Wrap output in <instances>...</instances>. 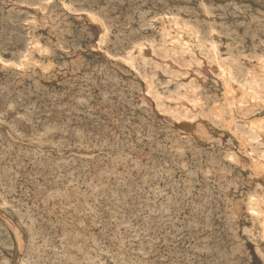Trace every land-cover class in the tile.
Returning <instances> with one entry per match:
<instances>
[{
  "label": "rangeland",
  "instance_id": "obj_1",
  "mask_svg": "<svg viewBox=\"0 0 264 264\" xmlns=\"http://www.w3.org/2000/svg\"><path fill=\"white\" fill-rule=\"evenodd\" d=\"M13 1V2H12ZM50 1V2H49ZM59 1L60 4H59ZM71 1H74L71 3ZM0 0V56L3 59H7L9 61L17 62V60H19V58L21 57L22 53L25 52H29L32 54V57L34 58V62H36V64L34 66H30L28 67L29 69H14V68H5L0 66V81L4 82L3 84L0 82V155H1V160H0V264H264V259L262 257L263 254V250H264V246L262 244V242L257 238V233H258V229L257 226L253 224L251 218L246 215V211H245V202L246 199L249 197L248 195H254V196H258L260 198H263V194H264V170L259 171V172H255V173H251L248 172L246 170H243L241 168V165L237 162H232V163H227L228 161H226L225 156L229 153V151L237 157L240 160L239 161H244L246 160V154H245V150L249 149V139H247V135L243 136L241 134L242 131H248L249 130L252 131V134L257 141H259V143H261L260 145V150L264 151V139H263V135H264V99L263 100H257L256 101H251L250 99H248L249 102H247L245 104L246 107H250L252 106V110L253 113L249 114L244 120L237 121V126H238V131L236 130H232L231 127L227 126V125H223L221 124L219 121L216 122H211V121H207L206 119L196 116L195 114H193V110H194V105L192 106L193 102V94L190 91L191 87H195L197 85H200L201 88H205L206 90L208 89H214L217 87L218 83H221V75L219 70H214L213 68H210L207 63L205 62L203 56L197 54V57L199 59V61H197V63L200 65L197 66V64L193 63V65L184 67L182 64H179L177 62H173L170 60V58H166L165 55L163 54L162 51H160V40L161 38H159V36L161 37V21L165 22V25L167 26H171V24L166 23L167 21V17L168 14H173V15H181V18L184 17V19L187 21H195L197 20V18H199L200 21L203 20L204 23L208 22V17H205V13L203 10L207 9L209 10V12H211V16L213 14V16H218V17H211V20L213 22V24L216 26L217 29H220L219 31H221L222 33H226L227 35L230 34V39H231V43L233 41L234 46H240V47H244V48H248L251 49L252 47H257L256 49H260L259 52L264 54V38L262 39V37H264V22H263V15H264V1L263 0H233V2L235 4H238V2L240 4L234 6V3L231 1H227V0H214V2H212V0H154L151 2V0H125L126 2H124V0ZM85 1V2H84ZM108 1H110L108 3ZM113 1V2H112ZM144 1V2H141ZM158 1V2H156ZM162 1V2H161ZM168 3H167V2ZM183 1V3H182ZM189 1V2H187ZM192 1V2H191ZM199 3H198V2ZM204 1V2H203ZM226 1V2H225ZM238 1V2H237ZM242 1V2H241ZM261 3H260V2ZM2 2V3H1ZM32 2V3H31ZM78 2V3H77ZM89 2V3H88ZM102 2V3H101ZM105 2V3H104ZM134 2V3H133ZM146 2V3H145ZM173 2V3H172ZM181 6H178L177 3ZM180 2V3H179ZM208 3L206 5V3ZM223 2V4H221ZM260 4H259V3ZM130 3V4H129ZM162 3V4H161ZM164 3V4H163ZM189 5L187 6L186 5ZM201 3V4H200ZM210 3V4H209ZM214 3V4H213ZM231 3V4H229ZM256 3V6H254V4ZM263 3V4H262ZM20 4V5H19ZM24 4V5H23ZM72 4V5H71ZM90 4V5H89ZM93 4V5H92ZM102 4V5H101ZM107 4V5H106ZM113 4V7L112 5ZM116 4H118V7L116 6ZM133 4V5H132ZM135 4V5H134ZM152 4H155L152 6ZM161 4V7L160 5ZM167 4V5H166ZM175 4L177 6H175ZM185 4V5H183ZM192 4V5H191ZM198 4V6L196 5ZM204 4V5H203ZM212 4V5H211ZM221 6H219V5ZM244 4V5H242ZM249 4V5H248ZM35 5V6H34ZM63 5V7H62ZM71 5V7H69ZM107 6V8L105 6ZM126 5V6H125ZM132 5V6H131ZM142 5V6H141ZM145 5V6H143ZM170 5V6H169ZM173 5L175 7H173ZM195 7H194V6ZM204 7H202V6ZM208 5H210L208 7ZM215 5V6H214ZM233 5V7H232ZM240 5V6H239ZM241 5H242V9H241ZM248 8H246V6ZM253 5V6H252ZM259 5V6H257ZM262 5V8L260 7ZM99 6V7H97ZM116 6V7H115ZM134 6V7H133ZM135 6L138 8H135ZM148 6V7H147ZM163 6V7H162ZM166 6V7H164ZM183 6V9H182ZM217 6V7H216ZM225 6V8H224ZM230 6V7H229ZM2 7V8H1ZM61 7V8H60ZM91 7V8H90ZM110 7V8H109ZM156 7V8H155ZM159 7V9H158ZM173 7V8H172ZM179 9H178V8ZM187 7V8H186ZM199 9L200 10H193V9ZM207 7V8H206ZM248 9L245 10L244 9ZM259 7V8H258ZM76 8V9H75ZM84 8V9H83ZM86 8V9H85ZM109 8V9H108ZM143 10H142V9ZM163 10H161V9ZM167 8V9H166ZM177 8V9H174ZM181 8V9H180ZM203 8V9H202ZM205 8V9H204ZM219 8V9H218ZM221 8H224L221 9ZM229 8V9H228ZM238 8V9H237ZM240 8V9H239ZM253 8V9H251ZM110 11H108V10ZM137 9V10H135ZM173 9V10H172ZM190 9V11L188 10ZM227 9V12H226ZM236 10L234 12V10ZM257 9V10H256ZM68 12H67V11ZM71 10V12H70ZM74 10V11H73ZM97 12H96V11ZM135 10V11H134ZM145 10V11H144ZM161 10V11H160ZM168 10H172L168 11ZM188 10V12H187ZM252 10V11H251ZM257 12H256V11ZM7 13H6V12ZM52 14H50L49 12H52ZM56 11V12H55ZM93 11V12H92ZM139 11V12H138ZM149 11V12H146ZM151 11V12H150ZM164 11V12H163ZM168 11V13L166 12ZM178 11V13H177ZM191 11L193 13H191ZM196 11V12H194ZM201 11V13H200ZM219 13H216V12ZM222 11V12H221ZM225 11V12H224ZM231 12V14L228 12ZM242 11V13H241ZM260 11V12H259ZM262 11V12H261ZM75 12V13H74ZM83 12V13H82ZM86 12V14H84ZM142 12V13H141ZM156 12V13H155ZM160 14L158 15L157 14ZM164 15H163V13ZM177 14H176V13ZM226 13V15L224 13ZM251 12V13H250ZM255 12L257 13V15L255 14ZM259 12V13H258ZM77 13V14H76ZM82 13V14H81ZM89 13V14H88ZM93 13L95 15H93ZM106 13V15H105ZM110 13V14H109ZM131 13V14H130ZM137 13V14H136ZM141 13V15H140ZM154 13V15H153ZM175 13V14H174ZM186 13V14H184ZM195 13V14H194ZM223 13V15L221 14ZM240 13V14H238ZM250 15H249V14ZM56 15V17L54 15ZM59 14V15H58ZM118 14V16L116 15ZM149 14V15H148ZM166 14V17H165ZM191 14V15H190ZM198 14V17H197ZM200 14V15H199ZM202 14V16H201ZM218 14V15H217ZM220 14V15H219ZM243 14V15H242ZM262 16H261V15ZM5 15V16H4ZM23 15V16H22ZM50 15V16H48ZM95 17V19H92L93 16ZM109 15V16H108ZM114 17H113V16ZM120 15V16H119ZM151 15V16H150ZM153 15V16H152ZM156 15V16H155ZM163 15V16H162ZM183 15V16H182ZM194 15V16H192ZM204 15V16H203ZM222 15V16H221ZM235 15V16H234ZM238 15V17H237ZM242 15V16H241ZM246 15V18L245 16ZM260 15V16H259ZM30 16V17H29ZM52 16V17H51ZM54 16V17H53ZM59 16V17H58ZM88 16V17H86ZM97 16V17H96ZM102 18H101V17ZM139 16V17H138ZM158 16V17H157ZM160 16V17H159ZM234 16V17H232ZM253 16V17H252ZM4 17V18H3ZM14 17V18H13ZM49 17V18H48ZM89 17H92L91 19ZM105 17V18H104ZM113 17V18H111ZM143 17V18H142ZM154 17V18H153ZM180 17V16H179ZM220 17V18H219ZM250 17V18H249ZM252 17V18H251ZM258 17V18H257ZM56 18V20H55ZM120 18V19H119ZM125 18V19H124ZM148 18V19H147ZM193 18V19H192ZM202 18V19H201ZM207 18V20L205 19ZM241 18V19H240ZM256 18V19H255ZM261 18V19H259ZM6 19V20H5ZM11 19V20H10ZM58 19V20H57ZM113 19V20H112ZM141 19V20H140ZM217 19V20H216ZM229 19V20H228ZM244 19V20H243ZM251 21H250V20ZM253 19V20H252ZM255 19V21H254ZM259 19V20H258ZM40 20V21H39ZM90 20V21H89ZM92 20V21H91ZM99 20V21H97ZM136 20V21H135ZM223 20V22H222ZM236 20V22H235ZM20 21V22H19ZM31 21V24L33 23L34 26L36 28L33 27V25H31L29 22ZM33 21V22H32ZM38 23H36V22ZM45 21V22H42ZM55 21V22H54ZM70 21V22H69ZM97 21V23H96ZM105 21V22H104ZM207 21V22H205ZM216 24H215V22ZM220 23H219V22ZM231 21V22H230ZM233 21V24H232ZM246 21V22H245ZM258 21V22H257ZM26 22V23H25ZM54 22V23H53ZM95 22V23H94ZM100 22L102 23L100 25ZM124 22V23H123ZM160 22V23H158ZM222 22V23H221ZM225 22V23H224ZM228 22V23H226ZM230 22V23H229ZM251 22H256L255 24L251 23ZM7 23V24H6ZM24 23V24H23ZM29 23V24H28ZM36 23V24H35ZM45 23V24H44ZM58 23V24H57ZM82 23V24H81ZM137 23V24H136ZM141 23V24H140ZM237 23V24H236ZM238 23L240 25H238ZM248 23V25H247ZM260 25H259V24ZM6 24V25H5ZM28 24V25H27ZM45 25V29L41 26ZM77 24V25H76ZM81 24V25H79ZM125 24V25H123ZM237 25V27L235 25ZM243 24V25H242ZM250 24V25H249ZM259 25V28L257 27ZM9 25V26H8ZM37 25V26H36ZM39 25V26H38ZM52 27H51V26ZM56 25V27L61 30L60 35L58 34L59 32L57 28H54ZM60 25V26H59ZM79 25V26H78ZM86 25V26H85ZM228 25H230L228 27ZM13 26V27H12ZM49 26V29H48ZM107 28V37L105 38V40L101 41V37L102 35V30L103 28ZM126 26V27H124ZM158 26V27H157ZM224 26V27H223ZM234 26V27H233ZM262 28H261V27ZM37 27H42L37 28ZM76 27V28H75ZM79 27V28H78ZM113 27V28H112ZM160 27V28H159ZM240 27V29H239ZM248 27V29H246ZM257 29H255V28ZM29 28V29H28ZM34 28V29H32ZM51 28V29H50ZM73 32H72V30ZM136 28V29H135ZM231 28V29H229ZM4 29V30H3ZM42 31L40 32L39 31ZM44 29V30H43ZM55 32H54V30ZM110 29V30H109ZM138 29V30H137ZM234 29V30H233ZM246 31H245V30ZM253 29V30H250ZM260 29V30H259ZM3 30V31H2ZM13 30V31H12ZM31 30L33 32H31ZM38 30V32L36 33V31ZM53 30V31H52ZM68 30V32H66ZM70 30V31H69ZM120 30V31H119ZM132 30V31H131ZM235 30L237 31L235 33ZM241 30V31H240ZM244 30V31H243ZM255 30V31H254ZM263 30V31H262ZM22 31V32H21ZM50 31V33H49ZM65 31V32H64ZM109 31V32H108ZM115 31V32H114ZM130 31V32H129ZM149 31V32H147ZM171 31V30H170ZM231 31V33H230ZM254 31V32H253ZM45 32H48V34H45ZM54 32V34H53ZM120 32V33H119ZM134 32V33H133ZM229 32V33H228ZM243 32V33H242ZM250 32V33H249ZM263 34H262V33ZM19 33V34H18ZM58 36H57V34ZM62 33L65 34V36L62 35ZM74 33V34H73ZM76 33V34H75ZM117 33V35H116ZM125 33V35H123ZM233 33V34H232ZM239 33V34H238ZM242 33V34H241ZM245 33V34H244ZM261 33V34H260ZM10 34V35H9ZM12 34V35H11ZM23 34V35H22ZM46 35L45 37L43 35ZM113 34V35H112ZM122 34V35H121ZM142 34V35H140ZM146 34V36H145ZM149 34V35H148ZM154 34V35H153ZM241 34V35H240ZM247 34V35H246ZM251 34V35H250ZM254 34L256 36H254ZM258 34V35H257ZM260 34V35H259ZM5 37H4V36ZM51 35V36H50ZM83 35V36H82ZM84 35H85V39H84ZM87 35V36H86ZM144 35V36H143ZM231 35L233 37H231ZM241 37H240V36ZM245 35V36H243ZM263 35V36H262ZM12 36V37H11ZM14 36V37H13ZM32 36V39H31ZM39 36V37H38ZM54 36V37H53ZM67 39L65 41V39L63 40L62 38ZM74 36H75V40H74ZM82 36V37H80ZM154 36V37H153ZM262 36V37H261ZM2 37V38H1ZM11 37V38H10ZM37 37V38H35ZM43 37V38H41ZM53 37V38H52ZM117 37L119 39H117ZM128 37V38H127ZM130 37V38H129ZM249 37V38H248ZM260 37V39L258 38ZM13 38V39H12ZM20 38V40H19ZM34 38L38 41L39 46L42 47V50L38 51L32 49V47H34L33 43L37 42L34 40ZM57 38L58 40H62L61 42H59L58 44V40L55 39ZM69 38V39H68ZM71 38V39H70ZM77 38V40H76ZM136 38V39H135ZM242 38V39H241ZM252 38V39H251ZM255 38V39H254ZM12 39V40H11ZM53 42L49 44V41ZM98 39V40H97ZM108 39V40H107ZM127 39V40H126ZM130 39V40H129ZM147 39V40H146ZM245 39V40H243ZM14 40V42H13ZM18 40V41H17ZM69 40V41H68ZM73 40V41H72ZM85 40V41H83ZM93 40V41H92ZM126 40V41H125ZM129 40V41H128ZM146 42L144 45V49L142 50V53L139 55L136 53H134L133 56L134 57V61L133 63H129L126 60L125 57V53H124V49H126L128 47V45L131 42ZM149 40V42H148ZM237 40V41H236ZM257 40V41H255ZM107 41L109 43H107ZM115 41V42H113ZM124 41V42H123ZM152 41V42H151ZM156 41V43H155ZM247 41V42H246ZM261 41V42H259ZM17 42V43H16ZM20 42V43H19ZM26 42V43H25ZM33 42V43H32ZM42 42V43H40ZM82 42H86L85 44ZM88 42V43H87ZM104 42V43H103ZM127 42V43H126ZM148 42V43H147ZM151 42V43H150ZM251 42V45H250ZM13 43V44H12ZM48 43V44H46ZM63 43V45H61ZM71 43V44H70ZM76 45L74 46L73 44ZM97 43V44H96ZM155 43V45H154ZM244 43V44H242ZM261 43V44H260ZM15 44V46H14ZM26 44V45H25ZM87 44V45H86ZM101 44H103L101 46ZM118 44V45H117ZM121 44V45H120ZM149 44V45H147ZM153 44L155 46L154 52L153 49L150 48V45ZM254 46H253V45ZM256 44V46H255ZM260 44V45H257ZM22 45V46H21ZM24 45V46H23ZM31 45V46H30ZM51 45V46H50ZM53 45H56L55 47ZM78 45V46H77ZM83 45V46H81ZM85 45V46H84ZM158 45V46H157ZM18 46V47H17ZM71 46V47H70ZM157 46V47H156ZM248 46V47H247ZM19 48V50H17V48ZM22 47V48H20ZM25 47V48H24ZM52 47H54L55 49H53ZM87 47V48H86ZM251 47V48H250ZM4 48V49H3ZM44 48V49H43ZM58 50H57V49ZM60 48V49H59ZM85 48V49H84ZM97 48V49H96ZM147 48V49H145ZM70 52H69V50ZM80 49V50H79ZM91 49V50H89ZM158 49V50H157ZM221 51H224V47L222 46V48H220ZM14 52H13V51ZM21 50V51H20ZM48 50V51H47ZM79 50V51H78ZM85 50V52H84ZM123 50V51H122ZM157 50V51H156ZM13 53H12V52ZM54 51V52H53ZM58 53H57V52ZM77 51V52H75ZM82 51V52H81ZM159 51V52H158ZM72 52L74 53V56L72 55ZM88 52V53H87ZM152 56H151V53ZM162 52V53H161ZM38 55H37V54ZM55 53V54H54ZM57 53V54H56ZM60 53V54H59ZM62 53V54H61ZM71 53V54H70ZM91 53H93V55H91ZM110 53V54H108ZM12 54H15L12 56ZM80 54V55H79ZM95 54V55H94ZM121 54V55H120ZM63 55V56H62ZM70 55V56H69ZM120 55V56H118ZM53 56L54 59H53ZM84 58H82V57ZM107 58H106V57ZM79 57V58H77ZM82 61L81 60V58ZM87 57V58H86ZM91 57V58H90ZM93 57V59H92ZM14 58V59H13ZM86 58V59H85ZM97 58V59H96ZM166 58V59H165ZM36 59V61H35ZM77 59V62H76ZM89 61H88V60ZM99 59V60H98ZM120 59V60H119ZM164 59V60H163ZM46 60V61H45ZM53 60V61H52ZM66 60V61H65ZM72 62H71V61ZM75 60V61H74ZM79 60V61H78ZM92 60V62H91ZM96 60V62L94 61ZM144 60V61H143ZM39 61V62H38ZM42 61V62H41ZM47 61L49 64H47ZM61 61H63L61 63ZM69 61V62H68ZM88 61V62H87ZM103 62V65L101 62ZM114 61V62H113ZM139 61V62H138ZM142 61V62H141ZM202 61V62H200ZM66 62V64L64 63ZM82 66L81 69L80 65L79 68L77 67L78 65ZM83 62V63H81ZM87 62V63H85ZM90 62V63H89ZM97 63V64H94ZM121 62V63H120ZM129 64H128V63ZM172 62V63H171ZM40 63V64H39ZM45 63V64H44ZM51 63V64H50ZM54 63V64H53ZM70 63V64H69ZM105 63V64H104ZM111 65H110V64ZM114 63V64H113ZM126 63V64H125ZM149 63V64H148ZM158 63V64H157ZM177 63V66L176 64ZM39 66H38V65ZM44 64V65H43ZM46 64L48 65V67L46 66ZM54 66H53V65ZM56 64V65H55ZM69 64V66H68ZM76 64V66H75ZM84 64V65H82ZM87 64V65H86ZM90 64V66H89ZM92 64V65H91ZM100 64V65H99ZM122 64V65H121ZM134 64V66H133ZM142 64V65H141ZM42 67H41V66ZM66 67H65V66ZM97 65V66H96ZM165 67H164V66ZM36 66V67H35ZM56 66V67H55ZM86 66V68L84 67ZM93 66L95 68L96 66V70L93 69ZM103 66V67H102ZM109 66V67H108ZM178 66H181L178 68ZM44 67V68H43ZM52 67V68H51ZM58 67V68H57ZM63 67V68H62ZM65 67V68H64ZM76 67V68H75ZM84 67V68H83ZM90 67H92V69H90ZM115 67V68H114ZM157 67V68H156ZM30 68H32L30 70ZM35 68V69H34ZM43 68V69H42ZM74 68V69H73ZM83 68V69H82ZM98 68V70H97ZM102 68V69H101ZM106 68V69H105ZM110 68V69H109ZM117 68V70H116ZM20 71H19V70ZM34 69V70H33ZM57 69V70H56ZM75 71H73V70ZM91 71H89V70ZM109 71H108V70ZM30 70V71H29ZM33 70V72H32ZM61 70V71H60ZM81 70V71H80ZM88 70V72H86ZM93 70V71H92ZM113 70V71H110ZM157 70V71H156ZM10 71V72H9ZM29 71V72H28ZM43 73H42V72ZM47 71V72H44ZM68 71V73H67ZM77 71V72H76ZM95 71V72H94ZM105 71V72H104ZM141 71V72H140ZM257 72L262 73L264 70H261L260 68H257L256 70ZM35 72H37L35 74ZM56 72V73H55ZM70 72V74H69ZM74 72V73H73ZM80 72V73H79ZM104 72V73H102ZM109 72V73H108ZM113 72V73H112ZM131 72V73H130ZM181 72V73H180ZM4 73V74H3ZM9 73V74H8ZM11 73V74H10ZM20 73V74H19ZM33 73V74H32ZM62 73V74H61ZM79 76V78L81 79H77V75ZM85 73V74H84ZM86 73H90V74H86ZM94 73V74H93ZM106 73V74H105ZM119 75H116V74ZM122 73V74H121ZM126 75H125V74ZM156 73V74H155ZM166 73V74H165ZM180 73V74H179ZM8 74V75H7ZM27 74V75H26ZM51 74V75H50ZM95 74H97L95 76ZM102 74H104L102 76ZM110 74H113V78H111L112 76ZM116 76H115V75ZM128 74V75H127ZM131 74V75H130ZM164 74V75H163ZM34 75V76H33ZM65 75V76H64ZM84 75V76H83ZM92 75V76H91ZM106 75V77H105ZM23 76V78H22ZM41 76V77H39ZM54 76V77H53ZM80 76H82V79ZM111 76V77H110ZM115 76V77H114ZM122 76V77H121ZM143 76V77H142ZM177 76V77H176ZM3 77V78H2ZM6 77V78H5ZM17 77V78H16ZM27 77V79H26ZM31 77V78H30ZM38 77V78H37ZM56 77V78H55ZM74 77L73 79L70 78ZM93 77V78H92ZM98 77H100V81L98 80ZM105 77V78H103ZM109 77V78H108ZM121 77V80H120ZM126 77V78H125ZM129 79H128V78ZM148 77V79H147ZM15 78V79H14ZM37 78V79H36ZM92 78V79H91ZM111 78V80H110ZM115 78V79H114ZM118 78V79H117ZM3 79V80H2ZM40 79H44V81L40 80ZM125 79V81H124ZM151 79V80H150ZM177 79V80H176ZM179 79V80H178ZM193 79V80H192ZM5 80V81H4ZM28 80V82H26ZM87 80V82H86ZM110 80V82H109ZM116 80V81H115ZM119 80V81H118ZM132 80V81H131ZM146 80V81H145ZM148 80V81H147ZM166 80V81H165ZM169 80V82H168ZM18 84H16V82ZM33 81V82H31ZM46 81V82H45ZM49 81V82H48ZM62 81V82H61ZM77 81V82H76ZM96 81V82H95ZM103 81V82H102ZM113 81V82H112ZM127 81V82H126ZM130 81V83H129ZM151 81V82H150ZM190 81V82H189ZM25 82L27 83V85L25 84ZM39 82V83H38ZM79 82L80 85H79ZM99 82H102L101 85L104 87V91H103V87L101 85H97L100 84ZM105 82V83H104ZM120 82V83H119ZM126 82V83H125ZM155 85H153V83ZM158 82V83H157ZM168 82V83H167ZM175 82V83H174ZM71 83H73L71 85ZM86 83V84H85ZM114 85H113V84ZM119 83V84H118ZM125 83V84H124ZM144 83V84H143ZM161 85H160V84ZM189 83V84H188ZM57 84V85H56ZM61 84V85H60ZM65 84V85H64ZM68 84V85H67ZM70 84V87H68ZM77 84V85H75ZM88 84V85H87ZM92 84V86H91ZM95 84V86H94ZM107 84V85H106ZM110 84V86L108 85ZM117 84V85H116ZM131 84V86L129 85ZM133 84V85H132ZM148 84V85H146ZM151 84V85H150ZM179 84V85H178ZM184 84L186 86H184ZM16 85V87H15ZM47 85V86H46ZM63 85V86H62ZM127 85V86H126ZM129 85V87H128ZM135 85V86H134ZM11 86V87H10ZM13 86V87H12ZM44 86V87H43ZM66 86V87H65ZM80 86V87H79ZM85 86V87H84ZM89 88H88V87ZM95 88H94V87ZM100 86V87H99ZM109 86V87H108ZM118 87L117 88V94L116 91L114 92V90H116V88L114 87ZM154 86V87H153ZM157 86V87H156ZM15 87V88H14ZM27 87V88H26ZM32 87V88H31ZM64 87V88H63ZM72 87H74L75 89H73ZM82 87L84 89H82ZM93 87L94 89H92V92L90 89ZM112 90H111V88ZM123 87V88H122ZM126 87V90H125ZM142 87V88H140ZM159 87V88H158ZM161 87V88H160ZM182 87V88H179ZM6 88V89H5ZM8 88V89H7ZM14 88V89H13ZM34 88V89H33ZM47 88V89H45ZM49 88V89H48ZM69 88V90H68ZM122 88V89H121ZM135 88V89H134ZM149 88V89H148ZM17 89V91L15 90ZM26 89V90H24ZM33 89V90H32ZM52 89V90H51ZM55 89V90H54ZM58 89V90H57ZM60 89V90H59ZM64 89V90H63ZM79 89V90H76ZM101 89V90H100ZM110 89V90H109ZM138 89V90H137ZM142 89V90H141ZM153 89V90H152ZM184 89V90H183ZM189 91H188V90ZM15 90V91H14ZM24 90V91H23ZM100 90V92H98ZM120 90V91H119ZM20 91V92H19ZM58 91L59 93H56ZM64 93V94H62ZM65 91V92H64ZM75 91V92H74ZM113 91V93H112ZM123 91V92H121ZM128 91V92H127ZM130 91V93H129ZM152 94H149L148 92H150ZM155 93H153V92ZM158 91V92H156ZM160 91V92H159ZM174 91V92H173ZM237 95H238V91L234 90ZM2 92V93H1ZM23 92V93H22ZM51 94H50V93ZM55 92V94H54ZM71 92V93H70ZM75 93V94H72ZM85 92V93H84ZM88 92H90L88 95ZM92 92V93H91ZM107 92V95L105 94ZM109 92V93H108ZM141 92H143L142 94H140ZM188 92V93H187ZM17 93V94H16ZM26 93V94H25ZM29 93V94H28ZM70 93V94H69ZM97 93V94H96ZM101 93V94H100ZM115 93V94H114ZM121 93H124L121 95ZM133 93V94H132ZM146 93V94H145ZM173 93V95H172ZM234 93V92H233ZM19 94V95H18ZM25 94V96H24ZM50 94V95H49ZM63 96H62V95ZM92 94V96H90ZM95 94V95H94ZM120 94V96H119ZM127 94V95H125ZM129 94V95H128ZM131 94V96H130ZM170 94V96H169ZM191 94V95H190ZM29 95V97H28ZM54 95V98H53ZM59 95V96H58ZM69 95V97H68ZM84 95V96H83ZM87 95V96H86ZM94 95V96H93ZM101 95V96H99ZM133 95V97H132ZM137 95V96H136ZM154 95V96H153ZM156 95V96H155ZM160 95V97H159ZM177 95V97H176ZM33 96V97H32ZM67 96V97H66ZM72 96V98H71ZM74 96V98H73ZM98 96V97H97ZM105 96V97H103ZM117 96V97H116ZM124 96V97H123ZM162 96V97H161ZM181 100L179 97H181ZM183 96L188 98H184ZM51 97V98H50ZM62 97H64V100ZM86 97V98H85ZM91 97V99H90ZM115 97V98H114ZM121 97V98H120ZM129 97V98H128ZM153 97V98H152ZM159 97V98H158ZM24 98V99H23ZM29 98V99H28ZM32 98V99H31ZM60 98H61V102H60ZM73 99V101H71V99ZM81 98V99H80ZM85 98V100H84ZM94 98V99H93ZM97 98V99H95ZM108 98V99H106ZM192 98V99H191ZM28 99V100H26ZM36 100V102L34 100ZM39 99V100H38ZM43 99V100H42ZM51 99V100H50ZM70 99V101H69ZM90 99V101H89ZM93 99V100H92ZM102 99V100H101ZM125 99V100H124ZM132 101V102H127L126 101ZM137 99V100H136ZM167 99V101H166ZM170 99V100H168ZM174 99V100H173ZM177 99L176 102H174ZM191 99V100H190ZM15 100V101H14ZM23 100V101H22ZM47 100V102H46ZM58 100V101H57ZM63 100V101H62ZM101 100V102H100ZM107 100V101H106ZM109 100V101H108ZM123 100V102H122ZM154 102H153V101ZM186 100V102L184 101ZM189 100V101H188ZM19 101V102H18ZM31 101H33L31 103ZM96 101V103L94 102ZM100 106H98V102ZM111 101V102H110ZM119 101V103H118ZM49 102V103H48ZM55 102V103H54ZM60 102V104H59ZM63 102V103H62ZM65 102V103H64ZM67 102V103H66ZM91 102H93L94 104H91ZM103 102V104H102ZM127 104H125V103ZM137 102V103H136ZM140 102V104L138 105V103ZM185 103L186 105H184L183 103ZM253 102V103H252ZM12 103V104H11ZM31 103V104H29ZM36 103L38 104L36 106ZM106 103V104H105ZM111 103V104H110ZM124 103V104H123ZM132 105H130V104ZM134 103V104H133ZM136 103V104H135ZM258 105L256 106L255 105ZM10 104V105H9ZM35 104V105H34ZM41 104V105H40ZM56 104V105H55ZM60 105V106H57ZM68 104V105H67ZM95 104L98 106H95ZM105 104V106H104ZM116 104V105H115ZM119 104V105H118ZM143 104V106H142ZM157 104V105H156ZM163 104V105H162ZM190 106H189V105ZM194 104V102H193ZM2 105V106H1ZM9 107H8V106ZM13 105V106H12ZM46 105V106H44ZM55 105V106H54ZM73 105V106H72ZM81 105V106H80ZM82 105H84L82 107ZM88 105H90L91 107H89ZM123 105H125L123 107ZM129 105V106H128ZM138 107H137V106ZM184 107H183V106ZM262 105V106H261ZM30 106V107H29ZM88 106V107H87ZM93 106V108H92ZM104 106V108H103ZM120 107V108H116V107ZM192 106V107H191ZM38 107V108H37ZM49 107V108H48ZM59 109H57V108ZM82 107V108H81ZM101 107V108H100ZM109 109H108V108ZM116 109H115V108ZM136 107V109L134 108ZM183 107V108H182ZM7 108H10V110H8ZM32 108V110H31ZM34 108V109H33ZM55 108V109H54ZM95 108V109H94ZM112 108V109H110ZM116 110H114V109ZM128 108V109H127ZM138 109H142L141 110H137ZM170 108V109H168ZM185 108V109H184ZM193 108V109H192ZM25 111H24V110ZM43 109V110H42ZM54 109V110H53ZM61 109L64 111H61ZM66 109V110H65ZM70 109V110H69ZM73 109V110H72ZM83 109V110H82ZM119 109V113L118 112ZM123 109V111H122ZM127 111H125V110ZM144 109V110H143ZM146 109V110H145ZM162 109V110H161ZM53 110V111H52ZM80 110V111H79ZM102 111V113H99L100 111ZM108 112H107V111ZM114 110V111H113ZM121 110V111H120ZM131 110V114L130 113ZM148 110V112H147ZM157 110V111H156ZM188 110V111H187ZM4 111V112H2ZM8 111V112H7ZM23 111V112H22ZM35 111V112H34ZM52 111V113H51ZM70 111V112H69ZM82 111V112H81ZM94 111V112H92ZM141 111L139 114L138 112ZM145 113H144V112ZM150 111V112H149ZM170 111V113H169ZM176 111V113H175ZM186 111V112H185ZM27 112V113H26ZM55 112V113H54ZM58 112V113H57ZM62 112H64V114H62ZM74 112V113H72ZM80 112V113H79ZM92 112V113H91ZM100 114L98 117V113ZM112 112V114L110 113ZM118 112V113H117ZM135 112V114H134ZM185 112V113H184ZM20 113V115H19ZM26 113V114H25ZM57 113V114H56ZM74 114V116L72 114ZM96 113V114H95ZM107 113V114H106ZM117 113V114H116ZM125 113V114H124ZM144 115H143V114ZM16 114V115H15ZM38 114V115H37ZM59 114V115H58ZM67 114V115H66ZM82 114V115H81ZM95 114V116H94ZM101 114H105L101 115ZM110 114V116H109ZM116 114V115H114ZM120 114V115H119ZM131 116H129V115ZM137 114V115H136ZM147 114V115H146ZM176 114V115H175ZM185 114V115H184ZM47 115V116H46ZM64 115V116H62ZM72 115V116H70ZM77 115V116H76ZM93 115V116H92ZM108 118H110L109 120H107V116ZM149 115V117H148ZM153 118H151L152 116ZM18 116V117H17ZM24 116H26L27 118L24 120L22 118H25ZM58 116V117H57ZM63 119H60V117ZM66 116H69L66 117ZM113 118H112V117ZM116 116V117H115ZM124 120H128L129 121H123L121 118ZM124 118H123V117ZM127 118H126V117ZM129 116V117H128ZM138 116V117H137ZM143 116V117H142ZM2 117V118H1ZM17 117V118H16ZM20 117V118H19ZM50 117V118H49ZM52 117V119H51ZM57 117V118H55ZM72 117V118H70ZM79 117V118H78ZM82 117V118H81ZM98 117V118H97ZM119 117V118H117ZM139 117L142 119L140 122ZM148 117V118H147ZM187 119H185V118ZM5 118V119H4ZM11 118V119H10ZM68 120H65L67 119ZM86 118V119H85ZM104 118V119H103ZM134 118V119H133ZM145 118V119H144ZM168 118V119H167ZM8 119V120H7ZM51 119V120H50ZM53 119H55L53 121ZM60 119V120H59ZM70 119V120H69ZM82 120L83 122H80V120ZM84 119L86 121H84ZM117 119V121H116ZM121 119V121H120ZM138 124H137V121ZM139 119V120H138ZM151 119V120H150ZM153 119V121H152ZM158 119H159V124L158 123ZM193 119V120H192ZM38 120V121H37ZM51 122H50V121ZM57 120V121H56ZM62 120V121H61ZM65 120V121H64ZM72 120H76V122H74L72 124ZM97 120V121H96ZM113 120V121H111ZM119 120V121H118ZM131 120V121H130ZM147 120V121H146ZM155 120V121H154ZM157 120V121H156ZM189 120V121H188ZM27 121V122H25ZM44 121H48L47 123ZM60 121L62 123H60ZM69 121H71L69 123ZM102 121V122H101ZM108 121V123H106ZM134 121V123H133ZM161 121V122H160ZM178 121V122H177ZM251 121V122H250ZM59 122V123H58ZM82 124H80V123ZM92 122V124H90ZM111 122V123H110ZM123 122V123H122ZM126 122V123H125ZM133 124V126L130 124ZM157 122V123H156ZM168 122V123H167ZM250 122V123H249ZM54 123V124H53ZM56 123V124H55ZM98 123V124H97ZM100 123V125H99ZM110 123V126H109ZM122 123V126L119 127L118 124ZM142 123V124H141ZM146 125L148 126H145ZM154 123V124H153ZM255 123V124H254ZM42 124V125H41ZM44 124V125H43ZM45 124H47L45 126ZM52 124V125H51ZM86 124V125H85ZM112 124V125H111ZM115 124V125H113ZM157 124V126H155ZM212 126H211V125ZM251 124V125H249ZM260 124V125H259ZM33 125V126H32ZM40 125V126H39ZM59 125V127H58ZM66 125V126H65ZM79 126V128L77 126ZM90 125V127L88 126ZM131 125V126H129ZM137 125L139 127H137ZM144 125V126H143ZM151 126V130H150V126ZM172 125V126H171ZM253 125H255V128L253 129ZM259 125V126H257ZM262 125V126H261ZM39 126V127H38ZM73 126V127H72ZM87 126V127H86ZM100 126V127H99ZM115 126V128L113 127ZM126 126V127H125ZM128 126V127H127ZM135 126V128H134ZM140 126H143L140 128ZM155 126V128H154ZM250 126V127H249ZM24 127V128H22ZM46 129H44V128ZM49 127V129H48ZM54 127V128H53ZM57 127V128H56ZM77 127V129H76ZM100 129H99V128ZM102 127V128H101ZM107 129H105V128ZM111 127V129H110ZM119 127V128H118ZM158 127V128H157ZM226 127V128H225ZM247 127V128H246ZM259 127V129H258ZM26 128V129H25ZM42 128V129H41ZM66 128V129H65ZM81 128V129H80ZM86 128V129H85ZM96 130H95V129ZM121 128V129H120ZM127 128V129H125ZM130 128V130H128ZM133 128L135 129L133 131ZM140 128V129H139ZM143 128V129H142ZM147 128V129H146ZM161 128V129H160ZM223 128V129H222ZM240 128V129H239ZM249 128V129H248ZM12 129V130H11ZM72 129V131H71ZM80 129V130H79ZM89 129V130H87ZM92 131H91V130ZM109 129V131H108ZM120 130V132L118 130ZM142 131H139V130ZM154 129V130H153ZM165 130V131H160V130ZM169 129V130H167ZM173 129V130H172ZM231 129V130H230ZM26 130V131H25ZM45 132H44V131ZM50 130V131H49ZM84 130V132H83ZM86 130V131H85ZM98 130V131H97ZM100 130V131H99ZM106 130V131H105ZM116 130L117 133L114 134V131ZM144 130V131H143ZM150 130V132H149ZM155 134H153L154 132ZM167 130V131H166ZM260 130V131H259ZM15 131V132H13ZM23 131V133H22ZM66 131V132H65ZM88 131V132H87ZM93 133H91V132ZM97 131V133H96ZM104 131L106 132L104 134ZM108 131V132H107ZM111 131V132H110ZM147 131V132H146ZM169 131V132H168ZM175 131L178 133H176L175 136ZM240 131V132H239ZM69 132V134H68ZM73 132V133H72ZM122 132V134H121ZM136 132V133H134ZM139 132V133H137ZM141 132V135H140ZM149 132V134H148ZM152 132V133H151ZM162 132V134H161ZM229 132L231 134H229ZM260 132V133H259ZM17 135H16V134ZM42 133V134H41ZM49 133V135L46 136V134ZM64 133V134H63ZM71 133V134H70ZM86 133V134H85ZM89 135H88V134ZM101 133L104 134V136H101ZM109 133V134H107ZM113 133V134H111ZM127 133V134H126ZM133 135H132V134ZM144 133V134H143ZM145 133L147 135H145ZM161 135H160V134ZM169 133V134H168ZM174 133V134H173ZM187 133V134H186ZM189 133V134H188ZM11 134V135H10ZM35 134V136L37 137H33ZM57 134V135H56ZM60 134V135H59ZM78 134V136H77ZM83 134V135H82ZM94 134V135H93ZM97 134V135H95ZM100 134V136H99ZM124 134V135H123ZM130 134V135H129ZM135 134V135H134ZM137 134V135H136ZM154 136H153V135ZM166 134V135H165ZM208 134V135H207ZM213 134V135H212ZM22 135H24L22 137ZM88 135V136H87ZM106 135V136H105ZM116 137H115V136ZM120 135V136H119ZM168 135V136H167ZM172 135V136H171ZM180 135V136H179ZM182 135V136H181ZM6 136V137H5ZM8 136V137H7ZM28 136V137H27ZM44 136V137H43ZM46 136V137H45ZM52 136V137H51ZM56 136V137H55ZM58 136V137H57ZM60 136V137H59ZM73 136V137H72ZM91 136V137H90ZM94 136V138L92 137ZM109 136V137H108ZM124 136V137H123ZM145 138L146 140L144 141V139L141 138ZM145 136V137H144ZM151 138H148V137ZM153 136V137H152ZM168 137V138H165ZM178 136V137H177ZM242 138V141L240 139L241 142H243L242 144L239 142V138ZM50 137V138H49ZM87 137V139L85 138ZM112 137L114 139H112ZM122 137V138H121ZM127 137V138H126ZM131 137V138H130ZM136 137V138H135ZM160 137V138H159ZM177 138V144H175L174 140L175 138ZM195 137V138H194ZM213 137V138H212ZM259 137V138H258ZM24 138V139H23ZM33 138V139H32ZM42 138V139H41ZM48 138V140H47ZM52 138V139H51ZM54 138V139H53ZM73 138V139H71ZM91 138V139H90ZM96 138V139H95ZM103 138V139H101ZM108 138V139H107ZM157 140H156V139ZM163 140H162V139ZM182 140H180V139ZM198 138V140H196ZM216 138V139H215ZM11 139V140H10ZM18 139V140H17ZM29 139V140H28ZM32 139V140H31ZM35 139V140H34ZM45 139V140H44ZM56 139V140H55ZM64 139V140H63ZM80 139V141H79ZM101 139V140H100ZM105 139V140H104ZM116 139V140H115ZM121 139V140H120ZM124 139V140H123ZM131 140L129 142V140ZM141 139V140H139ZM148 139V140H147ZM160 139V140H159ZM166 139V140H165ZM168 139V140H167ZM170 139H172V141H170ZM195 139V140H194ZM221 139V140H220ZM237 139V140H236ZM31 140V141H30ZM44 140V141H42ZM61 140V141H60ZM66 140V141H65ZM85 140V141H84ZM92 140V141H90ZM100 140V141H99ZM104 140V141H103ZM109 142H108V141ZM120 140V141H119ZM133 140V141H132ZM137 141V143L135 141ZM143 140V141H142ZM164 140L166 142H164ZM180 140V141H179ZM185 140V141H183ZM189 140V141H188ZM225 140V141H224ZM16 141V142H15ZM20 141H23L25 143H21ZM34 141V143H33ZM54 141V142H53ZM73 141V142H72ZM103 141V145L102 144ZM107 141V142H106ZM117 141V142H115ZM128 141V142H126ZM140 141V143H139ZM148 141V142H147ZM161 141V142H159ZM198 141V142H196ZM230 141V143L228 142ZM248 141V142H247ZM7 142V143H5ZM27 142V143H26ZM31 142V143H30ZM42 142V143H41ZM46 142V143H45ZM57 142V143H56ZM81 142V143H80ZM93 144H92V143ZM121 142V143H120ZM135 142V143H134ZM144 142V143H143ZM150 142V143H149ZM154 142V143H153ZM156 142V143H155ZM159 142V143H158ZM172 142V143H171ZM192 142V143H191ZM227 142V143H226ZM239 142V143H238ZM14 143L13 145L10 144ZM48 143V144H47ZM75 143H77L76 145H74ZM84 143V144H83ZM86 143V144H85ZM95 143V144H94ZM113 143V144H111ZM118 143V144H117ZM128 143V144H127ZM131 143V144H130ZM134 143V144H133ZM153 143V144H152ZM164 143V144H163ZM170 143V144H168ZM174 143V145H173ZM202 143V144H201ZM231 143H233L232 145H230ZM27 144H29L27 146ZM32 144V145H30ZM43 144V145H42ZM52 144V145H50ZM62 144V145H61ZM83 144V145H81ZM100 144V145H98ZM116 144V145H115ZM126 146L124 147L123 146ZM139 144V145H137ZM142 144V145H141ZM155 144V147L153 146ZM161 146H160V145ZM165 144L166 148H165ZM194 144V145H193ZM205 144V145H204ZM209 144V145H208ZM216 145L214 147V145ZM228 146H227V145ZM7 145V146H6ZM16 145V146H15ZM19 145V147H18ZM35 145V146H34ZM67 145H69L67 147ZM71 145V146H70ZM74 145V146H73ZM92 146V148L90 146ZM112 145V146H111ZM114 145V147H113ZM119 145V146H118ZM122 145V146H121ZM130 145V146H129ZM137 145V146H136ZM147 145V146H146ZM153 146V148H149ZM163 145V147H162ZM171 148H170V146ZM179 145V146H177ZM183 145V146H182ZM188 145H190L189 147H187ZM222 145V146H221ZM225 147H224V146ZM240 147H239V146ZM245 145V147H244ZM10 146V147H9ZM13 146V147H11ZM21 146V147H20ZM23 146V147H22ZM38 149H37V147ZM42 146V147H41ZM49 148H46L48 147ZM73 146V147H72ZM80 146V147H79ZM95 146V147H93ZM97 146V147H96ZM117 146V148H116ZM121 146V148H119ZM132 146V147H131ZM169 146V147H168ZM174 146V148H172ZM186 146V147H185ZM206 146V147H205ZM208 146V147H207ZM210 146L212 148H210ZM229 148H227V147ZM230 146V147H229ZM8 147V148H7ZM17 147V148H16ZM25 147V148H24ZM45 147V148H44ZM59 147V148H58ZM77 149H76V148ZM82 147V148H81ZM100 147V149H99ZM107 147V148H105ZM112 147V148H111ZM124 147V149H123ZM137 147V148H136ZM142 147V148H141ZM147 147V148H145ZM161 147V148H160ZM178 147V148H177ZM181 147V148H179ZM205 147V148H203ZM235 147V148H234ZM3 148V149H2ZM14 148V150L12 149ZM22 148V149H21ZM29 149L30 151L28 152ZM35 148L37 150H35ZM42 148H44L45 150H43ZM64 148V149H63ZM80 148V149H79ZM89 148V149H88ZM119 148V149H118ZM127 148V149H126ZM131 148V149H130ZM134 148H136L134 150ZM142 149L140 151H138L139 149ZM169 148V149H168ZM184 148V150H183ZM187 148L186 154L185 150ZM189 148V149H188ZM195 148V149H194ZM207 148V149H206ZM217 148V149H216ZM220 148V149H219ZM227 148V149H225ZM11 149V150H10ZM16 149V150H15ZM18 149V150H17ZM50 149V150H49ZM56 149H57V154H56ZM72 150L74 152L77 151L76 153H72ZM104 153H101L99 150ZM103 149V150H102ZM112 149V150H111ZM130 149V150H128ZM133 149V151H132ZM148 149V151H147ZM152 149V150H151ZM167 152L170 150V152ZM171 149H173L174 151H172ZM211 149V150H208ZM214 149V150H213ZM3 150V151H2ZM7 150V151H6ZM26 150V151H25ZM42 150V151H41ZM108 152H107V151ZM118 150V151H117ZM128 150V151H127ZM137 150V151H136ZM154 150V153H153ZM162 152H161V151ZM195 150V151H194ZM202 150V151H199ZM208 150V151H207ZM217 150V152H216ZM10 151V152H8ZM20 151V152H19ZM32 151V152H31ZM39 151V152H38ZM55 151V152H54ZM66 151V152H65ZM98 151V152H97ZM106 151V153H105ZM112 151V152H111ZM117 151V152H116ZM125 151H126V156H125ZM131 151V153H130ZM136 151V152H135ZM143 151V152H142ZM151 151V152H150ZM193 151L194 153H192L193 155H191V152ZM211 151V152H210ZM221 151V152H220ZM223 151V152H222ZM228 151V152H227ZM235 151V152H234ZM5 154H4V153ZM16 152V153H15ZM18 152V153H17ZM36 152V154H35ZM52 153V157H51V153ZM60 152V153H59ZM63 152V153H62ZM65 152V153H64ZM91 153V155H86L87 153ZM97 152V153H96ZM100 152V153H99ZM111 154H110V153ZM129 152V153H128ZM139 156L137 155L138 153ZM147 152V153H146ZM190 152V154H189ZM198 152V153H197ZM202 152V153H201ZM215 152V153H214ZM220 152V153H219ZM23 153V155L21 154ZM26 153V154H25ZM62 153V154H61ZM82 153V154H81ZM89 153V154H90ZM93 153V154H92ZM117 155H115V154ZM120 153V154H118ZM123 153V154H122ZM144 153V154H143ZM150 153V155H149ZM158 153V154H157ZM171 153V154H170ZM172 153H175L174 156ZM185 155H184V154ZM197 153V154H196ZM236 153V154H235ZM33 154V156H32ZM43 154V155H41ZM56 154V155H55ZM66 154V155H65ZM85 154V155H84ZM96 154V155H95ZM98 154V155H97ZM106 156L104 157L103 156ZM182 154V155H181ZM221 154V155H220ZM225 154V155H224ZM13 155V156H12ZM26 155V156H25ZM38 155V156H36ZM47 156V157H43V156ZM50 155V156H49ZM55 155V156H54ZM115 155V157H114ZM124 155V156H123ZM131 155V157H130ZM147 155L145 158L144 156ZM149 155V156H148ZM161 155V156H160ZM167 155V156H166ZM172 155V156H171ZM182 156L181 158L178 156ZM191 155V156H190ZM200 155V156H199ZM209 158H207L206 156ZM212 155V156H211ZM218 155V156H216ZM16 156V157H15ZM18 156V157H17ZM31 158H30V157ZM41 156L43 158H41ZM91 156V157H90ZM99 157L98 159H100V163L99 161L96 160L95 157ZM103 156V157H101ZM114 158H112V157ZM135 156V157H134ZM151 156V157H150ZM152 156L154 159H152ZM186 156V157H185ZM195 156V157H194ZM221 156V157H220ZM4 157V158H3ZM53 158L51 160V158ZM74 159H73V158ZM119 157V159H117ZM122 157V158H121ZM134 157V158H133ZM143 157V158H142ZM161 157V158H160ZM165 157V158H164ZM188 157V160H187ZM200 157V158H198ZM213 157V158H212ZM9 158V159H8ZM41 158V159H40ZM48 158V159H47ZM61 158V159H60ZM80 160H79V159ZM83 158V159H82ZM89 158V159H88ZM91 158V159H90ZM94 158V159H92ZM102 158V159H101ZM106 158V161H105ZM112 158V159H111ZM121 158V159H120ZM126 158V159H125ZM136 158V159H135ZM139 160H138V159ZM150 158V159H149ZM170 158V159H169ZM176 158V159H173ZM184 158V159H183ZM192 158V159H190ZM197 160H196V159ZM205 158V159H204ZM215 158L217 160H215ZM26 159V160H25ZM50 159V160H49ZM59 159V161H58ZM63 159V160H62ZM66 159V161H65ZM73 159V160H72ZM77 159V160H75ZM85 159V161H84ZM108 159V160H107ZM110 159V162L112 163V168L111 165L109 167L110 162H108ZM117 159V160H115ZM123 159V160H122ZM142 159V161H141ZM160 159V160H159ZM173 159V160H171ZM179 159V160H178ZM194 159V160H193ZM204 159V160H203ZM211 159V160H210ZM8 161V163H3L5 161ZM11 160H13L11 162ZM21 160V161H20ZM41 160V162H39ZM49 160V161H48ZM75 160V161H74ZM88 160V161H87ZM95 162L96 163H89V162ZM101 160H103L101 162ZM121 160V161H120ZM144 160V161H143ZM149 160V161H148ZM153 160V162H152ZM165 160V161H164ZM168 160V162H166ZM182 160V162H184V164L180 161ZM185 160H187L185 162ZM196 160V161H195ZM203 160V161H202ZM208 160V161H206ZM210 160V161H209ZM6 161V162H7ZM20 161V164H19ZM31 161V162H30ZM47 161V162H46ZM56 161V162H55ZM79 161V162H78ZM84 161V162H83ZM117 161V162H116ZM130 163H129V162ZM146 161V162H145ZM151 161V162H150ZM176 161V162H174ZM177 161H179L177 163ZM196 163H195V162ZM218 161V163L216 162ZM225 161V162H224ZM16 162V163H14ZM26 162V163H25ZM30 162V163H29ZM50 162V164H49ZM55 162V163H54ZM60 162V163H59ZM66 162V163H65ZM127 162V163H126ZM143 162V163H140ZM148 162V163H147ZM157 162V163H155ZM161 162V163H160ZM165 162V163H164ZM171 162V163H170ZM202 162V163H201ZM220 162V163H219ZM22 163V164H21ZM28 163V164H27ZM39 163H42L41 165ZM54 163V164H53ZM83 163V164H82ZM88 163V164H86ZM105 168H103L104 166ZM108 167H107V165ZM120 163V164H119ZM124 163V164H123ZM129 163V164H128ZM132 163V164H131ZM134 163L138 166H134ZM139 163V164H138ZM147 163V164H145ZM153 163V164H152ZM190 163V165H189ZM199 167H198V164ZM212 163V164H211ZM216 163V164H215ZM227 163V164H226ZM19 164V165H18ZM44 164V165H43ZM48 165V167L46 165ZM86 165H90L89 167H83ZM92 164L94 166H92ZM97 164V165H96ZM99 164V165H98ZM115 164V165H114ZM117 164V165H116ZM128 164V165H127ZM158 164V165H157ZM167 164V165H166ZM186 164V166H185ZM192 164H194L193 166L196 167L195 169L192 167ZM196 164V166H195ZM205 164V165H204ZM214 164V165H213ZM222 164H224L222 166ZM233 164V165H232ZM13 165V167H12ZM31 167H30V166ZM35 165V166H34ZM102 167H101V166ZM119 165H123V170L122 167ZM143 165V166H142ZM157 165V167L159 168V170L157 169V167L155 166ZM160 165V166H159ZM163 165V166H162ZM169 165V166H168ZM184 165V166H183ZM219 165V166H216ZM221 165V166H220ZM227 165V166H226ZM9 168V170L7 169V171L4 169H6V167ZM17 166V167H16ZM45 168H44V167ZM55 166V167H54ZM83 169H82V167ZM97 166V167H96ZM128 166V167H127ZM131 166V168H130ZM143 168H142V167ZM147 166V167H146ZM167 166V167H166ZM172 166V167H171ZM178 166V168L180 167V170L176 167ZM182 166V167H181ZM191 167L190 168L188 167ZM201 166V167H200ZM206 166L207 169L206 170ZM213 166V167H212ZM225 166V169H224ZM231 168H230V167ZM52 167V168H51ZM62 167V168H60ZM77 167V168H76ZM101 167V168H100ZM107 167V168H106ZM133 167V168H132ZM141 167V168H140ZM150 167V169L148 168ZM152 167V168H151ZM187 167V168H185ZM216 167V168H215ZM222 171H219L220 168ZM13 168V169H12ZM15 168V169H14ZM44 168V170H43ZM49 168V170H48ZM73 168V169H72ZM87 168V169H86ZM92 168V169H91ZM94 168V170H93ZM99 170L97 172V170ZM99 168V169H98ZM128 168V169H127ZM140 168V170H139ZM165 168V169H164ZM170 168V169H168ZM185 168V171L183 169ZM198 168H203V170L198 169ZM205 168V169H204ZM214 168L215 170L218 169V171H213ZM227 168H229V170H226ZM233 168V169H232ZM3 169V170H1ZM12 169V170H11ZM36 169V170H35ZM69 169V170H68ZM82 169V170H81ZM89 169V170H88ZM102 169V170H101ZM110 169V170H109ZM114 169V171L112 170ZM119 169V170H118ZM126 169V170H125ZM132 169V170H131ZM134 169V170H133ZM147 169V170H146ZM149 169V170H148ZM152 169L151 172H149ZM155 169V170H154ZM164 171H163V170ZM174 169V170H173ZM232 169V170H231ZM238 169V170H237ZM242 169V171H240ZM11 170V172H9ZM27 170V171H26ZM40 170V171H39ZM43 170V171H42ZM71 170V171H70ZM81 173V171L83 173H79V171ZM92 170V172L90 171ZM104 170V172H103ZM106 175H105V171ZM112 170V171H111ZM138 172V174L135 172ZM146 170V171H145ZM158 170V171H157ZM177 170V172H176ZM193 170L194 173H191ZM205 170V171H204ZM211 170V171H209ZM14 171V172H13ZM31 171V172H29ZM37 171V172H36ZM76 171V172H75ZM94 171V172H93ZM126 171V172H125ZM128 171L129 174L127 173ZM154 171V172H153ZM185 173H184V172ZM195 171H197L198 173H196ZM202 171V172H201ZM208 171V172H207ZM228 171V172H226ZM236 171V174L235 172ZM246 171V172H245ZM3 172V173H2ZM27 174H26V173ZM43 172V173H42ZM86 172V173H85ZM89 174H88V173ZM91 172V173H90ZM109 172V173H108ZM118 172V175H117ZM122 172V173H121ZM125 172V173H124ZM134 172V173H133ZM144 172V173H143ZM166 174H165V173ZM189 172V173H188ZM202 174H200V173ZM204 172V173H203ZM211 172V173H209ZM225 172V173H224ZM2 173V174H1ZM12 175H11V174ZM32 173V174H30ZM34 173V174H33ZM37 173V175H36ZM53 173V174H52ZM59 173V174H58ZM74 173V174H73ZM97 173H99L97 175ZM103 173V175L101 174ZM108 173V174H107ZM112 173V174H111ZM115 173V174H114ZM123 173L125 174V176H122ZM135 175H133V174ZM152 173V174H151ZM180 173V174H179ZM185 175H184V174ZM207 173V174H206ZM213 173H215L217 175V177H215L213 175ZM218 173V174H217ZM234 173V174H233ZM238 173V174H237ZM246 173V174H245ZM66 174V175H65ZM70 174V175H69ZM84 174V175H83ZM91 174V175H90ZM121 174V177H120ZM142 175V176H138V175ZM146 174V175H145ZM161 174V175H159ZM173 174V176H172ZM182 174V175H181ZM196 174V175H195ZM198 174V175H197ZM205 174L207 177H205ZM223 174V176H222ZM233 174V175H232ZM245 174V175H244ZM9 175V177H8ZM15 175V176H14ZM55 175V176H54ZM96 175V176H95ZM111 175H113L111 177ZM116 175V176H115ZM144 175V176H143ZM151 175V176H150ZM158 175V176H157ZM164 175V176H163ZM175 175V176H174ZM201 175V176H200ZM205 177L206 180H204ZM220 175V176H219ZM225 175V176H224ZM227 175V176H226ZM238 175V176H237ZM247 175V176H246ZM2 176V177H1ZM36 176V177H35ZM100 176V177H99ZM110 176V177H109ZM132 176V177H131ZM134 176V177H133ZM146 176V177H145ZM157 176V177H156ZM161 176V177H160ZM171 176V177H170ZM187 176V177H186ZM197 176V177H196ZM211 176V177H210ZM230 176V178H229ZM235 176V177H234ZM242 176V177H241ZM244 176V177H243ZM254 176V178H253ZM8 177V178H7ZM14 177V178H13ZM35 177V178H34ZM53 179H51V178ZM71 177V178H70ZM76 177V178H75ZM84 177V178H83ZM89 177V178H88ZM92 177V178H91ZM108 177V178H107ZM121 179H120V178ZM124 177V178H123ZM129 177V179L127 178ZM137 177V178H136ZM155 177V178H154ZM163 177V178H162ZM169 177V178H168ZM175 177V181L173 178ZM210 177V178H208ZM224 177V178H223ZM239 177V178H236ZM4 178V179H3ZM7 178V179H6ZM13 178V179H12ZM17 178V179H16ZM41 178V179H40ZM56 178V179H55ZM61 178V180H60ZM105 178V179H104ZM145 178V179H144ZM152 180L154 178V180H152L153 182H148V180ZM179 178V179H178ZM185 178V179H183ZM189 178V179H188ZM195 178V179H194ZM247 179L246 181L243 180ZM38 179V180H37ZM46 179V180H45ZM92 179V181L90 180ZM100 179V180H99ZM103 179V180H101ZM108 179V181H107ZM112 179V180H110ZM116 179V181H115ZM118 179V180H117ZM127 179V180H125ZM131 179V180H130ZM142 179V180H141ZM172 179V180H171ZM209 179V180H208ZM220 179V180H219ZM233 179V181H232ZM236 179V180H235ZM238 179V180H237ZM240 179V180H239ZM6 182H5V181ZM11 180L12 182H9ZM14 180V181H13ZM28 180V181H27ZM29 180H31V182H29ZM70 180V182H69ZM83 180V181H82ZM120 180H123L120 181ZM130 180V181H129ZM134 180V182H133ZM144 180V181H143ZM162 180V181H161ZM185 180H187L186 183ZM191 180V181H190ZM193 180V182H192ZM202 180V181H201ZM208 180V181H207ZM216 180V181H214ZM238 182V184L235 182ZM24 182V183H20L19 182ZM41 181V182H39ZM90 181V182H89ZM94 181V182H93ZM96 181V182H95ZM97 181H100L98 183ZM117 181H119L118 183H116ZM127 181V182H126ZM142 181V182H141ZM172 181V182H171ZM182 181V182H181ZM198 181V182H197ZM203 181L205 183H203ZM206 181L208 182L206 184ZM220 181V182H219ZM228 184H224V183ZM240 181V182H239ZM245 181V182H244ZM253 181V182H252ZM8 182V184H7ZM35 182V183H34ZM80 184H79V183ZM92 182V184H91ZM107 182V183H106ZM109 182V183H108ZM125 182V184H124ZM129 182V184H128ZM146 182V183H145ZM158 186H157V184ZM174 182V183H173ZM198 185H196V183ZM222 185L223 187L226 188V190L224 191L225 188H219L221 187L219 185ZM224 182V183H223ZM244 182V183H242ZM248 184H247V183ZM249 182L251 184H249ZM255 182V184H254ZM14 183V184H13ZM28 183V184H27ZM30 183V184H29ZM32 183V184H31ZM42 183V184H40ZM57 185H56V184ZM65 185H63V184ZM69 183V184H68ZM85 183V184H84ZM88 183V184H87ZM94 183V184H93ZM121 183V185H120ZM127 183V184H126ZM150 183V184H149ZM152 183V185H151ZM181 183V184H180ZM184 183V190H183V184ZM186 183V184H185ZM191 183V184H190ZM195 183V184H194ZM215 183V184H214ZM218 183V184H217ZM230 183V184H229ZM236 183V185H235ZM240 183V184H239ZM247 186L250 188H247ZM6 184V185H5ZM9 184L11 187H9ZM35 184V185H33ZM53 184L55 186H53ZM67 184L69 186H67ZM84 184V185H83ZM90 184V185H89ZM114 184V185H112ZM117 186H116V185ZM142 184V185H141ZM145 184V185H144ZM148 184V186H147ZM176 184V185H175ZM179 184V185H178ZM213 186H212V185ZM4 185V186H3ZM16 185V186H15ZM29 185V186H28ZM47 185V186H46ZM81 185V186H80ZM85 186L83 188V186ZM87 185V186H86ZM92 185V186H91ZM101 185V186H100ZM120 185V186H119ZM126 185V186H125ZM141 185V186H140ZM144 185V186H143ZM167 185V186H166ZM190 185V186H189ZM203 185V186H201ZM211 185V186H210ZM219 185V186H218ZM242 185V186H241ZM251 185V187L249 186ZM7 186V187H6ZM13 186H15L13 188ZM22 186V187H21ZM26 186V187H24ZM35 186V187H34ZM38 188H37V187ZM41 186V187H40ZM45 186V187H44ZM74 186V187H72ZM76 186V187H75ZM91 186V188H90ZM94 186V187H93ZM136 186V187H135ZM143 186V187H142ZM151 186V187H150ZM164 186V187H163ZM193 186V188H192ZM200 186V187H199ZM236 186V187H235ZM258 186V187H257ZM5 187V188H4ZM30 189H28V188ZM34 187V188H33ZM50 187V188H48ZM60 189H59V188ZM64 187V188H63ZM109 187V188H108ZM136 189H133V188ZM155 187V188H154ZM161 189H160V188ZM189 187V189L187 190V188ZM208 187V188H207ZM214 187V188H211ZM235 187V188H234ZM240 187V188H239ZM242 187V188H241ZM254 187V188H253ZM257 187V188H256ZM9 188V189H8ZM12 188V189H11ZM16 188V189H15ZM18 188V189H17ZM73 188V189H72ZM80 188V189H79ZM83 188V189H82ZM108 188V189H107ZM131 188V189H130ZM138 188V189H137ZM142 188V190H140ZM176 188V189H175ZM182 188V189H181ZM195 188V189H194ZM200 188V190H199ZM210 188V189H209ZM218 188V191L217 189ZM245 188V189H244ZM247 188V190H246ZM253 188V189H252ZM260 188V189H258ZM23 189V191H22ZM28 189V190H27ZM33 189V190H32ZM37 189V190H36ZM59 189V191H58ZM73 191H72V190ZM79 189V190H78ZM88 189V191H87ZM94 189V190H93ZM105 189V190H104ZM133 189V190H132ZM156 189H158L159 191L156 192ZM173 189V191H172ZM180 189V190H179ZM203 191H202V190ZM231 191H228V190ZM234 189V190H233ZM242 189V190H241ZM249 189V190H248ZM257 189V190H256ZM2 190V191H1ZM4 190V191H3ZM6 190V191H5ZM40 190V191H39ZM63 190V191H62ZM68 190V191H67ZM69 190L71 192H69ZM77 190V192L75 193V191ZM90 190V191H89ZM118 190V191H117ZM121 190V191H120ZM126 190V191H125ZM135 190V191H134ZM144 190V191H143ZM152 190V191H151ZM167 190V191H166ZM183 192H182V191ZM186 190V191H185ZM191 190V191H190ZM195 190V191H194ZM199 190V191H198ZM222 190V191H221ZM239 190L237 193L236 191ZM244 190V193L242 192L243 195H241V191ZM252 190V191H251ZM25 191V193H24ZM34 191V192H33ZM46 191H50L52 192V194L50 192H48V194H46ZM82 191V192H81ZM83 191L85 193H83ZM98 191V192H97ZM137 191V194H136ZM154 191V192H153ZM165 191V193H164ZM180 191L185 194L183 195L182 193H180ZM189 191V192H188ZM194 191V192H193ZM201 191V192H200ZM220 191V192H219ZM262 191V192H261ZM5 192V193H4ZM15 192V193H14ZM33 192V193H31ZM45 196H43L41 193ZM74 192V193H72ZM91 192V193H89ZM103 192V193H102ZM134 194H133V193ZM163 192V193H162ZM187 192V193H186ZM191 192V193H190ZM197 192V195L195 194ZM218 195H216L215 193ZM230 192V193H229ZM259 192V193H258ZM261 192V193H260ZM36 193V194H35ZM39 193V194H38ZM54 193V195H53ZM57 195H56V194ZM63 193V194H62ZM67 193V194H66ZM72 193L73 196H75L74 194L78 195H83L84 198H82L81 203H74L71 205H67V199H68V194ZM88 193V194H87ZM93 193V194H92ZM113 193V194H112ZM132 193V194H131ZM140 193V194H139ZM158 193L160 195H158ZM175 193V194H174ZM220 193L222 194L220 196ZM229 193V195H228ZM232 193V194H231ZM235 193V194H234ZM254 193V194H253ZM258 193V194H257ZM28 194V195H27ZM38 194V195H37ZM72 194H69L71 196H69V199L71 201H74L72 199ZM105 194V195H104ZM110 194V195H109ZM157 194V195H156ZM163 194V195H162ZM170 194V195H169ZM187 194V195H186ZM202 196H201V195ZM214 199L212 201L213 195ZM236 194H240V195H236ZM27 195V196H26ZM35 195V196H34ZM54 196V198H49L50 196ZM67 195V196H66ZM107 195V196H106ZM109 195V196H108ZM145 195V196H144ZM148 195V196H147ZM155 195V197H154ZM162 195V196H161ZM174 197H173V196ZM177 195V196H176ZM183 195V196H182ZM189 195H190V199H189ZM197 197L196 199L194 198L195 196ZM204 195L206 197H204ZM227 196V197H223ZM235 198H233L232 196ZM14 196V198H13ZM16 196V197H15ZM29 196V197H28ZM41 196V198H40ZM48 198H47V197ZM86 196V198H85ZM132 196V198L130 197ZM159 196V197H158ZM166 196V197H165ZM171 196V197H170ZM220 196V197H219ZM243 196V198H241ZM12 200H11V198ZM22 197V198H21ZM31 197V198H30ZM38 197V198H37ZM98 197V198H97ZM125 197V198H124ZM138 199H137V198ZM152 197V198H151ZM169 197V198H168ZM179 197V198H178ZM184 197V198H183ZM193 197V198H192ZM200 197V198H199ZM202 197V198H201ZM233 200H232V198ZM237 197V198H236ZM21 198V199H19ZM26 198V199H25ZM30 198V199H28ZM36 198V199H35ZM62 198V199H61ZM67 198V199H66ZM111 198V199H110ZM114 198V199H113ZM123 198V199H122ZM161 198V199H160ZM166 198V199H165ZM186 198V199H185ZM199 198V199H198ZM217 198V199H216ZM224 198V199H223ZM226 198V199H225ZM228 198V199H227ZM16 201H15V200ZM28 199V200H27ZM34 199V201H33ZM46 199V200H45ZM57 199V200H56ZM61 199V200H60ZM65 199V201H64ZM84 199V201H83ZM90 202H89V200ZM109 199V200H108ZM133 199V202H132ZM135 199V200H134ZM138 201H137V200ZM142 199V200H141ZM155 199V200H154ZM163 199V200H162ZM190 201H189V200ZM193 199V200H192ZM206 199V201L204 200ZM216 199V200H215ZM243 199V200H242ZM21 200V201H20ZM27 200V201H26ZM54 202H53V201ZM61 204H57V202L59 203V201ZM88 202H86V201ZM95 200L97 201L95 203ZM131 200V201H130ZM152 200V201H151ZM162 200V202H161ZM166 200V201H165ZM168 200V201H167ZM177 200V201H176ZM188 200V201H187ZM198 201V202H194V201ZM201 200V201H199ZM203 200V201H202ZM227 200V201H225ZM228 200H231L230 203H228ZM24 201V202H23ZM43 204H42V202ZM48 203L45 204L44 203ZM57 201V202H56ZM100 201V203L98 202ZM128 201V202H126ZM136 201V202H135ZM216 201V202H215ZM220 201V202H219ZM235 203V205H232L233 202ZM263 203H264V198H263ZM2 202V203H1ZM17 202V203H16ZM26 202V203H25ZM29 202V203H28ZM34 202V203H33ZM38 202V204H37ZM51 202L53 203V205H50ZM70 202V201H68ZM111 202V203H110ZM135 202V203H134ZM140 202V204H139ZM159 202V203H158ZM186 202V203H185ZM194 202V204H193ZM226 202L225 204L222 203ZM241 202V203H240ZM4 203V204H3ZM11 203V204H10ZM23 203V204H22ZM33 203V204H32ZM55 203V204H54ZM90 203V204H89ZM103 203V204H102ZM143 203V204H142ZM176 203V204H175ZM198 203V204H197ZM201 203V204H200ZM210 203V204H208ZM220 203V204H219ZM233 203V204H234ZM36 204V205H35ZM76 204L78 205L76 207ZM87 207H85V205ZM139 204V205H138ZM166 204V205H164ZM170 204V205H168ZM175 204V205H174ZM186 204V205H185ZM239 204V205H238ZM241 204V205H240ZM30 205V206H29ZM34 205V206H33ZM51 207V210H49V206ZM61 205V206H60ZM70 207H67V206ZM81 205V206H80ZM84 205V206H82ZM90 205V206H89ZM98 205V206H97ZM103 205V206H102ZM117 205V206H116ZM134 205V206H133ZM146 205V207H145ZM153 205V206H152ZM165 207H164V206ZM193 205V206H192ZM198 205V206H197ZM230 205V207H229ZM234 207H232V206ZM242 207H238V206ZM244 205V206H243ZM28 206V207H27ZM40 206V207H39ZM46 206V207H45ZM54 206V207H53ZM57 206L61 207V208H57ZM66 206V207H65ZM127 206V207H126ZM152 206V207H151ZM167 206V207H166ZM178 206V207H176ZM189 206V207H188ZM216 206V207H215ZM223 206V208L221 207ZM264 206V204H263ZM49 207V208H47ZM53 207V209H52ZM65 207L66 209H63ZM74 210H71L73 209ZM105 207L107 209H105ZM117 207V208H116ZM125 207V208H124ZM135 207V208H134ZM155 207V208H154ZM161 207V208H160ZM184 207V208H182ZM218 207V208H217ZM221 207V208H219ZM227 207V208H225ZM236 207V209H235ZM42 208V209H41ZM45 211H44V209ZM71 208V209H69ZM78 208V209H77ZM82 208V209H81ZM88 208V209H87ZM95 208V209H94ZM104 208V209H103ZM154 208V209H153ZM164 208V209H163ZM205 208V210H204ZM214 208V209H212ZM217 208V209H216ZM232 208V209H231ZM239 208V209H238ZM27 209V210H26ZM57 209L56 212H58L60 210V212L57 213L54 212ZM59 209V210H58ZM63 209V211H62ZM70 211H69V210ZM91 209V210H90ZM114 209V210H113ZM151 209V210H150ZM162 211H161V210ZM167 209V210H166ZM172 209V210H171ZM181 209V212L179 213ZM203 209V210H202ZM48 210V211H47ZM67 210V211H65ZM78 210V211H77ZM80 210V211H79ZM84 210V211H83ZM88 210V211H87ZM106 210V211H105ZM112 210V211H110ZM164 210V212H163ZM170 210V211H169ZM185 210V211H184ZM193 210V211H192ZM208 210V211H207ZM225 212H223V211ZM228 210V211H227ZM236 210V211H235ZM241 210V211H240ZM17 211V212H16ZM21 211V212H20ZM52 211V212H50ZM65 211V212H64ZM72 211V212H71ZM77 211V212H76ZM83 211V212H82ZM87 213H86V212ZM99 213H97V212ZM131 211V212H130ZM138 211V212H137ZM144 211V212H143ZM146 211V212H145ZM222 211V212H221ZM234 211V212H233ZM14 212V213H13ZM43 212V214H42ZM47 213V217L45 216V214ZM67 212V215H66ZM69 212V213H68ZM76 212V213H74ZM82 212V213H79ZM109 212V213H108ZM184 212V213H183ZM201 212V213H200ZM228 212H231L230 216ZM240 213L241 216H239L237 213ZM20 213V214H19ZM23 213V214H22ZM34 213V214H33ZM38 213V214H37ZM62 213V215H61ZM65 213V214H63ZM92 213V214H91ZM101 213V214H100ZM108 215H106V214ZM129 213V214H127ZM165 213V214H163ZM170 213V214H169ZM174 213V214H173ZM179 213V214H178ZM187 213V214H186ZM196 213V214H195ZM223 213V214H222ZM225 213H227L225 215ZM236 213V214H235ZM51 216H50V215ZM56 215L55 217H53L54 215ZM70 214V215H69ZM79 214V215H78ZM126 214V215H125ZM137 214V215H136ZM145 214V215H143ZM176 214V215H175ZM182 214V216H181ZM193 214V216H192ZM204 214V215H203ZM221 214V215H220ZM37 215V216H36ZM44 215V216H42ZM62 217H61V216ZM65 215V217H64ZM69 215V216H68ZM85 218H84V216ZM87 215V216H86ZM186 215V216H185ZM198 215V218H197ZM229 215V217L227 216ZM235 215V216H234ZM32 216V217H31ZM66 216L67 219H66ZM75 216V217H74ZM112 216V218H111ZM142 219H141V217ZM147 216V218H146ZM153 216V217H152ZM161 216V217H160ZM179 216V217H178ZM206 216V217H205ZM209 216V217H208ZM211 216V217H210ZM53 217V218H52ZM64 217V218H63ZM73 217V218H72ZM81 217V218H79ZM83 217V218H82ZM109 217L111 219H109ZM122 217V218H121ZM129 217V218H128ZM164 217V218H163ZM170 219H169V218ZM176 217V218H175ZM223 217V218H222ZM228 217V219H226ZM238 217V218H235ZM241 217V218H240ZM21 218V219H20ZM29 218V219H28ZM46 218V219H45ZM51 218V220H49ZM59 218V219H58ZM63 220H62V219ZM78 218V219H77ZM172 218V219H171ZM175 218V219H174ZM178 218V220H177ZM180 218V219H179ZM186 218V219H185ZM210 218V219H209ZM213 218V219H212ZM215 218V219H214ZM224 221H221L222 219ZM230 218V219H229ZM234 218L238 221L235 222L236 220H234ZM27 219V220H26ZM33 219V220H32ZM77 219V220H76ZM83 219V220H81ZM96 219V220H95ZM98 219V220H97ZM105 219V220H104ZM107 219V220H106ZM153 219V220H152ZM156 219V220H155ZM161 219V220H160ZM189 219V220H187ZM195 219V220H194ZM197 219V220H196ZM202 219V220H201ZM205 219V220H204ZM221 219V220H220ZM26 220V222H25ZM42 220V221H41ZM53 220V221H52ZM58 220V221H56ZM66 222H62V221ZM68 220V221H67ZM79 220V222H78ZM88 220V221H87ZM109 220V221H108ZM122 220V221H121ZM127 220V221H126ZM129 220V221H128ZM172 220L176 221L173 222ZM199 220V223H197ZM227 223H225L226 221ZM232 220V222H230ZM242 220V221H240ZM38 221V222H36ZM72 221V222H70ZM75 221V222H74ZM94 221V222H93ZM135 221V222H134ZM142 221V222H141ZM157 221V222H156ZM167 221L169 223H167ZM180 221V222H179ZM182 221V222H181ZM187 221V222H186ZM214 221V222H212ZM25 222V223H24ZM31 222V223H30ZM40 222V223H39ZM42 222V223H41ZM44 222V223H43ZM61 222V223H60ZM72 223L74 225V227L70 224ZM74 222V223H73ZM78 222V223H77ZM110 222V223H109ZM130 222V223H128ZM139 224H138V223ZM141 222V223H140ZM201 222V223H200ZM203 222V223H202ZM21 223V224H20ZM58 223V224H55ZM65 225H64V224ZM71 225H69V224ZM90 223V226L88 224ZM97 223V224H96ZM126 223V224H125ZM135 223V224H134ZM157 223V225H156ZM165 223V224H163ZM171 223V224H170ZM176 223V225H175ZM179 223V224H178ZM210 223V224H209ZM224 223V224H223ZM231 223V224H229ZM46 224V226H45ZM60 224V225H59ZM85 224V225H84ZM88 226H87V225ZM95 224V225H94ZM123 224V225H122ZM169 224V225H168ZM174 224V225H173ZM182 224V225H181ZM194 224V225H193ZM204 225L202 227V225ZM216 227H213L215 226ZM222 224V225H221ZM229 226V228L226 226ZM234 224V225H233ZM235 224H236V229H235ZM244 224V225H243ZM2 225V226H1ZM32 225V226H31ZM77 225V226H76ZM80 225V227L78 228V226ZM102 227H101V226ZM137 225V226H136ZM141 225V226H140ZM156 225V227H155ZM167 225V226H166ZM178 225V226H177ZM193 225V226H192ZM231 225V226H230ZM241 225V227H240ZM246 225V226H245ZM30 226V227H28ZM50 226V227H49ZM61 228H60V227ZM65 226L68 227V231L67 227L65 228ZM76 226V227H75ZM82 226V227H81ZM85 226V227H83ZM87 226V227H86ZM97 226V227H96ZM123 226V228H122ZM136 226V227H135ZM149 228H148V227ZM165 226V227H164ZM170 226V227H169ZM175 226V227H174ZM208 226V227H206ZM243 226V227H242ZM59 227V228H58ZM72 229H71V228ZM89 227V228H88ZM138 227V228H137ZM144 227V228H143ZM146 227V228H145ZM173 227V228H172ZM188 227V228H187ZM191 227V228H190ZM212 227V229H211ZM225 227V228H224ZM8 230H6V229ZM21 228V229H20ZM42 228V229H41ZM46 228V229H45ZM70 228V229H69ZM76 228L78 230H76ZM82 228V229H81ZM84 228V229H83ZM88 228V229H87ZM92 228V229H90ZM132 228V229H131ZM156 228V229H155ZM159 228V229H158ZM164 232L162 234V231ZM179 230H178V229ZM182 228V229H181ZM227 228V229H226ZM239 228V230H238ZM243 228V229H242ZM250 228V229H249ZM40 229V230H39ZM50 229V230H49ZM60 229V230H58ZM63 229V231H62ZM67 231H66V230ZM84 230L85 232H81L80 231ZM110 229V230H109ZM124 229V230H123ZM149 229V230H146ZM171 229V230H170ZM189 229V230H188ZM199 229V231H198ZM210 229V230H209ZM224 229V230H223ZM229 229V230H228ZM5 232H3V231ZM39 232H38V231ZM52 230V231H51ZM65 230V231H64ZM76 230V232H74ZM103 230V231H102ZM106 230V231H105ZM108 230V231H107ZM113 230V231H112ZM126 230V231H125ZM158 230V231H157ZM167 230V231H166ZM174 230V231H173ZM204 230V231H203ZM222 234H219V232ZM223 230V231H222ZM231 230V231H230ZM233 230V231H232ZM248 232H247V231ZM51 231V232H50ZM57 231V232H56ZM84 233L83 234H80ZM123 231V233H122ZM135 231V232H134ZM158 233H157V232ZM166 231V232H165ZM202 231L204 233H202ZM209 231V232H208ZM212 231V233H210ZM216 231V232H215ZM226 231V232H224ZM228 231V232H227ZM245 231V232H244ZM55 232V233H54ZM66 234H65V233ZM72 234V238H68L69 236L71 237L70 233ZM74 232V233H73ZM87 232V233H86ZM92 232V233H91ZM139 232V233H138ZM144 232V233H143ZM147 232V233H146ZM150 232V233H149ZM192 232V233H191ZM198 233L195 234V233ZM237 232V233H236ZM6 233V234H5ZM10 233V234H9ZM41 233V234H40ZM52 233V234H51ZM54 233V234H53ZM59 233V235H58ZM63 233V236H65V238L61 237ZM75 233L79 235L75 236ZM91 234V235H88ZM107 233V234H106ZM118 236H117V234ZM162 235H161V234ZM184 233V234H183ZM194 233V234H193ZM210 237L208 238L209 234ZM215 233V235H214ZM229 233V234H228ZM250 233V234H249ZM65 234V235H64ZM86 234V235H85ZM112 234V236H111ZM127 234V235H126ZM142 234V235H141ZM160 234V235H159ZM172 234V235H171ZM174 234V235H173ZM183 234V235H182ZM204 236H203V235ZM212 234V235H211ZM228 234V236H226ZM253 234V235H252ZM3 235V236H2ZM6 235V236H5ZM9 235V236H8ZM28 235V237H27ZM35 235V236H34ZM43 235V236H42ZM47 235V236H46ZM50 235V236H48ZM137 235V236H136ZM146 235V236H145ZM157 235V236H156ZM182 235V236H181ZM186 235V236H185ZM205 235H207L206 238ZM223 235V236H222ZM232 235V236H231ZM236 235V236H235ZM25 236V237H24ZM31 236V237H30ZM46 236V237H45ZM82 236V238H81ZM84 236H86L84 238ZM90 236V237H87ZM95 236V237H94ZM98 236V237H97ZM153 236V237H152ZM160 236V237H159ZM168 236V237H167ZM178 236V238H176ZM180 236V237H179ZM184 236V238H183ZM197 239L196 237H198V241L194 239ZM203 236V237H202ZM214 236V237H213ZM216 236V237H215ZM221 236V237H220ZM5 237V238H4ZM43 237V238H42ZM61 237V238H60ZM115 237V238H114ZM148 237V239H146ZM151 237V238H150ZM159 237V238H158ZM189 237V238H188ZM239 237V239H237ZM40 238V239H39ZM47 240H46V239ZM68 238V241L67 239ZM82 240H81V239ZM95 238V239H94ZM158 238V239H157ZM166 238V239H165ZM168 238V239H167ZM183 238V240H182ZM227 238V239H226ZM253 238V239H252ZM7 239V240H6ZM11 239V240H10ZM52 239V240H51ZM56 239V240H55ZM63 241H61V240ZM64 239H66L65 241H67L65 243ZM78 242H76V240ZM89 239V242H88ZM108 241H107V240ZM115 239V240H114ZM136 239V240H135ZM150 239V241H148ZM171 239V240H169ZM187 241H186V240ZM191 241H190V240ZM201 239V240H200ZM214 241H213V240ZM221 239V240H220ZM225 239V241H224ZM240 239L242 241H240ZM252 241H251V240ZM28 240V243H27ZM39 240V241H38ZM44 240V241H42ZM55 240V241H54ZM75 240V242H74ZM81 240V241H80ZM100 240V241H99ZM141 240V243H140ZM144 240V241H143ZM155 240H159L158 242ZM169 240V241H168ZM177 240V241H176ZM181 240V241H180ZM223 240V241H222ZM228 240V241H227ZM234 242H233V241ZM12 241V242H11ZM41 241V242H40ZM60 241V242H59ZM70 241L72 242V244H70ZM83 241V243H82ZM86 241V242H85ZM103 241V242H102ZM107 241V242H105ZM110 241V242H109ZM133 241V242H132ZM139 241V243H138ZM148 242V244H146V242ZM168 241V242H166ZM218 241V242H217ZM222 241V242H221ZM227 241V243H226ZM232 241V242H231ZM240 241V242H238ZM32 242V243H31ZM56 242V243H55ZM74 242V243H73ZM96 242V243H95ZM109 242V243H108ZM150 242V243H149ZM155 242V243H154ZM161 242V243H159ZM165 242V243H164ZM176 244V245H174ZM185 242V243H183ZM201 246L199 245L200 243ZM210 242V243H208ZM11 245H8V244ZM28 245H27V244ZM41 243V244H40ZM48 243V244H47ZM55 243V244H54ZM60 243V247L62 245L61 248H59V244ZM69 243V244H68ZM81 245L79 247H77L78 245ZM87 247L91 246L89 249H87ZM92 243V244H91ZM108 243V245H107ZM111 243H113V247L115 249H113ZM131 245H130V244ZM170 243V244H169ZM172 243V244H171ZM183 243V244H182ZM186 243H188L186 245ZM193 243V244H192ZM225 245H224V244ZM234 243V244H232ZM237 243V244H236ZM240 243V244H239ZM251 243V244H250ZM66 244V246H65ZM85 247H84V245ZM96 244V245H94ZM101 244H103L102 246H100ZM105 244V245H104ZM128 244V245H127ZM134 244V245H133ZM139 244L141 246V248H139L140 246L137 245ZM143 246H142V245ZM145 244V245H144ZM195 244V245H194ZM205 244H207L205 246ZM215 244V245H214ZM218 244V245H217ZM228 244V245H227ZM236 244V245H235ZM240 246H239V245ZM261 244V245H260ZM40 247H38V246ZM52 245V247H51ZM58 245V246H57ZM69 245V246H68ZM73 245H77V246H73ZM94 247H93V246ZM116 245V246H114ZM122 252H121V249ZM133 245V246H132ZM152 245V246H151ZM156 245V246H155ZM179 247H178V246ZM181 245V246H180ZM189 245V246H188ZM192 245V246H191ZM199 245V246H198ZM210 245V246H209ZM222 245V246H220ZM239 247H238V246ZM12 246V247H10ZM33 246V247H32ZM83 246V247H81ZM106 246V247H105ZM123 246V247H121ZM134 248H132V247ZM137 246V248H136ZM139 246V247H138ZM147 246V247H146ZM150 246V248H149ZM177 246V248L175 247ZM187 246V247H186ZM198 246V248H197ZM212 246V247H211ZM232 246V247H231ZM27 247V248H26ZM36 247V248H34ZM44 247V248H43ZM67 247H69L67 249ZM173 247V248H172ZM182 247V248H180ZM195 247V248H194ZM207 247V248H206ZM230 247V248H229ZM241 247V248H240ZM244 247V248H243ZM14 248V249H13ZM38 248V249H37ZM46 248V249H45ZM53 248H57V250L53 249ZM74 248V249H73ZM78 248V249H77ZM85 248V251H84ZM108 248V249H107ZM111 248V249H110ZM120 249L118 251V249ZM137 250H136V249ZM144 251H141V249H144ZM155 248V249H154ZM167 251H166V249ZM170 248V249H169ZM180 248V249H179ZM189 248V249H186ZM201 248V249H200ZM209 248V249H208ZM213 248V249H212ZM227 248V249H226ZM229 248V249H228ZM247 248V249H246ZM257 248V249H256ZM6 249V250H5ZM29 249V250H28ZM36 249V250H35ZM44 249L47 253V255H45L46 253L44 252ZM49 249L51 251H49ZM64 249V250H63ZM76 249V250H75ZM81 249V250H80ZM97 249V253L94 252V250L96 251ZM106 249V251H105ZM125 249V250H124ZM130 249V250H129ZM134 249L136 251H134ZM154 249V250H153ZM159 251H158V250ZM164 249V250H163ZM183 249V250H181ZM186 249V250H185ZM198 249V251L196 250ZM236 249V250H235ZM243 249V250H242ZM253 249V250H252ZM14 250V252L12 251ZM27 252H26V251ZM41 250V251H40ZM69 250V251H68ZM75 250V251H73ZM80 250V251H79ZM84 252H83V251ZM91 250V251H90ZM104 250V251H103ZM114 250V251H113ZM147 250V252H145ZM148 250H149V254H148ZM175 250V252L173 251ZM185 250V251H184ZM202 250V251H201ZM212 250V251H211ZM226 250V251H225ZM229 250V251H228ZM241 250V251H240ZM247 250V251H246ZM29 251V252H28ZM49 251V253H48ZM72 253H71V252ZM77 251V253H76ZM89 251V252H86ZM103 251L102 254H100ZM110 251V252H108ZM133 251V252H132ZM141 251V252H140ZM154 251H158V253L161 255H159L158 253H154ZM164 251V253H163ZM170 251V252H169ZM192 251H194L193 253H195L196 255H198V260L195 254L192 253ZM229 254H228V252ZM231 251V252H230ZM32 252V253H31ZM37 252V253H36ZM53 254H52V253ZM64 252V255L62 254ZM66 252V254H65ZM92 254H91V253ZM112 252V253H111ZM124 252V253H123ZM126 252V253H125ZM129 252V253H128ZM144 252V253H143ZM153 252V253H152ZM167 252V253H165ZM183 252V254L181 253ZM184 252H189V256L188 253H184ZM201 252V253H199ZM216 252V253H215ZM220 252V253H218ZM240 252V253H238ZM250 252V253H249ZM260 252V253H259ZM24 253V254H23ZM35 253V254H34ZM45 253V254H44ZM55 253V254H54ZM70 253V254H69ZM86 253V254H84ZM88 253V254H87ZM113 253H117V254H113ZM140 253V254H139ZM181 255H180V254ZM192 253V254H190ZM245 253L246 256L243 254ZM18 254V255H17ZM34 254V256H33ZM53 255V258H51V256ZM59 254V255H58ZM69 254V256L67 255ZM75 254V256H74ZM90 254V255H89ZM138 254V255H137ZM146 254V255H145ZM155 256H154V255ZM164 254V255H163ZM167 254V255H166ZM13 255V257H12ZM23 255V256H22ZM41 255V256H40ZM44 255V256H43ZM51 255V256H50ZM57 255V257L55 256ZM60 255H62L60 257ZM67 255V256H66ZM70 255H71V259H70ZM84 255V256H83ZM128 255V256H127ZM136 255V256H135ZM145 255V257L142 256ZM179 255V256H178ZM185 255V256H184ZM191 255V256H190ZM7 258H6V257ZM33 256V257H32ZM36 256V257H35ZM74 256V258H73ZM78 258H77V257ZM88 256V257H87ZM93 256V257H91ZM120 256V259L118 258ZM127 256V257H125ZM135 256V257H134ZM150 256V257H149ZM158 256V257H157ZM170 256V258H169ZM184 256V257H183ZM243 256V257H242ZM250 256V257H249ZM252 256V257H251ZM35 257V258H34ZM48 257V259H47ZM80 257V258H79ZM117 257V258H116ZM134 257V258H133ZM140 257V258H139ZM149 257V258H148ZM159 257L160 261H159ZM166 257V258H165ZM181 257V259H180ZM195 257V258H194ZM202 257V258H201ZM205 257V258H204ZM207 257V258H206ZM25 258V259H24ZM38 258V259H37ZM51 258V259H50ZM60 258V259H59ZM68 258V260L66 259ZM85 258V259H84ZM96 258V259H95ZM123 258V259H122ZM146 258V259H145ZM162 258H164V261L161 260ZM173 258L175 260H173ZM193 258V259H192ZM211 258V259H210ZM243 258H245V263ZM247 258V259H246ZM261 258V259H260ZM21 259V260H20ZM31 259V260H29ZM34 259V260H33ZM44 259V260H43ZM52 261H50V260ZM57 259V260H56ZM59 259V260H58ZM70 259V260H69ZM73 259L76 261H73ZM95 259V260H94ZM115 259V260H114ZM123 262H122V260ZM127 259V260H126ZM130 259V260H129ZM134 259H136L135 261H133ZM141 259V260H139ZM150 259V260H149ZM152 259V260H151ZM154 259V260H153ZM167 259V260H166ZM179 259V260H178ZM202 259H204L202 261ZM216 259V260H215ZM241 259V260H240ZM252 259V260H251ZM13 260V261H12ZM20 260V261H19ZM26 260V261H25ZM41 260V261H39ZM64 260V261H62ZM67 260V261H66ZM78 260V261H77ZM81 260V261H80ZM83 260V261H82ZM93 260V262L91 261ZM105 260V261H104ZM109 260V261H108ZM117 260V262H116ZM131 260L133 261L131 263ZM139 260V261H138ZM148 260V261H146ZM190 261L191 262H186V261ZM193 260V261H192ZM9 261V262H8ZM25 261V262H24ZM32 261V263H31ZM39 263H36V262ZM45 261V262H44ZM55 261H59L57 263H55ZM62 261V262H61ZM80 261V262H79ZM100 261V262H99ZM125 261V262H124ZM137 261V262H136ZM141 261V262H140ZM150 261V262H149ZM171 263H170V262ZM197 261V262H196ZM201 263H200V262ZM252 261V262H251ZM61 262V263H60ZM66 262V263H65ZM121 262V263H119ZM128 262V263H127ZM148 262V263H147ZM157 262V263H156ZM161 262V263H160Z\"/></svg>",
  "mask_w": 264,
  "mask_h": 264
},
{
  "label": "bare ground",
  "instance_id": "obj_2",
  "mask_svg": "<svg viewBox=\"0 0 264 264\" xmlns=\"http://www.w3.org/2000/svg\"><path fill=\"white\" fill-rule=\"evenodd\" d=\"M2 1H4V0H2ZM34 1V0H33ZM45 1V0H44ZM75 1H77V0H75ZM79 1V0H78ZM82 1V0H81ZM80 1V2H81ZM95 1V0H94ZM98 1V0H97ZM104 1H106V0H104ZM114 1V0H113ZM112 1V2H113ZM129 1V0H128ZM133 1H135V0H133ZM138 1V0H137ZM148 1V0H147ZM152 1H154V0H151V2ZM169 1V0H168ZM174 1V0H173ZM205 1V0H204ZM203 1V2H204ZM228 1V0H227ZM230 1V0H229ZM232 2H233V0H231ZM230 1V2H231ZM251 1V0H250ZM264 1V0H263ZM13 2V1H12ZM50 2V1H49ZM60 2L61 1H59V4H60ZM72 2H74V1H71V3ZM85 2V1H84ZM110 1H108V3H109ZM124 2H126L125 0H124ZM141 2H144V1H141ZM156 2H158V1H156ZM162 2V1H161ZM167 2V1H166ZM170 2V1H169ZM187 2H189V1H187ZM192 2V1H191ZM194 2H195V0H194ZM198 2V1H197ZM212 2H214V0H212ZM226 2V1H225ZM238 2V1H237ZM242 2V1H241ZM260 2V1H259ZM258 2V3H259ZM2 3V2H1ZM32 3V2H31ZM78 3V2H77ZM82 3V2H81ZM89 3V2H88ZM102 3V2H101ZM105 3V2H104ZM134 3V2H133ZM146 3V2H145ZM168 3V2H167ZM173 3V2H172ZM177 3V2H176ZM180 3V2H179ZM182 3H183V1H182ZM199 3V2H198ZM206 3V2H205ZM234 3V2H233ZM236 3V2H235ZM234 3V6H236V5H238V4H240L239 2H238V4H235ZM261 3V2H260ZM259 3V4H260ZM130 4V3H129ZM162 4V3H161ZM161 4H159L160 5V7H161ZM164 4V3H163ZM201 4V3H200ZM208 3H206V5H207ZM210 4V3H209ZM214 4V3H213ZM221 4H223V2L221 3ZM229 4H231V3H229ZM263 4V3H262ZM20 5V4H19ZM24 5V4H23ZM72 5V4H71ZM71 5L69 6V7H71ZM90 5V4H89ZM93 5V4H92ZM102 5V4H101ZM107 5V4H106ZM112 5V7H113V4H111ZM133 5V4H132ZM131 5V6H132ZM135 5V4H134ZM153 5H155V4H152V6ZM167 5V4H166ZM177 5L178 6H180L178 3H177ZM176 4H175V6H177ZM183 5H185V4H183ZM186 5H187V3H186ZM192 5V4H191ZM196 5V4H195ZM204 5V4H203ZM212 5V4H211ZM219 5V4H218ZM224 5V4H223ZM242 5H244V4H242ZM242 5H241V9H242ZM249 5V4H248ZM35 6V5H34ZM105 6V5H104ZM116 6H117V8H119L118 7V4H116ZM115 6V7H116ZM126 6V5H125ZM142 6V5H141ZM143 6H145V5H143ZM170 6V5H169ZM174 5H173V7H175ZM187 6H189V5H187ZM194 6V5H193ZM196 6H198V4L196 5ZM202 6V5H201ZM210 5H208V7H209ZM215 6V5H214ZM219 6H221V5H219ZM240 6V5H239ZM246 6V5H245ZM253 6V5H252ZM254 6H256V3L254 4ZM257 6H259V5H257ZM264 6V5H263ZM62 7H63V5H62ZM97 7H99V6H97ZM106 8H107V6H105ZM134 7V6H133ZM140 7V6H139ZM138 7V8H139ZM148 7V6H147ZM163 7V6H162ZM164 7H166V6H164ZM172 7V8H173ZM181 7V6H180ZM195 7V6H194ZM202 7H204V6H202ZM217 7V6H216ZM230 7V6H229ZM232 7H233V5H232ZM237 7V6H236ZM249 7V6H248ZM247 6H246V8H248ZM261 8H262V5L260 6ZM2 8V7H1ZM61 8V7H60ZM64 8V7H63ZM91 8V7H90ZM110 8V7H109ZM108 8V9H109ZM135 8H137L136 6H135ZM137 8V9H138ZM156 8V7H155ZM178 8V7H177ZM177 8H174V9H177ZM187 8V7H186ZM207 8V7H206ZM224 8H225V6H224ZM224 8H221V9H223L224 10ZM259 8V7H258ZM76 9V8H75ZM84 9V8H83ZM86 9V8H85ZM107 9V10H108ZM137 9H135V10H137ZM142 9V8H141ZM158 9H159V7H158ZM161 9V8H160ZM167 9V8H166ZM179 9V8H178ZM181 9V8H180ZM182 9H183V6H182ZM190 9H193V8H191L190 7ZM190 9H188L189 11H190ZM203 9V8H202ZM205 9V8H204ZM219 9V8H218ZM229 9V8H228ZM238 9V8H237ZM240 9V8H239ZM244 9H245V7H244ZM251 9H253V8H251ZM134 10V11H135ZM143 10V9H142ZM161 10H163V9H161ZM160 10V11H161ZM173 10V9H172ZM172 10H168V11H171L172 12ZM184 10V9H183ZM188 10H187V12H188ZM193 10H196V9H193ZM197 10H200V8L199 9H197ZM196 10V11H197ZM232 10H234V9H232ZM245 10H248V9H245ZM254 10V9H253ZM257 10V9H256ZM255 10V11H256ZM67 11V10H66ZM74 11V10H73ZM96 11V10H95ZM108 11H110V10H108ZM145 11V10H144ZM168 11H166L167 13H168ZM196 11H194V12H196ZM204 11V13H205V17H208V22L207 21H205V22H207V23H204L203 22V20L202 21H200L199 20V18H200V16H199V18H197V20H195V21H193L195 18H196V16H195V18L193 19V20H191V21H187V19L189 18H187L186 20L184 19V17L183 18H181V15H173V14H168V17L166 18L167 20V22L166 23H169V24H171V26H167V25H165V22L164 21H161V37L159 36V38H161V40H160V45H159V47H160V51H162L163 52V54L165 55V57L166 58H170V60L171 61H173V62H177V63H179V64H182L184 67H187V66H190V65H193V63H195V64H197V66H199L200 65V63L198 64L197 63V61H199V59H198V57H197V54H199V55H201V56H203V58H204V60H205V62L207 63V65L210 67V68H213L214 70H219V72H220V75H221V83H218L217 84V87L215 88V90L212 88V89H208V90H206L205 88H201V86L200 85H197V86H195V87H191V89H190V91L189 92H191L192 94H193V99H192V101L194 102V104H193V102H190V103H192V106L194 107V110H193V114H195L196 116H199V117H202V118H204V119H206L207 121H211V122H216V121H219L221 124H223L224 126L225 125H227V126H229V127H231L232 128V130H236V131H238V126H237V121L236 120H239V121H242V120H244L249 114H251V113H253V110H252V106H250V107H246L245 106V104L247 103V102H249L248 101V99H250V102L251 101H256L257 102V100H263L264 99V71L262 72V73H260V72H257L256 70H257V68H260L261 70H264V54H262V53H260L259 52V50L258 49H256L257 47H250L251 49H248V48H244V47H246V46H244V47H240V46H234V44H233V41H232V43H231V39H230V34L229 35H227L226 33H222L221 31H219L220 29H217L216 28V26L213 24V22H212V20H214V19H212L211 20V18H210V16H211V12H209V10H207V9H205V10H203ZM236 10H234V12H235ZM248 11H250V10H248ZM252 11V10H251ZM6 12V11H5ZM56 12V11H55ZM68 12V11H67ZM70 12H71V10H70ZM93 12V11H92ZM97 12V11H96ZM139 12V11H138ZM146 12H149V11H146ZM151 12V11H150ZM164 12V11H163ZM162 12V13H163ZM198 12V11H197ZM216 12V11H215ZM222 12V11H221ZM225 12V11H224ZM223 12V13H224ZM226 12H227V9H226ZM231 12L232 11H230V12H228V14L230 13L231 14ZM257 12V11H256ZM255 12V14L257 15V13ZM260 12V11H259ZM258 12V13H259ZM262 12V11H261ZM7 13V12H6ZM50 14H52L53 13V11L52 12H49ZM75 13V12H74ZM83 13V12H82ZM81 13V14H82ZM142 13V12H141ZM141 13H140V15H141ZM156 13V12H155ZM176 13V12H175ZM174 13V14H175ZM177 13H178V11H177ZM176 13V14H177ZM191 13H193L192 11H191ZM200 13H201V11H200ZM216 13H219V12H216ZM223 13H221L222 15H223ZM241 13H242V11H241ZM251 13V12H250ZM77 14V13H76ZM84 14H86V12L84 13ZM89 14V13H88ZM110 14V13H109ZM131 14V13H130ZM137 14V13H136ZM157 14H158V12H157ZM184 14H186V13H184ZM195 14V13H194ZM225 15H226V13H224ZM238 14H240V13H238ZM249 14V13H248ZM54 15V14H53ZM59 15V14H58ZM93 15H95L94 13H93ZM92 15V16H93ZM105 15H106V13H105ZM117 16H118V14H116ZM149 15V14H148ZM153 15H154V13H153ZM152 15V16H153ZM158 15H160V14H158ZM163 15H164V13H163ZM162 15V16H163ZM191 15V14H190ZM200 15V14H199ZM218 15V14H217ZM220 15V14H219ZM221 15V16H222ZM243 15V14H242ZM241 15V16H242ZM250 15V14H249ZM261 15V14H260ZM259 15V16H260ZM263 15V14H262ZM261 15V16H262ZM1 16V15H0ZM5 16V15H4ZM23 16V15H22ZM48 16H50V15H48ZM55 17H56V15H54ZM53 16V17H54ZM109 16V15H108ZM113 16V15H112ZM120 16V15H119ZM151 16V15H150ZM156 16V15H155ZM161 16V15H160ZM159 16V17H160ZM180 16V17H179ZM183 16V15H182ZM192 16H194V15H192ZM201 16H202V14H201ZM204 16V15H203ZM224 16V15H223ZM235 16V15H234ZM234 16H232V17H234ZM245 16V18H246V15H244ZM2 17V16H1ZM0 17V18H1ZM30 17V16H29ZM52 17V16H51ZM59 17V16H58ZM86 17H88V16H86ZM97 17V16H96ZM101 17V16H100ZM114 17V16H113ZM113 17H111V18H113ZM139 17V16H138ZM158 17V16H157ZM165 17H166V14H165ZM197 17H198V14H197ZM211 17H218V16H216V14H215V16H213V14H212V16ZM237 17H238V15H237ZM253 17V16H252ZM251 17V18H252ZM263 17H264V15H263ZM4 18V17H3ZM14 18V17H13ZM49 18V17H48ZM90 19L92 18V17H89ZM102 18V17H101ZM105 18V17H104ZM143 18V17H142ZM154 18V17H153ZM220 18V17H219ZM239 18V17H238ZM250 18V17H249ZM258 18V17H257ZM92 19H95V17L93 16V18ZM120 19V18H119ZM125 19V18H124ZM148 19V18H147ZM190 19V18H189ZM202 19V18H201ZM206 20H207V18H205ZM241 19V18H240ZM256 19V18H255ZM255 19H254V21H255ZM259 19H261V18H259ZM258 19V20H259ZM6 20V19H5ZM11 20V19H10ZM55 20H56V18H55ZM58 20V19H57ZM113 20V19H112ZM141 20V19H140ZM217 20V19H216ZM229 20V19H228ZM244 20V19H243ZM250 20V19H249ZM253 20V19H252ZM40 21V20H39ZM90 21V20H89ZM92 21V20H91ZM97 21H99V20H97ZM97 21H96V23H97ZM136 21V20H135ZM251 21V20H250ZM20 22V21H19ZM33 22V21H32ZM36 22V21H35ZM42 22H45V21H42ZM55 22V21H54ZM53 22V23H54ZM70 22V21H69ZM105 22V21H104ZM215 22V21H214ZM219 22V21H218ZM222 22H223V20H222ZM221 22V23H222ZM231 22V21H230ZM229 22V23H230ZM235 22H236V20H235ZM246 22V21H245ZM258 22V21H257ZM263 22H264V18H263ZM26 23V22H25ZM30 24H31V21L29 22ZM28 23V24H29ZM36 23H38V22H36ZM35 23V24H36ZM95 23V22H94ZM124 23V22H123ZM158 23H160V22H158ZM220 23V22H219ZM225 23V22H224ZM226 23H228V22H226ZM251 23H253V22H251ZM256 22H254L253 24H255ZM7 24V23H6ZM5 24V25H6ZM24 24V23H23ZM27 24V25H28ZM45 24V23H44ZM58 24V23H57ZM82 24V23H81ZM81 24H79V25H81ZM102 23L100 22V25H101ZM137 24V23H136ZM141 24V23H140ZM215 24H216V22H215ZM232 24H233V21H232ZM237 24V23H236ZM259 24V23H258ZM257 24V25H258ZM31 25H33V27L34 28H36L35 26H34V24L32 23ZM77 25V24H76ZM78 25V26H79ZM123 25H125V24H123ZM217 25V24H216ZM235 25V24H234ZM238 25H240L239 23H238ZM243 25V24H242ZM247 25H248V23H247ZM250 25V24H249ZM260 25V24H259ZM259 25L257 26L258 28H259ZM9 26V25H8ZM37 26V25H36ZM39 26V25H38ZM41 26H42V24H41ZM44 26V27H43ZM42 27L45 29V25H43ZM51 26V25H50ZM55 27L54 28H57L56 27V25H54ZM60 26V25H59ZM86 26V25H85ZM230 25H228V27H229ZM236 27H237V25H235ZM13 27V26H12ZM42 27H37V28H42ZM52 27V26H51ZM124 27H126V26H124ZM158 27V26H157ZM224 27V26H223ZM234 27V26H233ZM261 27V26H260ZM1 28V27H0ZM34 28H32V29H34ZM76 28V27H75ZM79 28V27H78ZM102 28H103V26H102ZM113 28V27H112ZM127 28V27H126ZM160 28V27H159ZM253 28H255V27H253ZM262 28V27H261ZM29 29V28H28ZM40 29H39V31H40ZM43 29V30H44ZM48 29H49V26H48ZM51 29V28H50ZM58 29V28H57ZM136 29V28H135ZM229 29H231V28H229ZM239 29H240V27H239ZM246 29H248V27L246 28ZM255 29H257V28H255ZM4 30V29H3ZM2 30V31H3ZM42 30V29H41ZM54 30V29H53ZM52 30V31H53ZM56 30V29H55ZM55 30H54V32H55ZM71 30H72V28H71ZM110 30V29H109ZM138 30V29H137ZM171 30V31H170ZM234 30V29H233ZM245 30V29H244ZM243 30V31H244ZM250 30V29H249ZM251 30H253V29H251ZM250 30V31H251ZM260 30V29H259ZM13 31V30H12ZM61 32V30H59L58 29V31L57 32ZM70 31V30H69ZM120 31V30H119ZM132 31V30H131ZM241 31V30H240ZM246 31V30H245ZM255 31V30H254ZM253 31V32H254ZM263 31V30H262ZM22 32V31H21ZM31 32H33L32 30H31ZM38 32V30L36 31V33ZM40 32H42V31H40ZM54 32H53V34H54ZM60 32L58 33L59 35H60ZM65 32V31H64ZM66 32H68V30L66 31ZM72 32H73V30H72ZM102 37H101V41H103V40H105V38H106V36H107V28H103V30H102ZM109 32V31H108ZM115 32V31H114ZM130 32V31H129ZM147 32H149V31H147ZM237 31L235 30V33H236ZM49 33H50V31H49ZM49 33L48 32H45V34H48L49 35ZM68 33H70V32H68ZM120 33V32H119ZM134 33V32H133ZM229 33V32H228ZM230 33H231V31H230ZM243 33V32H242ZM241 33V34H242ZM250 33V32H249ZM262 33V32H261ZM260 33V34H261ZM19 34V33H18ZM51 34V33H50ZM57 34V33H56ZM58 34H57V36H58ZM64 33H62V35H63ZM71 34V33H70ZM74 34V33H73ZM76 34V33H75ZM233 34V33H232ZM239 34V33H238ZM240 34V35H241ZM245 34V33H244ZM259 34V35H260ZM263 34V33H262ZM2 35V34H1ZM0 35V36H1ZM10 35V34H9ZM12 35V34H11ZM23 35V34H22ZM43 35V34H42ZM113 35V34H112ZM116 35H117V33H116ZM122 35V34H121ZM123 35H125V33L123 34ZM140 35H142V34H140ZM149 35V34H148ZM154 35V34H153ZM239 35V36H240ZM247 35V34H246ZM251 35V34H250ZM258 35V34H257ZM4 36V35H3ZM44 37L46 36V35H43ZM51 36V35H50ZM63 36H65V34L63 35ZM83 36V35H82ZM82 36H80V37H82ZM87 36V35H86ZM144 36V35H143ZM145 36H146V34H145ZM243 36H245V35H243ZM254 36H256L255 34H254ZM263 36V35H262ZM261 36V37H262ZM5 37V36H4ZM12 37V36H11ZM10 37V38H11ZM14 37V36H13ZM39 37V36H38ZM54 37V36H53ZM52 37V38H53ZM108 37V36H107ZM154 37V36H153ZM231 37H233L232 35H231ZM241 37V36H240ZM2 38V37H1ZM35 38H37V37H35ZM34 38V40L35 41H37L36 39ZM41 38H43V37H41ZM61 38H62V36H61ZM109 38V37H108ZM128 38V37H127ZM130 38V37H129ZM249 38V37H248ZM259 39H260V37H258ZM264 37H262V39H263ZM13 39V38H12ZM11 39V40H12ZM31 39H32V36H31ZM55 39H57V38H55ZM63 39V38H62ZM65 39V38H64ZM63 39V40H64ZM69 39V38H68ZM71 39V38H70ZM84 39H85V35H84ZM117 39H119L118 37H117ZM136 39V38H135ZM242 39V38H241ZM252 39V38H251ZM255 39V38H254ZM19 40H20V38H19ZM58 40V39H57ZM67 39H65V41H66ZM74 40H75V36H74ZM76 40H77V38H76ZM98 40V39H97ZM108 40V39H107ZM127 40V39H126ZM125 40V41H126ZM130 40V39H129ZM128 40V41H129ZM147 40V39H146ZM243 40H245V39H243ZM18 41V40H17ZM48 41H49V39H48ZM62 41V40H61ZM60 40H58V44H59V42H61ZM69 41V40H68ZM73 41V40H72ZM83 41H85V40H83ZM93 41V40H92ZM138 41V40H137ZM237 41V40H236ZM255 41H257V40H255ZM13 42H14V40H13ZM113 42H115V41H113ZM124 42V41H123ZM148 42H149V40H148ZM147 42V43H148ZM152 42V41H151ZM150 42V43H151ZM247 42V41H246ZM259 42H261V41H259ZM17 43V42H16ZM20 43V42H19ZM26 43V42H25ZM33 43V42H32ZM40 43H42V42H40ZM50 43H53V42H50L49 41V44ZM82 43H86V42H82ZM88 43V42H87ZM104 43V42H103ZM107 43H109L108 41H107ZM127 43V42H126ZM146 43V42H145ZM145 43L144 42H140V41H138V42H131L129 45H128V47L126 48V49H124L125 51H124V53H125V57H126V60L129 62V63H133V61H134V57L133 56H135L136 55V53L135 52H137V54H141L142 53V50L144 49L143 47H144V45H145ZM155 43H156V41H155ZM155 43H154V45H155ZM13 44V43H12ZM46 44H48V43H46ZM71 44V43H70ZM73 44V43H72ZM97 44V43H96ZM242 44H244V43H242ZM261 44V43H260ZM260 44H257V45H260ZM264 44V43H263ZM1 45V44H0ZM26 45V44H25ZM33 45H34V47H32V49H34V50H37V52L38 51H40V50H42V47L41 46H39V43H38V41L37 42H34L33 43ZM61 45H63V43L61 44ZM74 45V44H73ZM75 45H76V43H75ZM74 45V46H75ZM87 45V44H86ZM103 44H101V46H102ZM118 45V44H117ZM121 45V44H120ZM147 45H149V44H147ZM153 44H151L150 45V48L151 49H153V51H151V52H154V49H155V46H154ZM250 45H251V42H250ZM253 45V44H252ZM14 46H15V44H14ZM22 46V45H21ZM24 46V45H23ZM31 46V45H30ZM51 46V45H50ZM54 47L56 46V45H53ZM64 46V45H63ZM78 46V45H77ZM81 46H83V45H81ZM85 46V45H84ZM158 46V45H157ZM156 46V47H157ZM222 46L224 47V51H221V49L220 48H222ZM254 46V45H253ZM255 46H256V44H255ZM18 47V46H17ZM16 47V48H17ZM54 47H52L53 49H55ZM71 47V46H70ZM248 47V46H247ZM20 48H22V47H20ZM25 48V47H24ZM87 48V47H86ZM4 49V48H3ZM23 49V48H22ZM44 49V48H43ZM57 49V48H56ZM60 49V48H59ZM85 49V48H84ZM97 49V48H96ZM145 49H147V48H145ZM17 50H19V48H17ZM58 50V49H57ZM69 50V49H68ZM71 50V49H70ZM70 50H69V52H70ZM80 50V49H79ZM78 50V51H79ZM89 50H91V49H89ZM158 50V49H157ZM156 50V51H157ZM13 51V50H12ZM11 51V52H12ZM21 51V50H20ZM48 51V50H47ZM123 51V50H122ZM14 52V51H13ZM12 52V53H13ZM54 52V51H53ZM57 52V51H56ZM75 52H77V51H75ZM74 52V53H75ZM82 52V51H81ZM84 52H85V50H84ZM150 52V53H151ZM159 52V51H158ZM161 52V53H162ZM39 53V52H38ZM58 53V52H57ZM56 53V54H57ZM74 53L72 52V55L74 56ZM88 53V52H87ZM134 53H135V55H134ZM155 53V52H154ZM37 54V53H36ZM55 54V53H54ZM60 54V53H59ZM62 54V53H61ZM71 54V53H70ZM108 54H110V53H108ZM152 54L153 53H151V56H152ZM13 55H15V54H12V56ZM38 55V54H37ZM80 55V54H79ZM91 55H93V53H91ZM95 55V54H94ZM121 55V54H120ZM120 55H118V56H120ZM63 56V55H62ZM70 56V55H69ZM54 57L55 56H53V59H54ZM82 57V56H81ZM80 57V58H81ZM106 57V56H105ZM136 57V56H135ZM35 58V57H34ZM34 58L32 57V54L30 53V51L28 52H25V53H22V55H21V57L19 58V60H17V62H15V60H14V62H12V61H9V60H5V59H3L1 56H0V66H2V67H5V68H14V69H17V68H19L20 70L21 69H29L28 67H30V66H34L35 64H36V62H34ZM77 58H79V57H77ZM82 58H84V57H82ZM82 58H81V60H82ZM87 58V57H86ZM85 58V59H86ZM91 58V57H90ZM107 58V57H106ZM165 58V59H166ZM14 59V58H13ZM92 59H93V57H92ZM97 59V58H96ZM88 60V59H87ZM99 60V59H98ZM120 60V59H119ZM164 60V59H163ZM35 61H36V59H35ZM46 61V60H45ZM53 61V60H52ZM66 61V60H65ZM71 61V60H70ZM75 61V60H74ZM79 61V60H78ZM83 61V60H82ZM89 61V60H88ZM87 61V62H88ZM95 62H96V60H94ZM144 61V60H143ZM39 62V61H38ZM42 62V61H41ZM63 61H61V63H62ZM69 62V61H68ZM72 62V61H71ZM76 62H77V59H76ZM76 62H73V63H76ZM84 62V61H83ZM83 62H81V63H83ZM87 62H85V63H87ZM91 62H92V60H91ZM94 62V64H97L98 62H101V61H98L97 63H95ZM114 62V61H113ZM127 62V63H128ZM139 62V61H138ZM142 62V61H141ZM200 62H202V61H200ZM65 64H66V62H64ZM90 63V62H89ZM93 63V62H92ZM102 63V65H103V62H101ZM121 63V62H120ZM128 63V64H129ZM172 63V62H171ZM177 63H175L176 64V66H177ZM40 64V63H39ZM45 64V63H44ZM43 64V65H44ZM47 64H49L48 63V61H47ZM46 64V66L48 67V65ZM51 64V63H50ZM54 64V63H53ZM52 64V65H53ZM70 64V63H69ZM69 64H68V66H69ZM77 65H78V63H76ZM76 64H75V66H76ZM88 64V63H87ZM86 64V65H87ZM105 64V63H104ZM110 64V63H109ZM112 64V63H111ZM110 64V65H111ZM114 64V63H113ZM126 64V63H125ZM149 64V63H148ZM158 64V63H157ZM38 65V64H37ZM56 65V64H55ZM79 65H80V62H79ZM79 65L77 66L78 68H79ZM82 65H84V64H82ZM92 65V64H91ZM100 65V64H99ZM122 65V64H121ZM142 65V64H141ZM39 66V65H38ZM41 66V65H40ZM54 66V65H53ZM65 66V65H64ZM89 66H90V64H89ZM97 66V65H96ZM96 66H95V68H96ZM104 66V65H103ZM102 66V67H103ZM133 66H134V64H133ZM164 66V65H163ZM36 67V66H35ZM42 67V66H41ZM56 67V66H55ZM66 67V66H65ZM64 67V68H65ZM81 65H80V68L79 69H81ZM85 68H86V66H84ZM83 67V68H84ZM109 67V66H108ZM165 67V66H164ZM179 67H181V66H178V68ZM44 68V67H43ZM42 68V69H43ZM52 68V67H51ZM58 68V67H57ZM63 68V67H62ZM76 68V67H75ZM82 68V69H83ZM94 68V66H93V69H95ZM115 68V67H114ZM157 68V67H156ZM18 69V70H19ZM32 68H30V70H31ZM35 69V68H34ZM33 69V70H34ZM74 69V68H73ZM72 69V70H73ZM90 69H92V67H90ZM102 69V68H101ZM106 69V68H105ZM110 69V68H109ZM19 70V71H20ZM29 70V71H30ZM33 70H32V72H33ZM57 70V69H56ZM89 70V69H88ZM88 70L86 71V72H88ZM96 70V69H95ZM97 70H98V68H97ZM108 70V69H107ZM116 70H117V68H116ZM28 71V72H29ZM61 71V70H60ZM74 71V70H73ZM81 71V70H80ZM89 71H91V70H89ZM93 71V70H92ZM109 71V70H108ZM110 71H113V70H110ZM157 71V70H156ZM10 72V71H9ZM42 72V71H41ZM44 72H47V71H44ZM75 72V71H74ZM73 72V73H74ZM77 72V71H76ZM95 72V71H94ZM105 72V71H104ZM104 72H102V73H104ZM141 72V71H140ZM37 72H35V74H36ZM43 73V72H42ZM56 73V72H55ZM67 73H68V71H67ZM80 73V72H79ZM109 73V72H108ZM113 73V72H112ZM131 73V72H130ZM181 73V72H180ZM179 73V74H180ZM4 74V73H3ZM9 74V73H8ZM7 74V75H8ZM11 74V73H10ZM20 74V73H19ZM33 74V73H32ZM62 74V73H61ZM69 74H70V72H69ZM85 74V73H84ZM86 74H90V73H86ZM94 74V73H93ZM106 74V73H105ZM116 74V73H115ZM114 74V75H115ZM122 74V73H121ZM125 74V73H124ZM156 74V73H155ZM166 74V73H165ZM27 75V74H26ZM51 75V74H50ZM76 75H77V73H76ZM79 75V74H78ZM77 75V76H78ZM97 74H95V76H96ZM104 74H102V76H103ZM111 76L113 75V74H110ZM116 75H119V74H116ZM115 75V76H116ZM126 75V74H125ZM128 75V74H127ZM131 75V74H130ZM164 75V74H163ZM34 76V75H33ZM65 76V75H64ZM84 76V75H83ZM92 76V75H91ZM98 76V75H97ZM110 76V77H111ZM114 76V77H115ZM120 76V75H119ZM39 77H41V76H39ZM54 77V76H53ZM81 78H82V76H80ZM105 77H106V75H105ZM105 77H103V78H105ZM122 77V76H121ZM121 77H120V80H121ZM143 77V76H142ZM177 77V76H176ZM3 78V77H2ZM6 78V77H5ZM17 78V77H16ZM22 78H23V76H22ZM31 78V77H30ZM38 78V77H37ZM36 78V79H37ZM42 78V77H41ZM56 78V77H55ZM70 78V77H69ZM74 78V77H73ZM72 77L70 78V79H73ZM79 78V76L77 77V79ZM93 78V77H92ZM91 78V79H92ZM109 78V77H108ZM111 78H113V76L111 77ZM111 78H110V80H111ZM126 78V77H125ZM128 78V77H127ZM15 79V78H14ZM26 79H27V77H26ZM80 79V78H79ZM82 79H84V78H82ZM100 79V77H98V80ZM106 79V78H105ZM115 79V78H114ZM118 79V78H117ZM129 79V78H128ZM147 79H148V77H147ZM3 80V79H2ZM40 80H42V79H40ZM81 80V79H80ZM110 80H109V82H110ZM149 80V79H148ZM147 80V81H148ZM151 80V79H150ZM177 80V79H176ZM179 80V79H178ZM193 80V79H192ZM5 81V80H4ZM42 81H44V79L42 80ZM100 81V80H99ZM116 81V80H115ZM119 81V80H118ZM124 81H125V79H124ZM132 81V80H131ZM146 81V80H145ZM166 81V80H165ZM1 82V81H0ZM16 82V81H15ZM26 82H28V80L26 81ZM25 82V84L27 85V83ZM31 82H33V81H31ZM46 82V81H45ZM49 82V81H48ZM62 82V81H61ZM77 82V81H76ZM86 82H87V80H86ZM96 82V81H95ZM103 82V81H102ZM102 82H99L100 84H97V85H101V83ZM113 82V81H112ZM127 82V81H126ZM125 82V83H126ZM151 82V81H150ZM168 82H169V80H168ZM167 82V83H168ZM190 82V81H189ZM2 84L4 83V82H1ZM39 83V82H38ZM80 83L81 82H79V85H80ZM105 83V82H104ZM120 83V82H119ZM118 83V84H119ZM124 83V84H125ZM129 83H130V81H129ZM153 83V82H152ZM158 83V82H157ZM175 83V82H174ZM16 84H18L17 82H16ZM28 84H29V82H28ZM73 83H71V85H72ZM86 84V83H85ZM113 84V83H112ZM144 84V83H143ZM160 84V83H159ZM189 84V83H188ZM30 85V84H29ZM57 85V84H56ZM61 85V84H60ZM65 85V84H64ZM68 85V84H67ZM75 85H77V84H75ZM88 85V84H87ZM107 85V84H106ZM109 86H110V84H108ZM114 85V84H113ZM117 85V84H116ZM130 86H131V84H129ZM129 85H128V87H129ZM133 85V84H132ZM146 85H148V84H146ZM151 85V84H150ZM153 85H155L154 83H153ZM161 85V84H160ZM179 85V84H178ZM28 86V85H27ZM47 86V85H46ZM63 86V85H62ZM73 86V85H72ZM78 86V85H77ZM91 86H92V84H91ZM94 86H95V84H94ZM93 86V87H94ZM102 86V85H101ZM108 86V87H109ZM127 86V85H126ZM135 86V85H134ZM184 86H186L185 84H184ZM11 87V86H10ZM13 87V86H12ZM15 87H16V85H15ZM14 87V88H15ZM44 87V86H43ZM66 87V86H65ZM68 87H70V84H69V86ZM80 87V86H79ZM85 87V86H84ZM88 87V86H87ZM91 88L90 90L92 91V89H94V88ZM100 87V86H99ZM103 87V86H102ZM115 88H116V90H114V92L116 91V94H117V88L118 87H116V86H114ZM154 87V86H153ZM157 87V86H156ZM13 88V89H14ZM27 88V87H26ZM32 88V87H31ZM64 88V87H63ZM73 89H75L74 87H72ZM89 88V87H88ZM111 88V87H110ZM123 88V87H122ZM121 88V89H122ZM140 88H142V87H140ZM159 88V87H158ZM161 88V87H160ZM179 88H182V87H179ZM6 89V88H5ZM8 89V88H7ZM34 89V88H33ZM32 89V90H33ZM45 89H47V88H45ZM49 89V88H48ZM82 89H84L83 87H82ZM135 89V88H134ZM149 89V88H148ZM2 90V89H1ZM0 90V91H1ZM16 91H17V89H15ZM14 90V91H15ZM24 90H26V89H24ZM23 90V91H24ZM52 90V89H51ZM55 90V89H54ZM58 90V89H57ZM60 90V89H59ZM64 90V89H63ZM68 90H69V88H68ZM76 90H79V89H76ZM101 90V89H100ZM100 90L98 91V92H100ZM110 90V89H109ZM111 90H112V88H111ZM125 90H126V87H125ZM138 90V89H137ZM142 90V89H141ZM153 90V89H152ZM184 90V89H183ZM234 90H236V91H238V95H237V93L234 91ZM103 91H104V87H103ZM120 91V90H119ZM20 92V91H19ZM56 92V91H55ZM55 92H54V94H55ZM61 92V91H60ZM63 92V91H62ZM61 92V93H62ZM65 92V91H64ZM75 92V91H74ZM79 92H80V90H79ZM93 92V91H92ZM91 92V93H92ZM121 92H123V91H121ZM128 92V91H127ZM153 92V91H152ZM156 92H158V91H156ZM160 92V91H159ZM174 92V91H173ZM234 92V93H233ZM2 93V92H1ZM23 93V92H22ZM50 93V92H49ZM56 93H59L58 91L56 92ZM71 93V92H70ZM69 93V94H70ZM85 93V92H84ZM90 92H88V94H89ZM94 93V92H93ZM109 93V92H108ZM112 93H113V91H112ZM129 93H130V91H129ZM143 92H141L140 94H142ZM149 94H152L151 93V91L150 92H148ZM154 93V92H153ZM188 93V92H187ZM17 94V93H16ZM26 94V93H25ZM25 94H24V96H25ZM29 94V93H28ZM51 94V93H50ZM49 94V95H50ZM62 94H64V93H62ZM61 94V95H62ZM72 94H75V93H73L72 92ZM86 94H87V92H86ZM87 94V95H88ZM97 94V93H96ZM101 94V93H100ZM106 95H107V92L105 93ZM115 94V93H114ZM122 94H124V93H121V95ZM133 94V93H132ZM146 94V93H145ZM155 94V93H154ZM19 95V94H18ZM86 95V96H87ZM95 95V94H94ZM93 95V96H94ZM125 95H127V94H125ZM129 95V94H128ZM172 95H173V93H172ZM191 95V94H190ZM59 96V95H58ZM63 96V95H62ZM84 96V95H83ZM90 96H92V94L90 95ZM99 96H101V95H99ZM108 96V95H107ZM119 96H120V94H119ZM130 96H131V94H130ZM137 96V95H136ZM154 96V95H153ZM156 96V95H155ZM169 96H170V94H169ZM26 97V96H25ZM28 97H29V95H28ZM33 97V96H32ZM67 97V96H66ZM68 97H69V95H68ZM98 97V96H97ZM103 97H105V96H103ZM117 97V96H116ZM124 97V96H123ZM132 97H133V95H132ZM159 97H160V95H159ZM158 97V98H159ZM162 97V96H161ZM176 97H177V95H176ZM30 98V97H29ZM28 98V99H29ZM51 98V97H50ZM53 98H54V95H53ZM63 99H64V97H62ZM71 98H72V96H71ZM70 98V99H71ZM73 98H74V96H73ZM86 98V97H85ZM85 98H84V100H85ZM115 98V97H114ZM121 98V97H120ZM129 98V97H128ZM153 98V97H152ZM180 98V100H181V98H182V96L181 97H179ZM184 98H186V97H184L183 96V99ZM24 99V98H23ZM28 99H26V100H28ZM32 99V98H31ZM70 99H69V101H70ZM81 99V98H80ZM90 99H91V97H90ZM90 99H89V101H90ZM94 99V98H93ZM92 99V100H93ZM95 99H97V98H95ZM106 99H108V98H106ZM186 99H188V98H186ZM190 99V100H191ZM34 100V99H33ZM39 100V99H38ZM43 100V99H42ZM51 100V99H50ZM64 100H66V99H64ZM102 100V99H101ZM101 100H100V102H101ZM125 100V99H124ZM137 100V99H136ZM168 100H170V99H168ZM174 100V99H173ZM15 101V100H14ZM23 101V100H22ZM35 102H36V100H34ZM58 101V100H57ZM63 101V100H62ZM71 101H73V99H71ZM107 101V100H106ZM109 101V100H108ZM126 101H127V99H126ZM129 101H130V99H129ZM129 101H127V102H129ZM133 101V100H132ZM132 101H130V102H132ZM153 101V100H152ZM166 101H167V99H166ZM177 101V99L174 101V102H176ZM185 102H186V100H184ZM189 101V100H188ZM264 101V100H263ZM19 102V101H18ZM33 101H31V103H32ZM46 102H47V100H46ZM60 102H61V98H60ZM60 102H59V104H60ZM74 102V101H73ZM95 103H96V101H94ZM98 102V104H99V101H97ZM111 102V101H110ZM122 102H123V100H122ZM154 102V101H153ZM31 103H29V104H31ZM49 103V102H48ZM55 103V102H54ZM63 103V102H62ZM65 103V102H64ZM67 103V102H66ZM118 103H119V101H118ZM125 103V102H124ZM123 103V104H124ZM137 103V102H136ZM135 103V104H136ZM183 103V102H182ZM253 103V102H252ZM12 104V103H11ZM91 104H94L93 102H91ZM102 104H103V102H102ZM106 104V103H105ZM105 104H104V106H105ZM111 104V103H110ZM125 104H127V103H125ZM130 104V103H129ZM134 104V103H133ZM140 104V102L138 103V105ZM184 105H186L185 103H183ZM10 105V104H9ZM35 105V104H34ZM38 104L36 103V106H37ZM41 105V104H40ZM56 105V104H55ZM54 105V106H55ZM68 105V104H67ZM116 105V104H115ZM119 105V104H118ZM131 105V104H130ZM157 105V104H156ZM163 105V104H162ZM189 105V104H188ZM191 105V104H190ZM189 105V106H190ZM255 105H256V103H255ZM2 106V105H1ZM8 106V105H7ZM13 106V105H12ZM44 106H46V105H44ZM57 106H60V105H58L57 104ZM73 106V105H72ZM81 106V105H80ZM84 105H82V107H83ZM89 107H91L90 105H88ZM87 106V107H88ZM95 106H97L96 104H95ZM98 106H100V104L98 105ZM97 106V107H98ZM104 106H103V108H104ZM125 105H123V107H124ZM129 106V105H128ZM132 106V105H131ZM137 106V105H136ZM142 106H143V104H142ZM183 106V105H182ZM191 106V107H192ZM256 106H258V105H256ZM262 106V105H261ZM9 107V106H8ZM30 107V106H29ZM61 107V106H60ZM81 107V108H82ZM106 107V106H105ZM120 107H122V106H120ZM120 107H116V108H120ZM138 107V106H137ZM144 107V106H143ZM184 107V106H183ZM182 107V108H183ZM38 108V107H37ZM49 108V107H48ZM57 108V107H56ZM92 108H93V106H92ZM101 108V107H100ZM108 108V107H107ZM115 108V107H114ZM113 108V109H114ZM115 108V109H116ZM135 109H136V107H134ZM8 110H10V108H7ZM34 109V108H33ZM55 109V108H54ZM53 109V110H54ZM57 109H59V108H57ZM95 109V108H94ZM109 109V108H108ZM110 109H112V108H110ZM114 109V110H115ZM128 109V108H127ZM168 109H170V108H168ZM185 109V108H184ZM193 109V108H192ZM24 110V109H23ZM31 110H32V108H31ZM43 110V109H42ZM52 110V111H53ZM66 110V109H65ZM70 110V109H69ZM73 110V109H72ZM83 110V109H82ZM113 110V111H114ZM125 110V109H124ZM137 110H141L142 111V109H138L137 108ZM144 110V109H143ZM146 110V109H145ZM162 110V109H161ZM171 110V109H170ZM25 111V110H24ZM52 111H51V113H52ZM61 111H64V109L62 110L61 109ZM80 111V110H79ZM100 111V110H99ZM107 111V110H106ZM116 111V110H115ZM121 111V110H120ZM122 111H123V109H122ZM125 111H127V110H125ZM141 111H139L138 112V114L141 112ZM157 111V110H156ZM188 111V110H187ZM2 112H4V111H2ZM8 112V111H7ZM23 112V111H22ZM35 112V111H34ZM64 112H66V111H64ZM64 112H62V114H64ZM70 112V111H69ZM82 112V111H81ZM92 112H94V111H92ZM91 112V113H92ZM108 112V111H107ZM118 112H119V109H118ZM117 112V113H118ZM128 112V111H127ZM144 112V111H143ZM147 112H148V110H147ZM150 112V111H149ZM186 112V111H185ZM184 112V113H185ZM27 113V112H26ZM25 113V114H26ZM55 113V112H54ZM58 113V112H57ZM56 113V114H57ZM72 113H74V112H72ZM71 113V114H72ZM80 113V112H79ZM98 113V112H97ZM99 113H102V111H100ZM98 113V117H99V114ZM111 114H112V112H110ZM116 113V114H117ZM119 113H121V112H119ZM130 113H131V110H130ZM145 113V112H144ZM169 113H170V111H169ZM175 113H176V111H175ZM53 114V113H52ZM96 114V113H95ZM95 114H94V116H95ZM107 114V113H106ZM116 114H114V115H116ZM125 114V113H124ZM131 114H133V113H131ZM134 114H135V112H134ZM143 114V113H142ZM16 115V114H15ZM19 115H20V113H19ZM38 115V114H37ZM59 115V114H58ZM67 115V114H66ZM73 116H74V114H72ZM72 115H70V116H72ZM82 115V114H81ZM101 115H104L105 116V114H101ZM120 115V114H119ZM129 115V114H128ZM137 115V114H136ZM144 115V114H143ZM147 115V114H146ZM176 115V114H175ZM185 115V114H184ZM47 116V115H46ZM62 116H64V115H62ZM72 116V117H73ZM77 116V115H76ZM93 116V115H92ZM107 116V115H106ZM109 116H110V114H109ZM130 116V115H129ZM128 116V117H129ZM150 116H152V115H150ZM18 117V116H17ZM16 117V118H17ZM25 118H22V119H26L27 117L26 116H24ZM58 117V116H57ZM57 117H55V118H57ZM60 117V116H59ZM65 117V116H64ZM66 117H68L69 118V116H66ZM72 117H70V118H72ZM97 117V118H98ZM112 117V116H111ZM116 117V116H115ZM123 117V116H122ZM126 117V116H125ZM131 117V116H130ZM138 117V116H137ZM143 117V116H142ZM148 117H149V115H148ZM147 117V118H148ZM2 118V117H1ZM20 118V117H19ZM50 118V117H49ZM68 118L67 119H65V120H68ZM74 118V117H73ZM79 118V117H78ZM82 118V117H81ZM100 118V117H99ZM113 118V117H112ZM117 118H119V117H117ZM120 118H121V116H120ZM124 118V117H123ZM127 118V117H126ZM151 118H153V116L151 117ZM185 118V117H184ZM5 119V118H4ZM11 119V118H10ZM51 119H52V117H51ZM50 119V120H51ZM60 119H62L61 117H60ZM59 119V120H60ZM64 119V118H63ZM62 119V120H63ZM75 119V118H74ZM86 119V118H85ZM84 119V121H86ZM104 119V118H103ZM110 118H108V116H107V120H109ZM122 119V118H121ZM121 119H120V121H121ZM130 119V118H129ZM129 119L127 120V121H129ZM134 119V118H133ZM139 119H140V122H141V118L139 117ZM138 119V120H139ZM145 119V118H144ZM153 119H155V118H153ZM153 119H152V121H153ZM168 119V118H167ZM186 119V118H185ZM8 120V119H7ZM49 120V121H50ZM55 119H53V121H54ZM61 120V121H62ZM64 120V121H65ZM70 120V119H69ZM80 120V119H79ZM123 120V119H122ZM125 120V119H124ZM123 120V121H124ZM125 120V121H126ZM151 120V119H150ZM187 120V119H186ZM193 120V119H192ZM38 121V120H37ZM57 121V120H56ZM60 121V123H62ZM97 121V120H96ZM110 121V120H109ZM111 121H113V120H111ZM116 121H117V119H116ZM119 121V120H118ZM126 121V122H127ZM131 121V120H130ZM136 121H137V119H136ZM147 121V120H146ZM155 121V120H154ZM157 121V120H156ZM189 121V120H188ZM25 122H27V121H25ZM44 122H46V121H44ZM48 122V121H47ZM46 122V123H47ZM51 122V121H50ZM71 121H69V123H70ZM74 122H76V120H72V124L74 123ZM80 122H83L82 120H80ZM79 122V123H80ZM102 122V121H101ZM125 122V123H126ZM138 122L139 121H137V124H138ZM161 122V121H160ZM178 122V121H177ZM251 122V121H250ZM249 122V123H250ZM59 123V122H58ZM106 123H108V121L106 122ZM111 123V122H110ZM110 123H109V126H110ZM123 123V122H122ZM122 123L120 124H118L119 125V127L120 126H122ZM130 123V122H129ZM133 123H134V121H133ZM157 123V122H156ZM162 123V122H161ZM160 123V124H161ZM168 123V122H167ZM54 124V123H53ZM56 124V123H55ZM80 124H82V123H80ZM90 124H92V122L90 123ZM98 124V123H97ZM131 124V123H130ZM142 124V123H141ZM154 124V123H153ZM157 124H159V119H158V123ZM157 124L155 125V126H157ZM160 124H159V126H160ZM255 124V123H254ZM42 125V124H41ZM44 125V124H43ZM47 124H45V126H46ZM52 125V124H51ZM86 125V124H85ZM99 125H100V123H99ZM112 125V124H111ZM113 125H115V124H113ZM132 126H133V124H131ZM131 125H129V126H131ZM139 125V124H138ZM137 125V127H139ZM211 125V124H210ZM249 125H251V124H249ZM260 125V124H259ZM259 125H257V126H259ZM33 126V125H32ZM40 126V125H39ZM38 126V127H39ZM66 126V125H65ZM75 126H77V125H75ZM88 126V125H87ZM86 126V127H87ZM116 126V125H115ZM115 126H113L114 128H115ZM144 126V125H143ZM143 126H140V128L141 127H143ZM145 126H147L146 125V123H145ZM150 126V125H149ZM155 126H154V128H155ZM172 126V125H171ZM212 126V125H211ZM254 127H253V129L255 128V125H253ZM262 126V125H261ZM58 127H59V125H58ZM73 127V126H72ZM78 128H79V126H77ZM77 127H76V129H77ZM88 127H90V125L88 126ZM100 127V126H99ZM98 127V128H99ZM118 127V128H119ZM126 127V126H125ZM128 127V126H127ZM148 127V126H147ZM250 127V126H249ZM22 128H24V127H22ZM44 128V127H43ZM54 128V127H53ZM57 128V127H56ZM102 128V127H101ZM105 128V127H104ZM108 128V127H107ZM107 128H105V129H107ZM134 128H135V126H134ZM133 128V131L135 130ZM139 128V129H140ZM153 128V127H152ZM151 128V126H150V130L152 129ZM158 128V127H157ZM226 128V127H225ZM247 128V127H246ZM26 129V128H25ZM42 129V128H41ZM44 129H46V128H44ZM48 129H49V127H48ZM66 129V128H65ZM81 129V128H80ZM79 129V130H80ZM86 129V128H85ZM95 129V128H94ZM100 129V128H99ZM110 129H111V127H110ZM121 129V128H120ZM125 129H127V128H125ZM139 129H137V130H139ZM143 129V128H142ZM147 129V128H146ZM161 129V128H160ZM159 129V130H160ZM223 129V128H222ZM240 129V128H239ZM249 129V128H248ZM258 129H259V127H258ZM12 130V129H11ZM87 130H89V129H87ZM91 130V129H90ZM96 130V129H95ZM118 130V129H117ZM128 130H130V128L128 129ZM150 130H149V132H150ZM154 130V129H153ZM152 130V131H153ZM167 130H169V129H167ZM166 130V131H167ZM173 130V129H172ZM231 130V129H230ZM26 131V130H25ZM44 131V130H43ZM50 131V130H49ZM71 131H72V129H71ZM86 131V130H85ZM92 131V130H91ZM90 131V132H91ZM98 131V130H97ZM97 131H96V133H97ZM100 131V130H99ZM106 131V130H105ZM104 131V134L106 133ZM108 131H109V129H108ZM107 131V132H108ZM119 132H120V130H118ZM130 131H132V130H130ZM139 131H142V130H139ZM144 131V130H143ZM160 131H165V130H160ZM250 132H248V131H242L241 132V134L243 135V136H245V135H247V136H245V137H247V139H249V149H247V150H245V154H246V160H244V161H239L240 159L239 158H237L233 153H232V151L230 152L229 151V153L225 156V159H226V161H228L227 163H232V162H237V163H239L240 165H241V168L243 169V170H246V171H248V172H251V173H255V172H259V171H262L263 172V170H264V151L263 150H260V145H261V143H259V141H257V139L252 135V134H250V133H252V131L251 130H249ZM260 131V130H259ZM13 132H15V131H13ZM45 132V131H44ZM66 132V131H65ZM83 132H84V130H83ZM88 132V131H87ZM94 132V131H93ZM93 132H91V133H93ZM111 132V131H110ZM147 132V131H146ZM149 132H148V134H149ZM154 132V131H153ZM169 132V131H168ZM178 132V131H177ZM176 131H175V136H176V133H177ZM240 132V131H239ZM22 133H23V131H22ZM73 133V132H72ZM115 133H117L118 134V132H116V130L114 131V134ZM134 133H136V132H134ZM137 133H139V132H137ZM152 133V132H151ZM260 133V132H259ZM16 134V133H15ZM42 134V133H41ZM64 134V133H63ZM68 134H69V132H68ZM71 134V133H70ZM86 134V133H85ZM88 134V133H87ZM104 134H102L101 133V136H104ZM107 134H109V133H107ZM111 134H113V133H111ZM121 134H122V132H121ZM127 134V133H126ZM132 134V133H131ZM144 134V133H143ZM153 134H155V132L153 133ZM152 134V135H153ZM160 134V133H159ZM161 134H162V132H161ZM160 134V135H161ZM169 134V133H168ZM174 134V133H173ZM187 134V133H186ZM189 134V133H188ZM229 134H231L230 132H229ZM11 135V134H10ZM17 135V134H16ZM47 135H49V133H47L46 134V136ZM57 135V134H56ZM60 135V134H59ZM83 135V134H82ZM89 135V134H88ZM87 135V136H88ZM94 135V134H93ZM95 135H97V134H95ZM124 135V134H123ZM130 135V134H129ZM133 135V134H132ZM135 135V134H134ZM137 135V134H136ZM140 135H141V132H140ZM145 135H147L146 133H145ZM163 135V134H162ZM166 135V134H165ZM177 135H178V133H177ZM208 135V134H207ZM213 135V134H212ZM24 135H22V137H23ZM45 136V137H46ZM77 136H78V134H77ZM99 136H100V134H99ZM106 136V135H105ZM115 136V135H114ZM120 136V135H119ZM154 136V135H153ZM152 136V137H153ZM168 136V135H167ZM172 136V135H171ZM180 136V135H179ZM182 136V135H181ZM6 137V136H5ZM8 137V136H7ZM28 137V136H27ZM33 137H36L35 136V134H34V136ZM44 137V136H43ZM52 137V136H51ZM56 137V136H55ZM58 137V136H57ZM60 137V136H59ZM73 137V136H72ZM91 137V136H90ZM93 138H94V136H92ZM109 137V136H108ZM116 137V136H115ZM124 137V136H123ZM145 137V136H144ZM178 137V136H177ZM240 137V136H239ZM37 138V137H36ZM50 138V137H49ZM85 138V137H84ZM122 138V137H121ZM127 138V137H126ZM131 138V137H130ZM136 138V137H135ZM141 138H142V136H141ZM148 138H151L150 136L148 137ZM160 138V137H159ZM165 138H168V137H166L165 136ZM173 138H175V137H173ZM195 138V137H194ZM213 138V137H212ZM259 138V137H258ZM24 139V138H23ZM33 139V138H32ZM31 139V140H32ZM42 139V138H41ZM52 139V138H51ZM54 139V138H53ZM71 139H73V138H71ZM85 139H87V137L85 138ZM91 139V138H90ZM96 139V138H95ZM101 139H103V138H101ZM100 139V140H101ZM108 139V138H107ZM112 139H114L113 137H112ZM142 139H144V141L146 140L145 138H142ZM156 139V138H155ZM158 139V138H157ZM156 139V140H157ZM162 139V138H161ZM177 138H175V140H174V142L176 141L177 142V140H176ZM180 139V138H179ZM182 139V138H181ZM180 139V140H181ZM216 139V138H215ZM240 139H241V141H242V138L240 137L238 140H239V142L242 144L243 142H241L240 141ZM263 139H264V135H263ZM11 140V139H10ZM18 140V139H17ZM29 140V139H28ZM30 140V141H31ZM35 140V139H34ZM45 140V139H44ZM44 140H42V141H44ZM47 140H48V138H47ZM56 140V139H55ZM64 140V139H63ZM99 140V141H100ZM105 140V139H104ZM103 140V141H104ZM116 140V139H115ZM121 140V139H120ZM119 140V141H120ZM124 140V139H123ZM129 140V139H128ZM139 140H141V139H139ZM148 140V139H147ZM160 140V139H159ZM163 140V139H162ZM166 140V139H165ZM164 140V142H166ZM168 140V139H167ZM179 140V141H180ZM195 140V139H194ZM196 140H198V138L196 139ZM221 140V139H220ZM237 140V139H236ZM61 141V140H60ZM66 141V140H65ZM79 141H80V139H79ZM85 141V140H84ZM90 141H92V140H90ZM103 141H102V144H103ZM108 141V140H107ZM106 141V142H107ZM131 140H129V142H130ZM133 141V140H132ZM135 141V140H134ZM143 141V140H142ZM170 141H172V139H170ZM182 141V140H181ZM183 141H185V140H183ZM189 141V140H188ZM225 141V140H224ZM16 142V141H15ZM21 143L23 142V141H20ZM54 142V141H53ZM73 142V141H72ZM86 142H88V139H87V141ZM93 142V141H92ZM91 142V143H92ZM109 142V141H108ZM115 142H117V141H115ZM126 142H128V141H126ZM136 143H137V141H135ZM134 142V143H135ZM148 142V141H147ZM159 142H161V141H159ZM158 142V143H159ZM175 142V144H177V143H179V142H177L176 143ZM196 142H198V141H196ZM229 143H230V141H228ZM238 142V143H239ZM248 142V141H247ZM1 143V142H0ZM5 143H7V142H5ZM23 143H25V142H23ZM27 143V142H26ZM31 143V142H30ZM33 143H34V141H33ZM42 143V142H41ZM46 143V142H45ZM57 143V142H56ZM81 143V142H80ZM89 143V142H88ZM121 143V142H120ZM133 143V144H134ZM139 143H140V141H139ZM144 143V142H143ZM150 143V142H149ZM154 143V142H153ZM152 143V144H153ZM156 143V142H155ZM172 143V142H171ZM192 143V142H191ZM227 143V142H226ZM8 144V143H7ZM10 144V143H9ZM12 144V143H11ZM10 144V145H11ZM14 144V143H13ZM12 144V145H13ZM48 144V143H47ZM77 143H75L74 145H76ZM84 144V143H83ZM83 144H81V145H83ZM86 144V143H85ZM93 144V143H92ZM95 144V143H94ZM106 144V143H105ZM105 144H103V145H105ZM111 144H113V143H111ZM118 144V143H117ZM128 144V143H127ZM131 144V143H130ZM164 144V143H163ZM168 144H170V143H168ZM202 144V143H201ZM233 143H231L230 145H232ZM244 144V143H243ZM29 144H27V146H28ZM30 145H32V144H30ZM43 145V144H42ZM50 145H52V144H50ZM62 145V144H61ZM73 145V146H74ZM98 145H100V144H98ZM116 145V144H115ZM137 145H139V144H137ZM136 145V146H137ZM142 145V144H141ZM160 145V144H159ZM166 145L167 144H165L164 146H165V148H166ZM173 145H174V143H173ZM194 145V144H193ZM205 145V144H204ZM209 145V144H208ZM214 145V144H213ZM227 145V144H226ZM7 146V145H6ZM14 146V145H13ZM13 146H11V147H13ZM16 146V145H15ZM35 146V145H34ZM69 145H67V147H68ZM71 146V145H70ZM72 146V147H73ZM90 146V145H89ZM112 146V145H111ZM119 146V145H118ZM122 146V145H121ZM121 146L119 147V148H121ZM123 146H124V144H123ZM130 146V145H129ZM147 146V145H146ZM154 147H155V144L153 145ZM153 146L152 147H150V145H149V148H153ZM161 146V145H160ZM170 146V145H169ZM168 146V147H169ZM177 146H179V145H177ZM183 146V145H182ZM190 145H188L187 147H189ZM216 145H214V147H215ZM222 146V145H221ZM224 146V145H223ZM228 146V145H227ZM226 146V147H227ZM239 146V145H238ZM10 147V146H9ZM18 147H19V145H18ZM21 147V146H20ZM23 147V146H22ZM37 147V146H36ZM42 147V146H41ZM52 147H53V145H52ZM80 147V146H79ZM91 148H92V146H90ZM93 147H95V146H93ZM97 147V146H96ZM113 147H114V145H113ZM124 147H126V146H124ZM124 147H123V149H124ZM132 147V146H131ZM162 147H163V145H162ZM186 147V146H185ZM192 147H194V146H192ZM191 147V148H192ZM206 147V146H205ZM205 147H203V148H205ZM208 147V146H207ZM225 147V146H224ZM230 147V146H229ZM240 147V146H239ZM244 147H245V145H244ZM8 148V147H7ZM17 148V147H16ZM25 148V147H24ZM45 148V147H44ZM44 148H42L43 150H45ZM46 148H49V146L48 147H46ZM54 148V147H53ZM59 148V147H58ZM76 148V147H75ZM78 148V147H77ZM76 148V149H77ZM82 148V147H81ZM105 148H107V147H105ZM112 148V147H111ZM116 148H117V146H116ZM118 148V149H119ZM137 148V147H136ZM136 148H134V150L136 149ZM142 148V147H141ZM145 148H147V147H145ZM161 148V147H160ZM170 148H171V146H170ZM172 148H174V146L172 147ZM178 148V147H177ZM179 148H181V147H179ZM190 148V147H189ZM188 148V149H189ZM190 148V149H191ZM210 148H212L211 146H210ZM228 148V147H227ZM227 148H225V149H227ZM235 148V147H234ZM3 149V148H2ZM13 150H14V148H12ZM22 149V148H21ZM37 149H38V147H37ZM36 148H35V150H37ZM55 149V148H54ZM64 149V148H63ZM80 149V148H79ZM78 149V150H79ZM89 149V148H88ZM99 149H100V147H99ZM98 149V150H99ZM122 149V148H121ZM127 149V148H126ZM131 149V148H130ZM130 149H128V150H130ZM139 149V148H138ZM169 149V148H168ZM168 149H166V152H167V150ZM174 149H176V148H174ZM195 149V148H194ZM207 149V148H206ZM217 149V148H216ZM220 149V148H219ZM229 149V148H228ZM11 150V149H10ZM16 150V149H15ZM18 150V149H17ZM26 150H28V152L30 151L28 148L26 149ZM25 150V151H26ZM50 150V149H49ZM77 150V151H78ZM101 150V149H100ZM99 150V151H100ZM103 150V149H102ZM112 150V149H111ZM127 150V151H128ZM140 150H142V149H139L138 151H140ZM152 150V149H151ZM172 151H174L173 149H171ZM177 150V149H176ZM183 150H184V148H183ZM192 150V149H191ZM208 150H211V149H208ZM207 150V151H208ZM214 150V149H213ZM3 151V150H2ZM7 151V150H6ZM42 151V150H41ZM69 151H70V149H69ZM72 151V150H71ZM70 151V152H71ZM77 151L76 152H74V151H72V153H76L77 154ZM104 151V150H103ZM101 152V153H104V152ZM107 151V150H106ZM106 151H105V153H106ZM118 151V150H117ZM116 151V152H117ZM132 151H133V149H132ZM137 151V150H136ZM135 151V152H136ZM147 151H148V149H147ZM161 151V150H160ZM186 151H187V148H186V150H185V153H186ZM195 151V150H194ZM199 151H202V150H199ZM212 151V150H211ZM210 151V152H211ZM1 152V151H0ZM8 152H10V151H8ZM20 152V151H19ZM32 152V151H31ZM39 152V151H38ZM55 152V151H54ZM66 152V151H65ZM64 152V153H65ZM98 152V151H97ZM96 152V153H97ZM99 152V153H100ZM108 152V151H107ZM112 152V151H111ZM143 152V151H142ZM151 152V151H150ZM162 152V151H161ZM168 152H170V150L168 151ZM168 152H167V154H168ZM191 152V155H193L192 153H194L193 151H190ZM190 152H189V154H190ZM216 152H217V150H216ZM221 152V151H220ZM219 152V153H220ZM223 152V151H222ZM228 152V151H227ZM235 152V151H234ZM2 153V152H1ZM4 153V152H3ZM16 153V152H15ZM18 153V152H17ZM51 153V152H50ZM60 153V152H59ZM63 153V152H62ZM61 153V154H62ZM90 153V152H89ZM89 153H87L86 155H91V153L89 154ZM110 153V152H109ZM129 153V152H128ZM130 153H131V151H130ZM147 153V152H146ZM153 153H154V150H153ZM198 153V152H197ZM196 153V154H197ZM202 153V152H201ZM215 153V152H214ZM5 154V153H4ZM22 155H23V153H21ZM26 154V153H25ZM35 154H36V152H35ZM56 154H57V149H56ZM55 154V155H56ZM79 154V153H78ZM77 154V155H78ZM82 154V153H81ZM93 154V153H92ZM111 154V153H110ZM115 154V153H114ZM118 154H120V153H118ZM123 154V153H122ZM125 156H126V151H125ZM139 154H141L140 152L137 154L138 156H139ZM144 154V153H143ZM158 154V153H157ZM171 154V153H170ZM173 154V156H174V154L175 153H172ZM184 154V153H183ZM186 154H188V153H186ZM236 154V153H235ZM2 155V154H1ZM1 155H0V160H1ZM41 155H43V154H41ZM51 155V157L53 156L52 155V153L50 154ZM49 155V156H50ZM54 155V156H55ZM66 155V154H65ZM85 155V154H84ZM96 155V154H95ZM98 155V154H97ZM115 155H117V154H115ZM115 155H114V157H115ZM121 155V154H120ZM149 155H150V153H149ZM148 155V156H149ZM182 155V154H181ZM178 156V157H182V156ZM185 155V154H184ZM190 155V156H191ZM221 155V154H220ZM225 155V154H224ZM13 156V155H12ZM26 156V155H25ZM32 156H33V154H32ZM36 156H38V155H36ZM103 156H104V154H103ZM103 156H101V157H103ZM118 156V155H117ZM124 156V155H123ZM147 155H145L144 156V158L146 157ZM161 156V155H160ZM167 156V155H166ZM172 156V155H171ZM200 156V155H199ZM206 156V155H205ZM212 156V155H211ZM216 156H218V155H216ZM16 157V156H15ZM18 157V156H17ZM30 157V156H29ZM43 157H47L46 155L45 156H43ZM42 156H41V158H43ZM50 157V158H51ZM91 157V156H90ZM104 157H106V156H104ZM112 157V156H111ZM114 157H112V158H114ZM130 157H131V155H130ZM135 157V156H134ZM133 157V158H134ZM151 157V156H150ZM186 157V156H185ZM195 157V156H194ZM207 157V156H206ZM221 157V156H220ZM4 158V157H3ZM31 158V157H30ZM40 158V159H41ZM73 158V157H72ZM96 158V160L97 161H99V163H100V159H98L99 157L97 156V157H95ZM111 158V159H112ZM122 158V157H121ZM120 158V159H121ZM143 158V157H142ZM161 158V157H160ZM165 158V157H164ZM198 158H200V157H198ZM197 158V159H198ZM207 158H209V155H208V157ZM213 158V157H212ZM9 159V158H8ZM48 159V158H47ZM53 158H51V160H52ZM61 159V158H60ZM74 159V158H73ZM72 159V160H73ZM79 159V158H78ZM83 159V158H82ZM89 159V158H88ZM91 159V158H90ZM92 159H94V158H92ZM102 159V158H101ZM117 159H119V157L117 158ZM117 159H115V160H117ZM126 159V158H125ZM136 159V158H135ZM138 159V158H137ZM146 159V158H145ZM150 159V158H149ZM152 159H154L153 158V156H152ZM170 159V158H169ZM173 159H176V158H173ZM173 159H171V160H173ZM184 159V158H183ZM190 159H192V158H190ZM196 159V158H195ZM196 159V160H197ZM205 159V158H204ZM203 159V160H204ZM26 160V159H25ZM50 160V159H49ZM48 160V161H49ZM63 160V159H62ZM75 160H77V159H75ZM74 160V161H75ZM80 160V159H79ZM108 160V159H107ZM123 160V159H122ZM139 160V159H138ZM160 160V159H159ZM179 160V159H178ZM187 160H188V157H187ZM187 160H185V162L187 161ZM194 160V159H193ZM195 160V161H196ZM202 160V161H203ZM211 160V159H210ZM209 160V161H210ZM215 160H217L216 158H215ZM7 161V160H6ZM3 162V163H8V161L7 162ZM13 160H11V162H12ZM21 161V160H20ZM20 161H19V164H20ZM58 161H59V159H58ZM65 161H66V159H65ZM84 161H85V159H84ZM83 161V162H84ZM88 161V160H87ZM103 160H101V162H102ZM105 161H106V158H105ZM121 161V160H120ZM141 161H142V159H141ZM144 161V160H143ZM149 161V160H148ZM165 161V160H164ZM194 161V162H195ZM206 161H208V160H206ZM31 162V161H30ZM29 162V163H30ZM39 162H41V160L39 161ZM47 162V161H46ZM56 162V161H55ZM54 162V163H55ZM79 162V161H78ZM108 162H110V159H109V161ZM117 162V161H116ZM129 162V161H128ZM146 162V161H145ZM151 162V161H150ZM152 162H153V160H152ZM166 162H168V160L166 161ZM174 162H176V161H174ZM179 161H177V163H178ZM182 162V160L179 162V163H181ZM217 163H218V161H216ZM225 162V161H224ZM13 163V162H12ZM14 163H16V162H14ZM26 163V162H25ZM53 163V164H54ZM60 163V162H59ZM66 163V162H65ZM89 163H96L95 162V160H94V162H89ZM106 163H107V161H106ZM105 163V164H106ZM127 163V162H126ZM130 163V162H129ZM128 163V164H129ZM140 163H143V162H140ZM148 163V162H147ZM147 163H145V164H147ZM155 163H157V162H155ZM161 163V162H160ZM165 163V162H164ZM171 163V162H170ZM183 164H184V162H182ZM196 163V162H195ZM202 163V162H201ZM200 163V164H201ZM220 163V162H219ZM226 163V164H227ZM18 164V165H19ZM22 164V163H21ZM28 164V163H27ZM40 165L42 164V163H39ZM49 164H50V162H49ZM83 164V163H82ZM86 164H88V163H86ZM85 164V166H83L84 168L85 167H87L88 165H86ZM109 164V167H110V165L112 164L111 162L110 163H108ZM120 164V163H119ZM124 164V163H123ZM127 164V165H128ZM132 164V163H131ZM139 164V163H138ZM153 164V163H152ZM198 164V163H197ZM200 164H198V167H199V165ZM212 164V163H211ZM216 164V163H215ZM1 165V164H0ZM44 165V164H43ZM46 165V164H45ZM91 165V164H90ZM89 165V166H90ZM97 165V164H96ZM99 165V164H98ZM107 165V164H106ZM115 165V164H114ZM117 165V164H116ZM136 164L134 163V166H135ZM143 165H144V163H143ZM142 165V166H143ZM158 165V164H157ZM157 165L155 166V167H157ZM167 165V164H166ZM189 165H190V163H189ZM194 164H192V167L195 169L196 167H194L193 166ZM205 165V164H204ZM214 165V164H213ZM224 164H222V166H223ZM233 165V164H232ZM30 166V165H29ZM32 166V165H31ZM30 166V167H31ZM35 166V165H34ZM47 167H48V165H46ZM88 166V167H89ZM92 166H94L93 164H92ZM101 166V165H100ZM102 166H104L103 165V163H102ZM101 166V167H102ZM119 166H121V165H119ZM123 166V165H122ZM121 166V167H122ZM136 166H138V165H136ZM141 166V167H142ZM160 166V165H159ZM163 166V165H162ZM169 166V165H168ZM184 166V165H183ZM185 166H186V164H185ZM191 166V165H190ZM195 166H196V164H195ZM216 166H219V165H216ZM221 166V165H220ZM227 166V165H226ZM6 167V166H5ZM12 167H13V165H12ZM17 167V166H16ZM44 167V166H43ZM55 167V166H54ZM82 167V166H81ZM83 167H82V169H83ZM97 167V166H96ZM100 167V168H101ZM107 167H108V165H107ZM106 167V168H107ZM111 167H112V165H111ZM128 167V166H127ZM140 167V168H141ZM147 167V166H146ZM167 167V166H166ZM172 167V166H171ZM177 168H178V166H176ZM182 167V166H181ZM188 167V166H187ZM187 167H185V168H187ZM201 167V166H200ZM213 167V166H212ZM230 167V166H229ZM45 168V167H44ZM44 168H43V170H44ZM52 168V167H51ZM60 168H62V167H60ZM77 168V167H76ZM90 168V167H89ZM103 168H105V166L103 167ZM112 168H114V167H112ZM130 168H131V166H130ZM133 168V167H132ZM140 168H139V170H140ZM143 168V167H142ZM149 169H150V167H148ZM152 168V167H151ZM185 168L183 169L184 171H185ZM188 168H190V170H191V167H188ZM216 168V167H215ZM220 168V170L219 171H222L221 169H223V168H221V167H219ZM231 168V167H230ZM7 169L9 170V168H7L6 167V169H4V172H5V170L7 171ZM13 169V168H12ZM11 169V170H12ZM15 169V168H14ZM73 169V168H72ZM81 169V170H82ZM87 169V168H86ZM92 169V168H91ZM96 169V168H95ZM99 169V168H98ZM128 169V168H127ZM148 169V170H149ZM157 169L159 170V168L157 167ZM165 169V168H164ZM168 169H170V168H168ZM179 170H180V167L178 168ZM197 169V168H196ZM198 169H200V168H198ZM202 170H203V168H201ZM200 169V170H201ZM205 169V168H204ZM209 169V168H208ZM207 169V166H206V170H208ZM211 169H213V171H218V169L217 170H215L214 168H211ZM224 169H225V166H224ZM233 169V168H232ZM231 169V170H232ZM242 169L240 170V171H242ZM1 170H3V169H1ZM11 170L9 171V172H11ZM36 170V169H35ZM42 170V171H43ZM48 170H49V168H48ZM69 170V169H68ZM89 170V169H88ZM93 170H94V168H93ZM97 170V169H96ZM102 170V169H101ZM110 170V169H109ZM113 171H114V169H112ZM111 170V171H112ZM119 170V169H118ZM122 170H123V167H122ZM126 170V169H125ZM132 170V169H131ZM134 170V169H133ZM147 170V169H146ZM145 170V171H146ZM155 170V169H154ZM157 170V171H158ZM163 170V169H162ZM174 170V169H173ZM226 170H229V168H227ZM238 170V169H237ZM27 171V170H26ZM40 171V170H39ZM71 171V170H70ZM79 171V170H78ZM91 172H92V170H90ZM99 170H97V172H98ZM152 171V169L149 171V172H151ZM164 171V170H163ZM183 171V172H184ZM205 171V170H204ZM209 171H211V170H209ZM245 171V172H246ZM14 172V171H13ZM29 172H31V171H29ZM37 172V171H36ZM76 172V171H75ZM90 172V173H91ZM94 172V171H93ZM103 172H104V170H103ZM106 172H107V170L105 171V175H106ZM115 172V171H114ZM126 172V171H125ZM124 172V173H125ZM129 172L130 171H128L127 173L129 174ZM135 172H136V170H135ZM154 172V171H153ZM176 172H177V170H176ZM186 172V171H185ZM184 172V173H185ZM196 173H198L197 171H195ZM202 172V171H201ZM208 172V171H207ZM223 172V171H222ZM226 172H228V171H226ZM235 172V174H236V171H234ZM3 173V172H2ZM1 173V174H2ZM26 173V172H25ZM43 173V172H42ZM79 173H80V171H79ZM81 173H83L82 171H81ZM80 173V174H81ZM86 173V172H85ZM88 173V172H87ZM109 173V172H108ZM107 173V174H108ZM122 173V172H121ZM123 173V175L122 176H125V174ZM134 173V172H133ZM132 173V174H133ZM137 174H138V172H136ZM144 173V172H143ZM165 173V172H164ZM183 173V174H184ZM189 173V172H188ZM191 173H194L193 172V170H192V172ZM200 173V172H199ZM204 173V172H203ZM209 173H211V172H209ZM225 173V172H224ZM11 174V173H10ZM27 174V173H26ZM30 174H32V173H30ZM34 174V173H33ZM53 174V173H52ZM59 174V173H58ZM74 174V173H73ZM89 174V173H88ZM99 173H97V175H98ZM102 175H103V173H101ZM112 174V173H111ZM115 174V173H114ZM131 174V173H130ZM129 174V175H130ZM152 174V173H151ZM166 174V173H165ZM180 174V173H179ZM200 174H202V173H200ZM207 174V173H206ZM206 174H205V177H207L206 176ZM215 173H213V175H214ZM218 174V173H217ZM234 174V173H233ZM232 174V175H233ZM238 174V173H237ZM246 174V173H245ZM244 174V175H245ZM12 175V174H11ZM36 175H37V173H36ZM66 175V174H65ZM70 175V174H69ZM84 175V174H83ZM91 175V174H90ZM117 175H118V172H117ZM134 175V174H133ZM146 175V174H145ZM159 175H161V174H159ZM182 175V174H181ZM185 175V174H184ZM196 175V174H195ZM198 175V174H197ZM216 175V174H215ZM214 175V176H215ZM15 176V175H14ZM38 176V175H37ZM55 176V175H54ZM96 176V175H95ZM113 175H111V177H112ZM116 176V175H115ZM135 176V175H134ZM133 176V177H134ZM138 176H142V175H138ZM144 176V175H143ZM151 176V175H150ZM158 176V175H157ZM156 176V177H157ZM162 176V175H161ZM160 176V177H161ZM164 176V175H163ZM172 176H173V174H172ZM175 176V175H174ZM201 176V175H200ZM220 176V175H219ZM222 176H223V174H222ZM225 176V175H224ZM227 176V175H226ZM238 176V175H237ZM247 176V175H246ZM2 177V176H1ZM8 177H9V175H8ZM7 177V178H8ZM36 177V176H35ZM34 177V178H35ZM100 177V176H99ZM110 177V176H109ZM120 177H121V174H120ZM119 177V178H120ZM132 177V176H131ZM146 177V176H145ZM171 177V176H170ZM187 177V176H186ZM197 177V176H196ZM202 177H203V175H202ZM205 177H203L204 178V180H206V178ZM211 177V176H210ZM210 177H208V178H210ZM215 177H217V175L215 176ZM235 177V176H234ZM242 177V176H241ZM244 177V176H243ZM6 178V179H7ZM14 178V177H13ZM12 178V179H13ZM51 178V177H50ZM71 178V177H70ZM76 178V177H75ZM84 178V177H83ZM89 178V177H88ZM92 178V177H91ZM108 178V177H107ZM124 178V177H123ZM128 179H129V177H127ZM137 178V177H136ZM155 178V177H154ZM154 178L152 179V180H154ZM163 178V177H162ZM169 178V177H168ZM224 178V177H223ZM229 178H230V176H229ZM236 178H239V177H236ZM253 178H254V176H253ZM4 179V178H3ZM17 179V178H16ZM41 179V178H40ZM52 179V178H51ZM56 179V178H55ZM105 179V178H104ZM121 179V178H120ZM145 179V178H144ZM174 180H175V177L173 178ZM179 179V178H178ZM183 179H185V178H183ZM189 179V178H188ZM195 179V178H194ZM243 180H247V179H244V178H242ZM255 179V178H254ZM38 180V179H37ZM46 180V179H45ZM53 180V179H52ZM60 180H61V178H60ZM91 181H92V179H90ZM100 180V179H99ZM101 180H103V179H101ZM110 180H112V179H110ZM118 180V179H117ZM125 180H127V179H125ZM131 180V179H130ZM129 180V181H130ZM142 180V179H141ZM147 180H148V178H147ZM152 180H150L151 182H153ZM172 180V179H171ZM209 180V179H208ZM207 180V181H208ZM220 180V179H219ZM236 180V179H235ZM234 180V181H235ZM238 180V179H237ZM240 180V179H239ZM5 181V180H4ZM9 181V180H8ZM14 181V180H13ZM28 181V180H27ZM83 181V180H82ZM107 181H108V179H107ZM115 181H116V179H115ZM120 181H122L123 182V180H120ZM144 181V180H143ZM149 180H148V182H150ZM162 181V180H161ZM176 181V180H175ZM187 180H185V182H186ZM191 181V180H190ZM202 181V180H201ZM206 181V184L208 183ZM214 181H216V180H214ZM232 181H233V179H232ZM244 181V182H245ZM1 182V181H0ZM6 182V181H5ZM9 182H12L11 180L9 181ZM29 182H31V180H29ZM39 182H41V181H39ZM69 182H70V180H69ZM90 182V181H89ZM94 182V181H93ZM96 182V181H95ZM98 183L100 182V181H97ZM119 181H117L116 183H118ZM127 182V181H126ZM133 182H134V180H133ZM142 182V181H141ZM172 182V181H171ZM177 182V181H176ZM182 182V181H181ZM192 182H193V180H192ZM198 182V181H197ZM197 182H195L196 183V185H198L197 184ZM217 182V181H216ZM220 182V181H219ZM218 182V183H219ZM236 182V181H235ZM240 182V181H239ZM244 182H242V183H244ZM253 182V181H252ZM22 184V183H24V182H19L18 184ZM35 183V182H34ZM79 183V182H78ZM81 183V182H80ZM79 183V184H80ZM107 183V182H106ZM109 183V182H108ZM146 183V182H145ZM156 183V182H155ZM174 183V182H173ZM186 183H188V182H186ZM185 183V184H186ZM194 183V184H195ZM203 183H205L204 181H203ZM217 183V184H218ZM224 183V182H223ZM237 184H238V182H236ZM236 183H235V185H236ZM247 183V182H246ZM245 183V184H246ZM1 184V183H0ZM7 184H8V182H7ZM14 184V183H13ZM20 184V185H21ZM28 184V183H27ZM30 184V183H29ZM32 184V183H31ZM40 184H42V183H40ZM56 184V183H55ZM63 184V183H62ZM69 184V183H68ZM67 184V186H69ZM85 184V183H84ZM83 184V185H84ZM88 184V183H87ZM91 184H92V182H91ZM94 184V183H93ZM100 184H101V182H100ZM124 184H125V182H124ZM127 184V183H126ZM128 184H129V182H128ZM150 184V183H149ZM157 184V183H156ZM159 184V183H158ZM158 184H157V186H158ZM181 184V183H180ZM183 184V186H184V183H182ZM191 184V183H190ZM215 184V183H214ZM224 184H228L227 183V181H226V183H224ZM230 184V183H229ZM240 184V183H239ZM248 184V183H247ZM247 184H246V186H247ZM249 184H251L250 182H249ZM254 184H255V182H254ZM6 185V184H5ZM24 185H25V183H24ZM33 185H35V184H33ZM57 185V184H56ZM63 185H65V184H63ZM82 185V186H83ZM90 185V184H89ZM112 185H114V184H112ZM116 185V184H115ZM120 185H121V183H120ZM119 185V186H120ZM142 185V184H141ZM140 185V186H141ZM145 185V184H144ZM143 185V186H144ZM151 185H152V183H151ZM154 185V184H153ZM152 185V186H153ZM176 185V184H175ZM179 185V184H178ZM212 185V184H211ZM210 185V186H211ZM219 185H220V183H219ZM218 185V186H219ZM4 186V185H3ZM16 186V185H15ZM15 186H13V188L15 187ZM29 186V185H28ZM47 186V185H46ZM53 186H55L54 184H53ZM81 186V185H80ZM87 186V185H86ZM92 186V185H91ZM91 186H90V188H91ZM101 186V185H100ZM117 186V185H116ZM126 186V185H125ZM142 186V187H143ZM147 186H148V184H147ZM167 186V185H166ZM190 186V185H189ZM201 186H203V185H201ZM213 186V185H212ZM221 187H219V188H222L223 186L222 185H220ZM242 186V185H241ZM250 187H251V185H249ZM7 187V186H6ZM9 187H11L10 186V184H9ZM22 187V186H21ZM24 187H26V186H24ZM35 187V186H34ZM33 187V188H34ZM37 187V186H36ZM41 187V186H40ZM45 187V186H44ZM72 187H74V186H72ZM76 187V186H75ZM85 186H83V188H84ZM94 187V186H93ZM136 187V186H135ZM133 188V189H136V188ZM151 187V186H150ZM164 187V186H163ZM200 187V186H199ZM236 187V186H235ZM234 187V188H235ZM258 187V186H257ZM256 187V188H257ZM5 188V187H4ZM28 188V187H27ZM38 188V187H37ZM48 188H50V187H48ZM59 188V187H58ZM64 188V187H63ZM82 188V189H83ZM109 188V187H108ZM107 188V189H108ZM155 188V187H154ZM160 188V187H159ZM162 188V187H161ZM160 188V189H161ZM184 188H185V186L183 187V190H184ZM187 188V187H186ZM192 188H193V186H192ZM208 188V187H207ZM211 188V187H210ZM209 188V189H210ZM212 188H214V187H212ZM211 188V189H212ZM223 188H225V187H223ZM240 188V187H239ZM242 188V187H241ZM247 188H249L248 186H247ZM247 188H246V190H247ZM254 188V187H253ZM252 188V189H253ZM9 189V188H8ZM12 189V188H11ZM16 189V188H15ZM18 189V188H17ZM29 189V188H28ZM27 189V190H28ZM60 189V188H59ZM59 189H58V191H59ZM73 189V188H72ZM71 189V190H72ZM80 189V188H79ZM78 189V190H79ZM85 189V188H84ZM131 189V188H130ZM132 189V190H133ZM138 189V188H137ZM176 189V188H175ZM182 189V188H181ZM189 189V187L187 188V190ZM195 189V188H194ZM217 189V191H218V188H216ZM245 189V188H244ZM250 189V188H249ZM248 189V190H249ZM258 189H260V188H258ZM30 190V189H29ZM33 190V189H32ZM37 190V189H36ZM94 190V189H93ZM105 190V189H104ZM140 190H142V188L140 189ZM180 190V189H179ZM199 190H200V188H199ZM198 190V191H199ZM202 190V189H201ZM213 190V189H212ZM226 190V188L224 189V191ZM234 190V189H233ZM242 190V189H241ZM257 190V189H256ZM2 191V190H1ZM4 191V190H3ZM6 191V190H5ZM22 191H23V189H22ZM40 191V190H39ZM63 191V190H62ZM68 191V190H67ZM73 191V190H72ZM87 191H88V189H87ZM90 191V190H89ZM118 191V190H117ZM121 191V190H120ZM126 191V190H125ZM135 191V190H134ZM144 191V190H143ZM152 191V190H151ZM157 191H159L158 189H156V192ZM167 191V190H166ZM172 191H173V189H172ZM182 191V190H181ZM180 191V193H182ZM186 191V190H185ZM191 191V190H190ZM195 191V190H194ZM193 191V192H194ZM203 191V190H202ZM222 191V190H221ZM228 191H231L230 189L228 190ZM239 190H237L236 191V193L238 192ZM252 191V190H251ZM34 192V191H33ZM33 192H31V193H33ZM47 193L46 194H48V192H50V191H46ZM69 192H71L70 190H69ZM77 192V190L75 191V193ZM82 192V191H81ZM85 192H86V189H85ZM84 191H83V193H85ZM98 192V191H97ZM154 192V191H153ZM189 192V191H188ZM201 192V191H200ZM220 192V191H219ZM242 192L244 193V190L243 191H241V195H243L242 194ZM262 192V191H261ZM260 192V193H261ZM264 192V191H263ZM5 193V192H4ZM15 193V192H14ZM24 193H25V191H24ZM41 193V192H40ZM51 194H52V192H50ZM72 193H74V192H72ZM72 193H69V194H72ZM89 193H91V192H89ZM103 193V192H102ZM133 193V192H132ZM131 193V194H132ZM163 193V192H162ZM164 193H165V191H164ZM187 193V192H186ZM191 193V192H190ZM215 193V192H214ZM230 193V192H229ZM229 193H228V195H229ZM259 193V192H258ZM257 193V194H258ZM26 194V193H25ZM36 194V193H35ZM39 194V193H38ZM37 194V195H38ZM42 194V193H41ZM56 194V193H55ZM63 194V193H62ZM67 194V193H66ZM68 194V201H70V202H66L65 201V199H64V201L67 203V205H71V204H74V203H81V201H82V198H84L83 197V195H80V194H78V195H76V194H74L75 196H73V194H72V199L74 200V201H71L70 199H69V196H71V195H69ZM88 194V193H87ZM93 194V193H92ZM113 194V193H112ZM134 194V193H133ZM136 194H137V191H136ZM140 194V193H139ZM175 194V193H174ZM183 194V193H182ZM196 195H197V192L195 193ZM216 194V193H215ZM232 194V193H231ZM235 194V193H234ZM254 194V193H253ZM28 195V194H27ZM26 195V196H27ZM43 195V194H42ZM53 195H54V193H53ZM50 196L49 198H54V196ZM57 195V194H56ZM105 195V194H104ZM110 195V194H109ZM108 195V196H109ZM157 195V194H156ZM158 195H160L159 193H158ZM163 195V194H162ZM161 195V196H162ZM170 195V194H169ZM183 195H185V194H183ZM182 195V196H183ZM187 195V194H186ZM201 195V194H200ZM213 195V194H212ZM217 195V194H216ZM216 195H213V198H212V201H213V199H214V196H216ZM222 194L220 193V196H221ZM237 196L238 195H240V194H236ZM240 195V196H241ZM35 196V195H34ZM44 196V195H43ZM67 196V195H66ZM107 196V195H106ZM145 196V195H144ZM148 196V195H147ZM173 196V195H172ZM177 196V195H176ZM195 196V195H194ZM202 196V195H201ZM218 196V195H217ZM219 196V197H220ZM232 196V195H231ZM249 197L246 199V202H245V211H246V215H248L250 218H251V220H252V222H253V224L254 225H256L257 226V229H258V233H257V238L262 242V244H263V246H264V206H263V198H260V197H258V196H254V195H248ZM263 196H264V194H263ZM16 197V196H15ZM29 197V196H28ZM45 197V196H44ZM47 197V196H46ZM131 198H132V196H130ZM154 197H155V195H154ZM159 197V196H158ZM166 197V196H165ZM171 197V196H170ZM174 197V196H173ZM204 197H206L205 195H204ZM223 197H227V196H224L223 195ZM233 197V196H232ZM231 197V198H232ZM11 198V197H10ZM13 198H14V196H13ZM22 198V197H21ZM21 198H19V199H21ZM31 198V197H30ZM30 198H28V199H30ZM38 198V197H37ZM40 198H41V196H40ZM48 198V197H47ZM85 198H86V196H85ZM98 198V197H97ZM125 198V197H124ZM137 198V197H136ZM152 198V197H151ZM169 198V197H168ZM179 198V197H178ZM184 198V197H183ZM193 198V197H192ZM195 199L197 198L196 196L194 197ZM200 198V197H199ZM198 198V199H199ZM202 198V197H201ZM233 198H235V196L233 197ZM233 198H232V200H233ZM237 198V197H236ZM241 198H243V196L241 197ZM26 199V198H25ZM27 199V200H28ZM36 199V198H35ZM42 199V198H41ZM55 199V198H54ZM62 199V198H61ZM60 199V200H61ZM111 199V198H110ZM114 199V198H113ZM123 199V198H122ZM138 199V198H137ZM136 199V200H137ZM161 199V198H160ZM166 199V198H165ZM186 199V198H185ZM189 199H190V195H189ZM188 199V200H189ZM217 199V198H216ZM215 199V200H216ZM224 199V198H223ZM226 199V198H225ZM228 199V198H227ZM1 200V199H0ZM11 200H12V198H11ZM15 200V199H14ZM17 200V199H16ZM15 200V201H16ZM26 200V201H27ZM46 200V199H45ZM57 200V199H56ZM89 200V199H88ZM109 200V199H108ZM135 200V199H134ZM142 200V199H141ZM155 200V199H154ZM163 200V199H162ZM162 200H161V202H162ZM187 200V201H188ZM193 200V199H192ZM205 201H206V199H204ZM243 200V199H242ZM21 201V200H20ZM33 201H34V199H33ZM53 201V200H52ZM59 201V200H58ZM83 201H84V199H83ZM86 201V200H85ZM131 201V200H130ZM138 201V200H137ZM152 201V200H151ZM166 201V200H165ZM168 201V200H167ZM177 201V200H176ZM190 201V200H189ZM199 201H201V200H199ZM203 201V200H202ZM225 201H227V200H225ZM231 202V200H228V203H230ZM24 202V201H23ZM42 202V201H41ZM54 202V201H53ZM57 202V201H56ZM74 202V203H73ZM87 202V201H86ZM89 202H90V200H89ZM97 201L95 200V203H96ZM99 203H100V201H98ZM126 202H128V201H126ZM132 202H133V199H132ZM136 202V201H135ZM134 202V203H135ZM194 202H198V201H194ZM194 202H193V204H194ZM216 202V201H215ZM220 202V201H219ZM233 202V201H232ZM2 203V202H1ZM17 203V202H16ZM26 203V202H25ZM29 203V202H28ZM34 203V202H33ZM32 203V204H33ZM44 203H45V201H44ZM88 203V202H87ZM111 203V202H110ZM159 203V202H158ZM186 203V202H185ZM222 203V202H221ZM224 203V202H223ZM222 203V204H223ZM226 203V202H225ZM224 203V204H225ZM234 203V202H233ZM232 203V205H235V203L233 204ZM241 203V202H240ZM4 204V203H3ZM11 204V203H10ZM23 204V203H22ZM37 204H38V202H37ZM42 204H43V202H42ZM45 204H48V203H45ZM55 204V203H54ZM57 204H61L60 203V201H59V203L57 202ZM63 204V203H62ZM61 204V205H62ZM90 204V203H89ZM101 204V203H100ZM103 204V203H102ZM139 204H140V202H139ZM138 204V205H139ZM143 204V203H142ZM176 204V203H175ZM174 204V205H175ZM198 204V203H197ZM201 204V203H200ZM208 204H210V203H208ZM220 204V203H219ZM36 205V204H35ZM44 205V204H43ZM50 205H53V203L51 202V204ZM60 205V206H61ZM64 205V204H63ZM62 205V206H63ZM66 205V206H67ZM85 205V207H87L86 206V204H84ZM84 205H82V206H84ZM164 205H166V204H164ZM163 205V206H164ZM168 205H170V204H168ZM186 205V204H185ZM231 205V206H232ZM239 205V204H238ZM237 205V206H238ZM241 205V204H240ZM30 206V205H29ZM34 206V205H33ZM49 206V205H48ZM65 206V207H66ZM78 205L76 204V207H77ZM81 206V205H80ZM90 206V205H89ZM98 206V205H97ZM103 206V205H102ZM117 206V205H116ZM134 206V205H133ZM153 206V205H152ZM151 206V207H152ZM193 206V205H192ZM198 206V205H197ZM244 206V205H243ZM28 207V206H27ZM40 207V206H39ZM46 207V206H45ZM50 207V206H49ZM49 207H47V208H49ZM54 207V206H53ZM53 207H52V209H53ZM63 208V209H66V208ZM67 207H70V206H67ZM127 207V206H126ZM145 207H146V205H145ZM165 207V206H164ZM167 207V206H166ZM176 207H178V206H176ZM189 207V206H188ZM216 207V206H215ZM222 208H223V206H221ZM221 207H219V208H221ZM229 207H230V205H229ZM232 207H234V206H232ZM238 207H240V206H238ZM57 208H61V207H59V206H57ZM117 208V207H116ZM125 208V207H124ZM135 208V207H134ZM155 208V207H154ZM153 208V209H154ZM161 208V207H160ZM179 208V207H178ZM182 208H184V207H182ZM218 208V207H217ZM216 208V209H217ZM225 208H227V207H225ZM240 208H242V207H240ZM42 209V208H41ZM44 209V208H43ZM63 209H62V211H63ZM69 209H71V208H69ZM68 209V210H69ZM78 209V208H77ZM82 209V208H81ZM88 209V208H87ZM95 209V208H94ZM104 209V208H103ZM105 209H107L106 207H105ZM164 209V208H163ZM212 209H214V208H212ZM232 209V208H231ZM235 209H236V207H235ZM239 209V208H238ZM27 210V209H26ZM49 210H51V207L49 208ZM54 210V209H53ZM59 210V209H58ZM71 210H74V207H73V209H71ZM91 210V209H90ZM114 210V209H113ZM151 210V209H150ZM161 210V209H160ZM167 210V209H166ZM172 210V209H171ZM203 210V209H202ZM204 210H205V208H204ZM237 210V209H236ZM235 210V211H236ZM44 211H45V209H44ZM48 211V210H47ZM57 211V209L54 211V212H56ZM65 211H67V210H65ZM64 211V212H65ZM70 211V210H69ZM75 211V210H74ZM78 211V210H77ZM76 211V212H77ZM80 211V210H79ZM84 211V210H83ZM82 211V212H83ZM88 211V210H87ZM106 211V210H105ZM110 211H112V210H110ZM162 211V210H161ZM170 211V210H169ZM185 211V210H184ZM193 211V210H192ZM208 211V210H207ZM223 211V210H222ZM221 211V212H222ZM228 211V210H227ZM241 211V210H240ZM17 212V211H16ZM21 212V211H20ZM50 212H52V211H50ZM58 212H60V210L58 211ZM58 212H56V215H57V213ZM72 212V211H71ZM76 212H74V213H76ZM82 212H79V213H82ZM86 212V211H85ZM97 212V211H96ZM131 212V211H130ZM138 212V211H137ZM144 212V211H143ZM146 212V211H145ZM163 212H164V210H163ZM181 212V209H180V211H179V213ZM223 212H225V211H223ZM234 212V211H233ZM14 213V212H13ZM47 213L48 212H46V214H45V216L47 217ZM69 213V212H68ZM87 213V212H86ZM98 213V212H97ZM109 213V212H108ZM178 213V214H179ZM184 213V212H183ZM201 213V212H200ZM229 213V215H230V213L231 212H228ZM237 213V212H236ZM235 213V214H236ZM240 213H242V212H239V216H241V214ZM20 214V213H19ZM23 214V213H22ZM34 214V213H33ZM38 214V213H37ZM42 214H43V212H42ZM63 214H65V213H63ZM77 214V213H76ZM92 214V213H91ZM99 214V213H98ZM101 214V213H100ZM106 214V213H105ZM127 214H129V213H127ZM163 214H165V213H163ZM170 214V213H169ZM174 214V213H173ZM187 214V213H186ZM196 214V213H195ZM223 214V213H222ZM227 213H225V215H226ZM50 215V214H49ZM54 215V214H53ZM56 215H54L53 217H55ZM61 215H62V213H61ZM60 215V216H61ZM66 215H67V212H66ZM70 215V214H69ZM68 215V216H69ZM79 215V214H78ZM106 215H108V214H106ZM126 215V214H125ZM137 215V214H136ZM143 215H145V214H143ZM176 215V214H175ZM204 215V214H203ZM221 215V214H220ZM229 215H227L228 217H229ZM37 216V215H36ZM42 216H44V215H42ZM51 216V215H50ZM68 216H66V219H67V217ZM84 216V215H83ZM87 216V215H86ZM109 216V215H108ZM181 216H182V214H181ZM186 216V215H185ZM192 216H193V214H192ZM231 216V215H230ZM235 216V215H234ZM32 217V216H31ZM52 217V218H53ZM62 217V216H61ZM64 217H65V215H64ZM63 217V218H64ZM75 217V216H74ZM141 217V216H140ZM153 217V216H152ZM161 217V216H160ZM179 217V216H178ZM183 217V216H182ZM194 217V216H193ZM206 217V216H205ZM209 217V216H208ZM211 217V216H210ZM228 217L226 218V219H228ZM232 217V216H231ZM69 218V217H68ZM73 218V217H72ZM79 218H81V217H79ZM83 218V217H82ZM84 218H85V216H84ZM111 218H112V216H111ZM110 217H109V219H111ZM122 218V217H121ZM129 218V217H128ZM146 218H147V216H146ZM164 218V217H163ZM169 218V217H168ZM176 218V217H175ZM174 218V219H175ZM197 218H198V215H197ZM223 218V217H222ZM221 218V219H222ZM235 218H238V217H235ZM234 218V220H236ZM241 218V217H240ZM21 219V218H20ZM29 219V218H28ZM46 219V218H45ZM59 219V218H58ZM62 219V218H61ZM78 219V218H77ZM76 219V220H77ZM141 219H142V217H141ZM170 219V218H169ZM172 219V218H171ZM180 219V218H179ZM186 219V218H185ZM210 219V218H209ZM213 219V218H212ZM215 219V218H214ZM220 219V220H221ZM230 219V218H229ZM27 220V219H26ZM26 220H25V222H26ZM33 220V219H32ZM49 220H51V218L49 219ZM63 220V219H62ZM62 220H60V221H62ZM81 220H83V219H81ZM96 220V219H95ZM98 220V219H97ZM105 220V219H104ZM107 220V219H106ZM153 220V219H152ZM156 220V219H155ZM161 220V219H160ZM177 220H178V218H177ZM187 220H189V219H187ZM195 220V219H194ZM197 220V219H196ZM202 220V219H201ZM205 220V219H204ZM42 221V220H41ZM53 221V220H52ZM56 221H58V220H56ZM68 221V220H67ZM88 221V220H87ZM109 221V220H108ZM122 221V220H121ZM127 221V220H126ZM129 221V220H128ZM173 222H176V221H174V220H172ZM221 221H224L223 219L221 220ZM226 221V220H225ZM228 221V220H227ZM227 221L225 222V223H227ZM240 221H242V220H240ZM24 222V223H25ZM36 222H38V221H36ZM62 222H64V221H62ZM70 222H72V221H70ZM69 222V223H70ZM75 222V221H74ZM73 222V223H74ZM78 222H79V220H78ZM77 222V223H78ZM83 222H84V220H83ZM94 222V221H93ZM135 222V221H134ZM142 222V221H141ZM140 222V223H141ZM157 222V221H156ZM170 222V221H169ZM168 221H167V223H169ZM180 222V221H179ZM182 222V221H181ZM187 222V221H186ZM212 222H214V221H212ZM230 222H232V220L230 221ZM235 222H238L237 220L235 221ZM31 223V222H30ZM40 223V222H39ZM42 223V222H41ZM44 223V222H43ZM61 223V222H60ZM64 223H66V222H64ZM63 223V224H64ZM68 223V224H69ZM110 223V222H109ZM128 223H130V222H128ZM138 223V222H137ZM197 223H199V220H198V222ZM201 223V222H200ZM203 223V222H202ZM215 223V222H214ZM21 224V223H20ZM55 224V223H54ZM56 224H58V223H56ZM55 224V225H56ZM73 227H74V225L72 224V223H70ZM69 224V225H70ZM88 224V223H87ZM86 224V225H87ZM97 224V223H96ZM126 224V223H125ZM135 224V223H134ZM139 224V223H138ZM163 224H165V223H163ZM171 224V223H170ZM179 224V223H178ZM210 224V223H209ZM224 224V223H223ZM228 224V223H227ZM229 224H231V223H229ZM60 225V224H59ZM65 225V224H64ZM70 225V226H71ZM85 225V224H84ZM89 226H90V223L88 224ZM87 225V226H88ZM95 225V224H94ZM123 225V224H122ZM156 225H157V223H156ZM156 225H155V227H156ZM169 225V224H168ZM174 225V224H173ZM175 225H176V223H175ZM182 225V224H181ZM194 225V224H193ZM192 225V226H193ZM202 225V224H201ZM215 225V224H214ZM222 225V224H221ZM226 225V224H225ZM234 225V224H233ZM244 225V224H243ZM2 226V225H1ZM32 226V225H31ZM45 226H46V224H45ZM77 226V225H76ZM75 226V227H76ZM86 226V227H87ZM101 226V225H100ZM137 226V225H136ZM135 226V227H136ZM141 226V225H140ZM167 226V225H166ZM178 226V225H177ZM204 225H202V227H203ZM227 226V225H226ZM231 226V225H230ZM246 226V225H245ZM28 227H30V226H28ZM50 227V226H49ZM60 227V226H59ZM58 227V228H59ZM62 227V226H61ZM60 227V228H61ZM67 226H65V228H66ZM80 227V225L78 226V228ZM82 227V226H81ZM83 227H85V226H83ZM97 227V226H96ZM102 227V226H101ZM148 227V226H147ZM165 227V226H164ZM170 227V226H169ZM175 227V226H174ZM206 227H208V226H206ZM213 227H216V225L215 226H213ZM228 228H229V226H227ZM235 229H236V224H235ZM240 227H241V225H240ZM243 227V226H242ZM63 228V227H62ZM71 228V227H70ZM69 228V229H70ZM89 228V227H88ZM87 228V229H88ZM122 228H123V226H122ZM138 228V227H137ZM144 228V227H143ZM146 228V227H145ZM149 228V227H148ZM173 228V227H172ZM188 228V227H187ZM191 228V227H190ZM225 228V227H224ZM6 229V228H5ZM21 229V228H20ZM42 229V228H41ZM46 229V228H45ZM72 229V228H71ZM82 229V228H81ZM81 229H80V231H81ZM84 229V228H83ZM90 229H92V228H90ZM132 229V228H131ZM156 229V228H155ZM159 229V228H158ZM178 229V228H177ZM182 229V228H181ZM211 229H212V227H211ZM227 229V228H226ZM230 229V228H229ZM228 229V230H229ZM243 229V228H242ZM250 229V228H249ZM7 230V229H6ZM40 230V229H39ZM50 230V229H49ZM58 230H60V229H58ZM66 230V229H65ZM64 230V231H65ZM67 230H68V227H67ZM66 230V231H67ZM76 230H78L77 228H76ZM76 230L74 231V232H76ZM110 230V229H109ZM124 230V229H123ZM146 230H149V229H146ZM171 230V229H170ZM179 230V229H178ZM189 230V229H188ZM210 230V229H209ZM224 230V229H223ZM222 230V231H223ZM237 230V229H236ZM238 230H239V228H238ZM3 231V230H2ZM8 231V230H7ZM38 231V230H37ZM52 231V230H51ZM50 231V232H51ZM61 231V230H60ZM62 231H63V229H62ZM68 231H70V230H68ZM79 231V232H80ZM83 232H85L84 230H82ZM81 231V232H82ZM103 231V230H102ZM106 231V230H105ZM108 231V230H107ZM113 231V230H112ZM126 231V230H125ZM158 231V230H157ZM156 231V232H157ZM160 231H162L161 230V228H160ZM167 231V230H166ZM165 231V232H166ZM174 231V230H173ZM198 231H199V229H198ZM204 231V230H203ZM202 231V233H204ZM231 231V230H230ZM233 231V230H232ZM247 231V230H246ZM3 232H5V231H3ZM39 232V231H38ZM57 232V231H56ZM71 232V231H70ZM69 232V233H70ZM73 232V233H74ZM80 232V234H83L84 235V233H81ZM135 232V231H134ZM200 232V231H199ZM209 232V231H208ZM216 232V231H215ZM218 232H219V230H218ZM224 232H226V231H224ZM228 232V231H227ZM245 232V231H244ZM248 232V231H247ZM55 233V232H54ZM53 233V234H54ZM65 233V232H64ZM67 233V232H66ZM65 233V234H66ZM87 233V232H86ZM92 233V232H91ZM122 233H123V231H122ZM139 233V232H138ZM144 233V232H143ZM147 233V232H146ZM150 233V232H149ZM158 233V232H157ZM164 232L162 231V234H163ZM192 233V232H191ZM195 233V232H194ZM193 233V234H194ZM210 233H212V231L210 232ZM237 233V232H236ZM6 234V233H5ZM10 234V233H9ZM41 234V233H40ZM52 234V233H51ZM64 234V235H65ZM107 234V233H106ZM117 234V233H116ZM161 234V233H160ZM159 234V235H160ZM161 234V235H162ZM184 234V233H183ZM182 234V235H183ZM195 234H197L198 235V233H195ZM207 234H209V233H207ZM219 234H222V233H220L219 232ZM229 234V233H228ZM228 234L226 235V236H228ZM250 234V233H249ZM58 235H59V233H58ZM70 235H71V237L69 236L68 238L70 239V238H72V237H74V236H72V234L70 233ZM76 235H79V233L78 234H76L75 233V236ZM86 235V234H85ZM88 235H91V234H89L88 233ZM127 235V234H126ZM142 235V234H141ZM172 235V234H171ZM174 235V234H173ZM181 235V236H182ZM203 235V234H202ZM212 235V234H211ZM214 235H215V233H214ZM253 235V234H252ZM3 236V235H2ZM6 236V235H5ZM9 236V235H8ZM35 236V235H34ZM43 236V235H42ZM47 236V235H46ZM45 236V237H46ZM48 236H50V235H48ZM60 236V235H59ZM63 236V233H62V235H61V237ZM66 236V235H65ZM65 236H63L64 238H65ZM91 236H93V235H91ZM111 236H112V234H111ZM117 236H118V234H117ZM137 236V235H136ZM146 236V235H145ZM157 236V235H156ZM186 236V235H185ZM204 236V235H203ZM202 236V237H203ZM223 236V235H222ZM232 236V235H231ZM236 236V235H235ZM25 237V236H24ZM27 237H28V235H27ZM31 237V236H30ZM60 237V238H61ZM63 237H62V239H63ZM77 237V236H76ZM86 236H84V238H85ZM87 237H90V236H87ZM95 237V236H94ZM98 237V236H97ZM119 237V236H118ZM153 237V236H152ZM160 237V236H159ZM158 237V238H159ZM168 237V236H167ZM180 237V236H179ZM191 237V236H190ZM207 237V235H205V237L204 238H206ZM209 237H210V234H209V236H208V238H206V239H209ZM214 237V236H213ZM216 237V236H215ZM221 237V236H220ZM5 238V237H4ZM43 238V237H42ZM68 238H66L67 239V241H68ZM81 238H82V236H81ZM80 238V239H81ZM115 238V237H114ZM151 238V237H150ZM157 238V239H158ZM176 238H178V236L176 237ZM183 238H184V236H183ZM183 238H182V240H183ZM189 238V237H188ZM192 238V237H191ZM197 239H198V237H196ZM40 239V238H39ZM46 239V238H45ZM66 239H64V241L66 240ZM73 239V238H72ZM95 239V238H94ZM146 239H148V237L146 238ZM166 239V238H165ZM168 239V238H167ZM192 239H194V238H192ZM191 239V240H192ZM197 239H194V241L195 240H197ZM227 239V238H226ZM237 239H239V237L237 238ZM253 239V238H252ZM7 240V239H6ZM11 240V239H10ZM47 240V239H46ZM52 240V239H51ZM56 240V239H55ZM54 240V241H55ZM61 240V239H60ZM71 240V239H70ZM76 240V239H75ZM75 240H74V242H75ZM82 240V239H81ZM80 240V241H81ZM107 240V239H106ZM115 240V239H114ZM136 240V239H135ZM169 240H171V239H169ZM168 240V241H169ZM186 240V239H185ZM190 240V239H189ZM190 240V241H191ZM201 240V239H200ZM213 240V239H212ZM221 240V239H220ZM251 240V239H250ZM39 241V240H38ZM42 241H44V240H42ZM61 241H63V240H61ZM67 241H65V243L67 242ZM72 241V240H71ZM70 241V244H72V242ZM100 241V240H99ZM108 241V240H107ZM107 241H105V242H107ZM144 241V240H143ZM148 241H150V239L148 240ZM155 241H159V240H155ZM168 241H166V242H168ZM172 241V240H171ZM177 241V240H176ZM181 241V240H180ZM187 241V240H186ZM198 241V240H197ZM214 241V240H213ZM223 241V240H222ZM221 241V242H222ZM224 241H225V239H224ZM228 241V240H227ZM227 241H226V243H227ZM233 241V240H232ZM231 241V242H232ZM240 241H242L241 239H240ZM240 241H238V242H240ZM252 241V240H251ZM12 242V241H11ZM41 242V241H40ZM60 242V241H59ZM73 242V243H74ZM76 242H78L77 240H76ZM86 242V241H85ZM88 242H89V239H88ZM103 242V241H102ZM110 242V241H109ZM108 242V243H109ZM133 242V241H132ZM146 242V241H145ZM218 242V241H217ZM234 242V241H233ZM27 243H28V240H27ZM26 243V244H27ZM32 243V242H31ZM56 243V242H55ZM54 243V244H55ZM82 243H83V241H82ZM81 243V244H82ZM96 243V242H95ZM108 243H107V245H108ZM138 243H139V241H138ZM140 243H141V240H140ZM139 243V244H140ZM150 243V242H149ZM155 243V242H154ZM159 243H161V242H159ZM165 243V242H164ZM173 243V242H172ZM171 243V244H172ZM183 243H185V242H183ZM182 243V244H183ZM208 243H210V242H208ZM41 244V243H40ZM48 244V243H47ZM67 244V243H66ZM66 244H65V246H66ZM69 244V243H68ZM80 244V245H81ZM85 244V243H84ZM83 244V245H84ZM92 244V243H91ZM113 243H111V245H112ZM130 244V243H129ZM132 244V243H131ZM130 244V245H131ZM139 244H137V245H139ZM146 244H148V242H146ZM170 244V243H169ZM174 244V243H173ZM188 243H186V245H187ZM193 244V243H192ZM201 244H203L202 242L199 244L200 246H201ZM224 244V243H223ZM232 244H234V243H232ZM237 244V243H236ZM235 244V245H236ZM240 244V243H239ZM238 244V245H239ZM251 244V243H250ZM8 245H11L10 243L8 244ZM28 245V244H27ZM59 245V248H61L62 247V245H61V247H60V243L58 244ZM57 245V246H58ZM77 245H78V243H77ZM77 245H73V246H77ZM80 245H78L77 247H79ZM86 245V244H85ZM85 245H84V247H85ZM87 245H90V244H87ZM87 245H86V247H87ZM94 245H96V244H94ZM103 244H101L100 246H102ZM105 245V244H104ZM128 245V244H127ZM134 245V244H133ZM132 245V246H133ZM142 245V244H141ZM145 245V244H144ZM174 245H176V244H174ZM195 245V244H194ZM198 245V246H199ZM207 244H205V246H206ZM215 245V244H214ZM218 245V244H217ZM225 245V244H224ZM228 245V244H227ZM237 245V246H238ZM261 245V244H260ZM36 246H38V245H36ZM69 246V245H68ZM93 246V245H92ZM97 246V245H96ZM109 246V245H108ZM114 246H116V245H114ZM131 246V247H132ZM140 246V245H139ZM138 246V247H139ZM143 246V245H142ZM152 246V245H151ZM156 246V245H155ZM178 246V245H177ZM177 246H175L176 248H177ZM181 246V245H180ZM189 246V245H188ZM192 246V245H191ZM198 246H197V248H198ZM210 246V245H209ZM220 246H222V245H220ZM240 246V245H239ZM238 246V247H239ZM10 247H12V246H10ZM33 247V246H32ZM38 247H40V246H38ZM51 247H52V245H51ZM81 247H83V246H81ZM91 247V246H90ZM89 246L87 247V249H89L90 248ZM94 247V246H93ZM106 247V246H105ZM112 247H113V245H112ZM121 247H123V246H121ZM147 247V246H146ZM179 247V246H178ZM187 247V246H186ZM212 247V246H211ZM223 247V246H222ZM232 247V246H231ZM27 248V247H26ZM34 248H36V247H34ZM44 248V247H43ZM69 247H67V249H68ZM119 248H120V245H119ZM132 248H134V247H132ZM136 248H137V246H136ZM135 248V249H136ZM139 248H141V246L139 247ZM149 248H150V246H149ZM173 248V247H172ZM180 248H182V247H180ZM179 248V249H180ZM195 248V247H194ZM207 248V247H206ZM230 248V247H229ZM228 248V249H229ZM241 248V247H240ZM244 248V247H243ZM14 249V248H13ZM38 249V248H37ZM46 249V248H45ZM45 249H44V252L46 253V251H45ZM53 249H55V248H53ZM74 249V248H73ZM78 249V248H77ZM108 249V248H107ZM111 249V248H110ZM113 249H115L114 247H113ZM118 249V248H117ZM121 249V248H120ZM120 249H118V251L120 250ZM134 249V251H136ZM155 249V248H154ZM153 249V250H154ZM166 249V248H165ZM170 249V248H169ZM186 249H189V248H186ZM185 249V250H186ZM199 249V248H198ZM198 249H196L197 251H198ZM201 249V248H200ZM209 249V248H208ZM213 249V248H212ZM227 249V248H226ZM247 249V248H246ZM257 249V248H256ZM6 250V249H5ZM29 250V249H28ZM36 250V249H35ZM52 250V249H51ZM50 249H49V251H51ZM55 250H57V248L55 249ZM64 250V249H63ZM76 250V249H75ZM75 250H73V251H75ZM81 250V249H80ZM79 250V251H80ZM125 250V249H124ZM130 250V249H129ZM145 250V248L144 249H141V251H144ZM158 250V249H157ZM164 250V249H163ZM181 250H183V249H181ZM184 250V251H185ZM236 250V249H235ZM243 250V249H242ZM253 250V249H252ZM13 252H14V250H12ZM26 251V250H25ZM41 251V250H40ZM49 251H48V253H49ZM69 251V250H68ZM83 251V250H82ZM84 251H85V248H84ZM83 251V252H84ZM91 251V250H90ZM104 251V250H103ZM103 251L100 253V254H102L103 253ZM105 251H106V249H105ZM114 251V250H113ZM140 251V252H141ZM159 251V250H158ZM158 251H154V253L156 252V253H158ZM166 251H167V249H166ZM174 252H175V250H173ZM202 251V250H201ZM212 251V250H211ZM226 251V250H225ZM229 251V250H228ZM227 251V252H228ZM241 251V250H240ZM247 251V250H246ZM27 252V251H26ZM29 252V251H28ZM71 252V251H70ZM86 252H89V251H86ZM94 252L95 253H97V249H96V251L94 250ZM108 252H110V251H108ZM121 252H122V249H121ZM133 252V251H132ZM145 252H147V250L145 251ZM170 252V251H169ZM194 251H192V253H193ZM231 252V251H230ZM32 253V252H31ZM37 253V252H36ZM44 253V254H45ZM52 253V252H51ZM72 253V252H71ZM76 253H77V251H76ZM91 253V252H90ZM112 253V252H111ZM124 253V252H123ZM126 253V252H125ZM129 253V252H128ZM144 253V252H143ZM153 253V252H152ZM163 253H164V251H163ZM165 253H167V252H165ZM182 254H183V252H181ZM184 253H188V256H189V252H184ZM192 253H190V254H192ZM199 253H201V252H199ZM216 253V252H215ZM218 253H220V252H218ZM238 253H240V252H238ZM250 253V252H249ZM260 253V252H259ZM24 254V253H23ZM35 254V253H34ZM34 254H33V256H34ZM53 254V253H52ZM51 254V255H52ZM55 254V253H54ZM63 255H64V252L62 253ZM65 254H66V252H65ZM70 254V253H69ZM69 254H67L68 256H69ZM84 254H86V253H84ZM88 254V253H87ZM92 254V253H91ZM98 254V253H97ZM113 254H117V253H113ZM140 254V253H139ZM148 254H149V250H148ZM159 254V253H158ZM180 254V253H179ZM193 254H195V253H193ZM228 254H229V252H228ZM245 256H246V254L245 253H243ZM18 255V254H17ZM45 255H47V253L45 254ZM50 255V256H51ZM59 255V254H58ZM66 255V256H67ZM90 255V254H89ZM138 255V254H137ZM146 255V254H145ZM145 255H143L144 257H145ZM154 255V254H153ZM160 255V254H159ZM162 255V254H161ZM160 255V256H161ZM164 255V254H163ZM167 255V254H166ZM181 255V254H180ZM196 255V254H195ZM23 256V255H22ZM32 256V257H33ZM41 256V255H40ZM44 256V255H43ZM56 257H57V255H55ZM62 255H60V257H61ZM74 256H75V254H74ZM74 256H73V258H74ZM84 256V255H83ZM128 256V255H127ZM127 256H125V257H127ZM136 256V255H135ZM134 256V257H135ZM142 256V255H141ZM143 256H142V258H143ZM155 256V255H154ZM179 256V255H178ZM185 256V255H184ZM183 256V257H184ZM191 256V255H190ZM198 255H196V257H197ZM6 257V256H5ZM12 257H13V255H12ZM36 257V256H35ZM34 257V258H35ZM77 257V256H76ZM88 257V256H87ZM91 257H93V256H91ZM133 257V258H134ZM150 257V256H149ZM148 257V258H149ZM158 257V256H157ZM243 257V256H242ZM250 257V256H249ZM252 257V256H251ZM262 257H263V259H264V250H263V254H262ZM7 258V257H6ZM51 258L52 259H54L53 258V255L51 256ZM50 258V259H51ZM58 258V257H57ZM78 258V257H77ZM80 258V257H79ZM117 258V257H116ZM119 259H120V256L118 257ZM140 258V257H139ZM160 258L161 257H159V261H160ZM166 258V257H165ZM169 258H170V256H169ZM195 258V257H194ZM202 258V257H201ZM205 258V257H204ZM207 258V257H206ZM25 259V258H24ZM38 259V258H37ZM47 259H48V257H47ZM49 259V260H50ZM60 259V258H59ZM58 259V260H59ZM67 260H68V258H66ZM70 259H71V255H70ZM69 259V260H70ZM85 259V258H84ZM96 259V258H95ZM94 259V260H95ZM123 259V258H122ZM121 259V260H122ZM146 259V258H145ZM176 259V258H175ZM174 258H173V260H175ZM180 259H181V257H180ZM193 259V258H192ZM211 259V258H210ZM245 258H243V260H244ZM247 259V258H246ZM261 259V258H260ZM21 260V259H20ZM19 260V261H20ZM29 260H31V259H29ZM34 260V259H33ZM44 260V259H43ZM57 260V259H56ZM66 260V261H67ZM115 260V259H114ZM127 260V259H126ZM130 260V259H129ZM136 259H134L133 261H135ZM139 260H141V259H139ZM138 260V261H139ZM150 260V259H149ZM152 260V259H151ZM154 260V259H153ZM161 260H163L164 261V258H162ZM167 260V259H166ZM179 260V259H178ZM197 260H198V257H197ZM204 259H202V261H203ZM216 260V259H215ZM241 260V259H240ZM252 260V259H251ZM13 261V260H12ZM26 261V260H25ZM24 261V262H25ZM39 261H41V260H39ZM50 261H52V260H50ZM62 261H64V260H62ZM61 261V262H62ZM73 261H75L74 259H73ZM78 261V260H77ZM81 261V260H80ZM79 261V262H80ZM83 261V260H82ZM92 262H93V260H91ZM105 261V260H104ZM109 261V260H108ZM132 260H131V263L133 262ZM142 261V260H141ZM140 261V262H141ZM146 261H148V260H146ZM186 261V260H185ZM188 261V260H187ZM186 261V262H187ZM193 261V260H192ZM201 261V262H202ZM205 261V260H204ZM9 262V261H8ZM42 262V261H41ZM45 262V261H44ZM57 262H59V261H57ZM56 261H55V263H57ZM60 262V263H61ZM76 262V261H75ZM100 262V261H99ZM116 262H117V260H116ZM122 262H123V260H122ZM125 262V261H124ZM137 262V261H136ZM143 262V261H142ZM150 262V261H149ZM170 262V261H169ZM188 262H191V260L190 261H188ZM197 262V261H196ZM200 262V261H199ZM200 262V263H201ZM252 262V261H251ZM31 263H32V261H31ZM36 263H39L38 261L36 262ZM53 263V262H52ZM51 263V264H52ZM66 263V262H65ZM73 263V262H72ZM72 263H70V264H72ZM119 263H121V262H119ZM128 263V262H127ZM148 263V262H147ZM157 263V262H156ZM161 263V262H160ZM171 263V262H170ZM244 263H245V260H244ZM26 264H28V263H26ZM46 264V263H45ZM50 264V263H49ZM80 264H81V262H80ZM100 264V263H99ZM133 264H134V262H133ZM140 264V263H139ZM149 264V263H148ZM152 264V263H151ZM158 264V263H157ZM180 264V263H179ZM184 264V263H183ZM190 264V263H189ZM192 264V263H191ZM241 264H242V262H241Z\"/></svg>",
  "mask_w": 264,
  "mask_h": 264
}]
</instances>
